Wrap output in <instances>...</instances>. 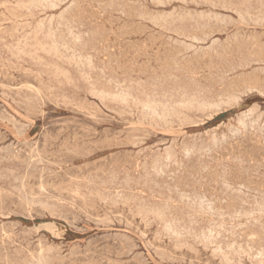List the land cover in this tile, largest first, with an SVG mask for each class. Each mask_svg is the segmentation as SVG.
Wrapping results in <instances>:
<instances>
[{
    "label": "rangeland",
    "instance_id": "obj_1",
    "mask_svg": "<svg viewBox=\"0 0 264 264\" xmlns=\"http://www.w3.org/2000/svg\"><path fill=\"white\" fill-rule=\"evenodd\" d=\"M0 0V38H2V40L0 39V152H4L5 149H7V151L5 150L4 153H0V198L2 199V202H0V264H28L29 262H31L32 260H35L33 263L31 262V264H107L109 261L110 263L109 264H138V260H139V264H263L264 263V196L262 197V192H263V195H264V178L261 179L262 177H264V132L262 133V131H264L263 129V126H264V121H262L264 119V45H262L264 43V2L263 0H254V1H250V0H240V1H235V0H205L207 2H205L204 0H194L195 1V4H194V1L193 0H153L155 1V3L157 4H153V1L152 0H48V2H42L41 0ZM10 1V3H12L11 5H14L17 3H21V4H18L17 3V7L16 5L14 6H11L10 3L8 2ZM14 1V2H13ZM22 1V2H21ZM33 3H32V2ZM81 1V2H80ZM83 1V2H82ZM89 1V2H88ZM93 3H92V2ZM95 1H97V3L99 2L100 4L98 5ZM137 3H135V2ZM162 1V2H161ZM173 1V2H172ZM213 1V2H211ZM218 1V2H217ZM231 1V2H229ZM247 1V2H246ZM29 3L28 6L26 5V3ZM36 2V3H35ZM52 2V3H51ZM55 2V3H54ZM58 2V4H57ZM60 2V3H59ZM65 2V3H64ZM71 2V3H70ZM73 2V3H72ZM76 2V3H75ZM79 2V3H78ZM107 2L108 5H105ZM115 2V5L114 3ZM118 2V3H116ZM120 2V3H119ZM134 2V3H132ZM169 4V5H166L165 3ZM169 2V3H168ZM183 2V3H181ZM187 4H186V3ZM205 2V3H204ZM218 5H216L215 3ZM221 2V3H220ZM227 2V3H226ZM239 2V3H238ZM245 2V3H244ZM249 2V3H248ZM254 2V4L252 3ZM256 2V3H255ZM259 2V4L257 3ZM263 2V3H262ZM3 3L5 4V6L3 5ZM25 3V5L23 4ZM32 3V4H30ZM112 5H111V4ZM159 3V5H158ZM162 3V4H161ZM185 3V4H184ZM193 3V4H192ZM200 3V4H199ZM209 5H208V4ZM214 3V5H213ZM225 3V4H224ZM230 3V4H228ZM241 3V4H240ZM248 3V5H247ZM251 3V4H250ZM33 4H35L33 6ZM43 4V5H42ZM46 4V6H45ZM48 4V5H47ZM51 4H55L54 6L51 5ZM57 4V5H56ZM60 4V5H59ZM80 4V6H79ZM90 4V5H88ZM93 4V5H91ZM102 4V5H101ZM105 7H104V5ZM117 4V5H116ZM124 4V5H123ZM161 4V5H160ZM171 4V6H170ZM190 4V5H189ZM192 4V5H191ZM197 4V5H196ZM211 4V5H210ZM228 4V5H227ZM233 4V5H232ZM245 4V5H244ZM257 4V5H256ZM263 4V5H262ZM9 6L6 8V6ZM20 5V6H19ZM24 5V6H22ZM40 8H39V6ZM49 5L52 6V9H49ZM60 7H59V6ZM78 5V6H77ZM84 5V7H83ZM119 5V6H118ZM123 7H121V6ZM126 5V6H125ZM145 5V6H144ZM156 5V6H155ZM185 5H188L185 6ZM221 5V6H220ZM225 5V6H224ZM231 5V6H230ZM235 5V6H234ZM238 5V6H237ZM242 5V6H241ZM253 7H251V6ZM259 5V6H258ZM261 5V6H260ZM4 6V7H3ZM11 6V7H10ZM32 8H31V7ZM41 9L42 6H45V7H42V11L41 10H37L38 8ZM48 6V7H47ZM90 6V7H89ZM92 6V7H91ZM95 8H94V7ZM99 6H101L99 8ZM106 6H109V7H106ZM113 6V7H112ZM141 9V10H139ZM141 6V8H140ZM165 6V7H164ZM195 6V7H194ZM199 6V7H198ZM201 6V8H200ZM214 6V7H212ZM216 6V7H215ZM220 6V7H219ZM238 8H237V7ZM240 6V7H239ZM245 9H242L244 8ZM258 6V7H257ZM3 7V8H2ZM15 7V8H14ZM22 7H23V10H22ZM47 7V8H46ZM56 7V8H54ZM70 7V8H69ZM80 7V9H78ZM121 7V8H120ZM142 7H143V10L145 12L142 11ZM146 7V8H144ZM206 7V8H205ZM225 7V8H224ZM227 7V8H226ZM229 7V9H228ZM234 7V9H233ZM242 7V8H241ZM253 8V10L251 8ZM261 7V8H260ZM6 8L7 10V13H6V10L4 9ZM11 8V10H9ZM21 8V10H20ZM31 10H29V9ZM45 8V9H44ZM91 8V9H90ZM103 8H105L104 10H102ZM107 8V9H106ZM137 8V9H136ZM185 8V9H183ZM214 8V9H213ZM232 8V9H231ZM237 8V9H236ZM239 8H241L239 10ZM251 9V12H250V9ZM259 8V9H258ZM12 9L13 11H16V12H13L12 13ZM16 9V10H15ZM25 9V10H24ZM48 9V10H47ZM55 9V10H54ZM68 9V10H67ZM85 9V10H83ZM90 9V11H89ZM109 9V10H108ZM124 9V10H123ZM179 9V10H178ZM189 9V10H188ZM217 9V10H215ZM225 9V10H224ZM228 9V11H226ZM236 9V11H235ZM249 11H248V10ZM19 10V11H18ZM29 10V11H28ZM35 10V12L33 11ZM63 10V12H62ZM65 10V11H64ZM73 10V11H71ZM96 10V11H95ZM117 10V11H116ZM122 10V11H120ZM128 10V11H127ZM129 10H131L129 12ZM138 10L140 11V13H142L140 16V13H138ZM153 10V11H151ZM155 10L157 12H155ZM177 10V11H175ZM185 10V11H183ZM194 10V11H193ZM214 10V11H213ZM219 10V11H218ZM231 10L233 11L231 13ZM18 11L19 14H16ZM24 11V12H22ZM40 11V12H39ZM50 11V12H49ZM85 11V12H84ZM89 11V12H88ZM95 11V12H94ZM98 11V12H97ZM105 11V12H104ZM125 11L127 12V14L125 13ZM161 11V12H160ZM180 11V12H179ZM191 14H190V12ZM193 11V13H192ZM203 11V13L201 12ZM208 11V12H207ZM213 11V12H212ZM236 13H235V12ZM246 13H244V12ZM255 11V13H254ZM11 12V13H10ZM28 14H27V13ZM30 12H33L34 15L32 16L33 13H30ZM43 12V13H42ZM47 12V13H46ZM60 12V13H59ZM65 15V16H63ZM70 15H69V13ZM76 12V13H75ZM108 12V13H107ZM129 12V14H128ZM136 12V13H135ZM153 12V14H152ZM170 12L172 13V15L170 14ZM182 12V13H181ZM186 12V13H185ZM195 12V13H194ZM216 12V13H215ZM219 12V13H218ZM223 12V13H222ZM228 12V13H227ZM241 12V13H240ZM258 12V13H256ZM262 12V13H260ZM9 13V14H8ZM24 13V15H23ZM35 13H38V14H35ZM68 13V14H67ZM80 13V14H79ZM94 13V14H93ZM110 13V14H109ZM125 13V14H124ZM158 13L160 15H158ZM167 13V14H166ZM174 13V15H173ZM181 13V14H180ZM215 15H214V14ZM218 13V14H217ZM245 14V16L243 15L242 17L240 16V14ZM253 13V14H252ZM4 14V15H3ZM42 14V15H41ZM60 14V15H59ZM120 14V15H119ZM144 14V15H143ZM155 14V16H153ZM157 14V15H156ZM182 14L183 16L186 18V21H185V18L182 17ZM188 14V15H187ZM197 14V15H195ZM207 14V16H206ZM211 14V15H210ZM222 14V15H220ZM251 14V15H250ZM255 14V15H254ZM261 14V18H259V15ZM263 14V16H262ZM2 15H3V18H2ZM8 15V17H6ZM17 15H19L17 17ZM27 15H30V16H27ZM40 15V16H39ZM57 15V16H56ZM61 19H60V17ZM63 17H62V16ZM89 15V16H88ZM93 15V16H92ZM100 15V16H99ZM131 15V16H130ZM136 15V16H135ZM148 15V17L146 16ZM163 15V16H162ZM166 15V16H165ZM170 15V16H169ZM193 16V17H190V16ZM199 15V16H198ZM214 15V16H213ZM222 17H220V16ZM228 17H227V16ZM255 17H254V16ZM258 15V16H257ZM24 16V17H22ZM36 17L33 19V17ZM55 16V17H54ZM179 16V17H178ZM198 16V17H197ZM205 16V17H204ZM213 16V17H212ZM250 16V17H249ZM6 17V18H5ZM32 19H30V18ZM65 17V18H64ZM102 17V18H101ZM128 19H127V18ZM138 17V19H137ZM147 20H146V18ZM161 17V18H160ZM168 17V18H167ZM173 17V19H172ZM188 17V18H187ZM211 17V18H210ZM217 17L218 18H221L220 20L218 19V24L216 23L217 22ZM225 17V19H224ZM230 17V19H229ZM245 17L247 18L246 21H245ZM251 17L256 20L254 21L253 19H251ZM263 17V18H262ZM28 18V19H27ZM46 18H47V22H46ZM51 18H53L52 20H50ZM56 18V19H55ZM67 18V19H66ZM71 18V19H70ZM89 18V20H88ZM111 18V19H109ZM142 18H145L143 20H141ZM151 20H149V19ZM156 20H155V19ZM160 18V19H159ZM168 19V20H165V19ZM181 18V20H180ZM191 18V19H189ZM210 18V19H209ZM232 18V19H231ZM236 18V19H235ZM239 18V19H238ZM242 18V19H241ZM12 19V20H10ZM41 19V20H40ZM45 21H44V20ZM59 19V20H58ZM66 19V20H65ZM73 19V20H72ZM171 19V20H170ZM175 19V21H173ZM177 19V21H176ZM184 19V21H183ZM197 19H200L202 21H198ZM206 19V20H205ZM209 19V20H207ZM214 19V20H213ZM241 19V21H240ZM244 19V20H243ZM249 19V20H248ZM251 19V20H250ZM263 19V20H262ZM21 20V21H20ZM24 20V21H23ZM39 20V24H37L36 22H38ZM64 20V21H63ZM76 20V21H75ZM117 20V21H116ZM146 20V21H145ZM158 20L160 21H163V22H159ZM190 20L191 23H190ZM235 20V22H233ZM260 20V22H259ZM262 20V21H261ZM5 21H7L6 23H4ZM19 21V22H18ZM52 21V22H51ZM56 23L54 25V22ZM62 21V22H61ZM69 21V22H66ZM74 21V22H73ZM100 21V22H99ZM107 21V22H106ZM121 21V22H120ZM148 21V22H147ZM150 21H155L153 22V24L150 22ZM158 21V22H157ZM173 21V22H172ZM182 21V22H181ZM189 21V23H188ZM194 21H195V24H194ZM206 21V22H205ZM213 21V23H212ZM215 21V22H214ZM220 21V23H219ZM224 21V22H223ZM228 21V22H227ZM249 21V22H248ZM253 21V23H252ZM11 22V24L9 23ZM31 24H30V23ZM59 22V23H58ZM76 22V23H75ZM98 22V23H97ZM120 22V23H118ZM125 22V23H124ZM135 22V23H134ZM139 22V23H138ZM166 22V23H164ZM187 22V23H186ZM193 22V23H192ZM198 22V23H197ZM204 22V23H203ZM211 24H210V23ZM222 22V24H221ZM260 24H259V23ZM2 23V24H1ZM26 25V26H24ZM27 23V24H26ZM29 23V24H28ZM34 25H33V24ZM42 23V24H41ZM52 23V24H51ZM61 23V24H60ZM65 23V24H64ZM73 23V24H72ZM79 23L80 26H78L77 24ZM123 23V25H122ZM127 23H130V24H127ZM138 23V25H137ZM155 23V24H154ZM176 23V24H174ZM200 23V24H199ZM224 23V25H223ZM225 23H227V26ZM238 23V24H237ZM252 23V25H251ZM263 23V24H262ZM18 24V25H16ZM45 24V25H43ZM51 24V26H49ZM69 24V25H67ZM72 26H71V25ZM85 24V25H84ZM141 24V25H140ZM144 24V25H143ZM161 24V26L159 25ZM168 24V27H166ZM180 24H182L180 27H178ZM186 24H189V26H187ZM206 24V25H205ZM214 24L213 27H211L212 25ZM217 24V25H216ZM221 24V25H220ZM258 24V26H257ZM22 25V26H21ZM29 25V26H27ZM38 25V27L36 26ZM45 26V28L43 26ZM58 25V26H57ZM73 25H77L78 27V31H75V28L76 27H73ZM82 25V26H81ZM99 25V27H98ZM113 25V26H112ZM127 25V26H126ZM135 25V26H134ZM146 25V26H145ZM152 25V26H151ZM156 27H155V26ZM166 25V26H164ZM175 27H174V26ZM178 25V26H177ZM185 27H184V26ZM201 25V26H200ZM220 25V28L218 29ZM260 25V26H259ZM11 26V27H10ZM15 26L17 27V29L15 28ZM23 28H21V27ZM32 26V27H31ZM36 26V28H35ZM41 26V27H40ZM50 27V30L47 28V27ZM55 26V27H54ZM61 26V28H59ZM62 26H64L62 28ZM66 26H68L66 28ZM88 26V27H87ZM122 28H121V27ZM138 26V27H137ZM144 26V27H143ZM157 26H159L157 28ZM174 28H173V27ZM194 26V27H193ZM207 26V27H205ZM210 26V27H209ZM217 26V27H216ZM228 29H226L225 27ZM235 26V27H234ZM13 27V28H12ZM28 27H31V28H28ZM34 27V28H33ZM72 27L74 30H72ZM86 27V28H84ZM96 29H95V28ZM104 27V28H103ZM111 27V28H110ZM119 27V28H118ZM126 27V28H125ZM133 27V28H132ZM165 27V28H164ZM194 29H193V28ZM200 27V28H199ZM217 29H216V28ZM5 28V30H4ZM12 28L13 31H11L10 29ZM15 28V29H14ZM19 28V29H18ZM40 31H38L37 30ZM44 28V30L42 29ZM71 28V29H70ZM81 28V30H80ZM84 28V29H82ZM103 28V29H101ZM129 28H131L130 30H128ZM138 28V30H137ZM143 28H145V30L147 29V32H143L145 31ZM149 28V29H148ZM151 28V30H150ZM153 28V29H152ZM157 28V29H156ZM165 33H164V30ZM167 28V29H166ZM170 28H173V29H170ZM179 30H178V29ZM187 28V29H186ZM204 28V29H203ZM214 28V29H213ZM230 28V29H229ZM23 29V30H22ZM26 29V30H25ZM46 29V30H45ZM61 29V31L59 30ZM67 29V30H65ZM77 29V28H76ZM89 29V31H88ZM99 29V30H98ZM155 29V30H154ZM170 29V31H169ZM177 32H176V30ZM186 29V30H185ZM191 29V30H190ZM193 29V30H192ZM210 29H212V33L210 31ZM17 32H16V31ZM29 30V31H28ZM52 30V31H51ZM53 30H56L55 32H53ZM70 32H69V31ZM104 30V31H103ZM108 30V31H107ZM112 30V31H111ZM123 30V31H122ZM127 30V31H126ZM162 30V31H161ZM174 30V32H172ZM185 30V31H184ZM188 30L189 33H188ZM199 30V31H197ZM207 30V31H206ZM246 32H244V31ZM2 31V32H1ZM4 31V32H3ZM15 31V32H14ZM24 31V32H23ZM44 31V32H43ZM60 31V32H59ZM64 31V33L62 32ZM83 31V32H81ZM86 33H85V32ZM94 31V32H93ZM118 31V32H117ZM121 31V32H120ZM134 33H133V32ZM157 31V32H156ZM180 31V32H178ZM204 31V32H203ZM215 31V32H214ZM219 31V32H218ZM226 31V32H224ZM237 31V32H236ZM258 31L259 35L256 33ZM263 31V32H262ZM11 32V33H10ZM28 32H29V36L28 35ZM34 32V33H33ZM39 33V37L36 35V33ZM59 32V33H58ZM67 32V35L66 33ZM73 34H72V33ZM81 35H80V33ZM93 32V34H92ZM114 32V33H113ZM128 32V33H127ZM132 32V33H131ZM140 32V33H139ZM164 34H163V33ZM168 32V33H166ZM172 34H171V33ZM176 32V33H175ZM183 32V34H182ZM207 32V33H206ZM244 32V33H243ZM11 35H10V34ZM14 33V34H13ZM17 33V35L15 34ZM32 33V34H31ZM54 33V34H52ZM70 33V34H68ZM76 33L78 35H76ZM84 35H83V34ZM91 33V34H90ZM101 33V34H99ZM123 33V34H122ZM124 33L126 35H124ZM157 33V34H155ZM158 33H161V34H158ZM191 33V34H190ZM201 34V35H198V34ZM225 33V34H224ZM239 33H243V34H239ZM4 34V37H2V35ZM19 34L21 36H19ZM36 35V36H33V35ZM43 34V35H42ZM57 34V35H56ZM58 34L60 36H58ZM65 37H63V35ZM72 34V35H71ZM86 34V35H85ZM90 34V35H89ZM98 34V35H97ZM124 38H122V35ZM134 36H133V35ZM142 34V35H141ZM149 34V35H148ZM177 34V35H176ZM189 36H188V35ZM195 34V35H194ZM209 34L211 35V37L209 36ZM8 35L10 37H8ZM27 35V36H25ZM49 35V36H48ZM52 35V36H51ZM55 35V36H54ZM76 36V39L73 38L74 36ZM89 35V36H88ZM93 37H92V36ZM108 35V36H107ZM110 35V36H109ZM113 35V36H112ZM155 35V37H154ZM160 35V36H159ZM181 35V36H180ZM184 37H183V36ZM214 37H213V36ZM232 35V36H231ZM241 35V36H240ZM256 35V36H255ZM14 37V40H13V37ZM15 36H19V37H15ZM42 36V37H41ZM46 36V37H44ZM58 38V43L61 45H59L57 43V38ZM62 36V38H61ZM79 36V38L77 37ZM84 38H83V37ZM103 36V38H102ZM109 38H107V37ZM116 36V38H115ZM129 36V37H128ZM142 36V37H141ZM149 36V37H148ZM153 36V37H151ZM162 39L160 40L159 37ZM177 36V37H176ZM192 36H195L192 37ZM201 36V37H199ZM205 36V37H204ZM210 37L211 39L207 38V37ZM230 36V37H229ZM237 38H236V37ZM248 36V37H247ZM250 36V37H249ZM253 36V37H252ZM21 37V38H20ZM23 37V39H22ZM26 39H25V38ZM34 37L35 40L38 38V40H34ZM49 37V38H48ZM70 37V38H69ZM82 37V38H81ZM89 37V38H88ZM98 37V38H97ZM121 37V38H120ZM151 37V38H150ZM173 39H172V38ZM193 39H192V38ZM226 37V38H225ZM233 37V38H232ZM247 37V38H246ZM257 37V38H255ZM261 37V38H260ZM9 41H7V39ZM10 38V39H9ZM12 38V39H11ZM17 38V39H16ZM41 38V39H40ZM45 40L46 38V42L43 40ZM51 38V39H50ZM96 38V39H95ZM171 39L172 41L170 42L169 39ZM179 38V39H178ZM186 38V39H185ZM190 38V39H189ZM198 38V39H197ZM200 38V39H199ZM219 40H217V39ZM236 38V39H235ZM250 38V39H249ZM262 39V41L260 39ZM5 39V40H4ZM16 39V40H15ZM22 39V41H21ZM50 39V40H49ZM54 39V40H53ZM60 39H63V40H60ZM64 39H67V40H64ZM72 39V40H71ZM82 39L85 41H82ZM93 39V40H92ZM108 39V40H107ZM121 39V40H120ZM145 41H144V40ZM148 39V40H147ZM149 39H153L152 41ZM156 39H158L157 41H155ZM167 39V40H166ZM175 39H177V41H175ZM196 39V40H195ZM202 39V40H201ZM206 39V40H205ZM208 39V40H207ZM217 42H216V40ZM239 41H238V40ZM242 39V40H241ZM247 39H249L247 41ZM259 39V40H258ZM12 42H11V41ZM18 40V41H17ZM25 40V42H24ZM27 40H31L32 42L30 41H27ZM60 40V42H59ZM70 40V41H69ZM74 40V41H73ZM81 40V41H79ZM90 42H89V41ZM133 40V41H132ZM185 40V41H184ZM187 40V41H186ZM191 40V41H190ZM197 40H198V43H197ZM200 40L202 41V43L200 42ZM211 40V41H210ZM222 40V41H220ZM232 40V41H231ZM245 40V41H243ZM252 40H253V43H252ZM20 41V43H18ZM26 41L28 43H26ZM34 41V42H33ZM44 41V42H43ZM52 41V42H51ZM62 41V42H61ZM63 41H65L64 43L67 45H65L63 43ZM69 41V42H67ZM93 41V42H92ZM108 43H107V42ZM189 41V42H188ZM196 41V42H195ZM204 41H205V44H204ZM229 41V42H228ZM231 41V42H230ZM238 41V42H237ZM241 41V42H240ZM257 41V42H256ZM6 42V43H4ZM22 42L24 44H22ZM36 42V43H35ZM43 42V43H42ZM55 42V43H54ZM74 42V43H73ZM83 42V43H82ZM125 42V43H124ZM144 42V43H143ZM146 42V43H145ZM155 42V43H154ZM170 42V43H169ZM173 42V43H172ZM176 42V44H175ZM181 43V44H178ZM200 42V43H199ZM213 42V43H212ZM219 42V44H218ZM234 42H237L239 45H237V43H234ZM240 42V43H239ZM243 42V43H242ZM246 42V43H245ZM1 43H4V44H1ZM16 43V44H15ZM51 43V45H50ZM75 44V47L70 44ZM80 43V44H78ZM86 43H87V46H86ZM96 43V44H95ZM107 43V44H106ZM154 43V44H152ZM168 43V44H166ZM189 43V45H188ZM222 45H221V44ZM249 43V44H248ZM259 43V44H257ZM13 44V45H12ZM22 44V45H21ZM25 44L27 46V48H25ZM37 44H41V46ZM44 44V45H43ZM55 44V45H54ZM78 44V45H77ZM90 44V45H89ZM101 44V45H100ZM103 44V45H102ZM110 44V45H108ZM152 44V46H151ZM161 44V46H160ZM176 46H175V45ZM178 44V45H177ZM183 44V45H182ZM192 44V45H191ZM197 44V45H196ZM202 44V46H201ZM218 44V45H217ZM235 44V45H234ZM247 44V45H245ZM257 44V45H256ZM3 45H4V48H3ZM11 47H10V46ZM17 45V46H16ZM37 45V47H36ZM43 45V47H42ZM57 45V47H56ZM63 45V46H62ZM81 45V46H80ZM99 45V46H98ZM119 45V47H118ZM135 45V46H134ZM137 45V46H136ZM143 45H146V46H143ZM165 45V47H164ZM169 46V47H166ZM172 45V47H171ZM185 45V46H184ZM191 45V46H190ZM196 45V46H194ZM207 45V46H206ZM209 45V46H208ZM215 45V46H214ZM255 46L253 48V46ZM262 45V46H261ZM31 46V47H30ZM35 49H40L43 48L41 51L40 50H33L34 47ZM46 46V47H44ZM51 49V51H53L54 49H57V50H54L53 53L48 49V47ZM55 46V47H53ZM71 46V47H70ZM77 46V47H76ZM102 48H101V47ZM106 49H105V47ZM128 46V47H127ZM145 48V49H143ZM151 46V47H150ZM187 46V47H186ZM190 46V47H189ZM201 46V47H200ZM204 46L206 48H204ZM214 46V47H213ZM222 48H221V47ZM226 46V47H225ZM228 46V47H227ZM232 46V47H230ZM236 46V47H235ZM240 46V48H239ZM243 46V47H242ZM8 47L10 49H8ZM19 51H18V49ZM41 47V48H40ZM53 49H52V48ZM70 47V48H69ZM82 47V48H81ZM88 47V48H86ZM96 49H95V48ZM114 47V49H113ZM130 47V48H129ZM150 47V48H149ZM164 47V48H163ZM175 47V48H174ZM180 47V48H179ZM182 47V49H181ZM185 47V48H184ZM196 49H194V48ZM212 47V48H211ZM220 50H219V48ZM224 47V48H223ZM245 47V48H244ZM12 48V49H11ZM16 49V52L17 54H19L20 56H18L16 54V52H14L13 50ZM30 48V49H29ZM33 48V49H32ZM47 48V49H46ZM69 48V49H67ZM73 48V49H72ZM74 48H77V49H74ZM111 48V49H110ZM116 48V49H115ZM126 48V49H125ZM135 48V49H134ZM140 48V50H139ZM161 48V50L159 51V49ZM173 48H174V51H173ZM178 48V49H177ZM211 48V49H209ZM227 48V50L225 49ZM229 48V49H228ZM235 48V50L232 51V49ZM254 50H253V49ZM259 48H261L259 50ZM5 49V50H4ZM22 49H25V50H22ZM44 49L46 51H44ZM59 49V50H58ZM66 49V50H64ZM79 49V50H78ZM83 49H87L86 53H85V50ZM95 49V53L93 52ZM109 49V50H108ZM113 49V50H112ZM122 49V50H121ZM129 49V50H128ZM184 49V50H183ZM187 49V50H186ZM192 49V50H191ZM209 49V51H207ZM213 49V51H211ZM218 49V50H217ZM225 49V50H223ZM238 49V51H237ZM246 49V50H245ZM258 49V50H256ZM4 50V51H2ZM31 51V55H30V51ZM49 50V51H48ZM72 50V51H71ZM79 52H78V51ZM81 50V52H80ZM83 50V51H82ZM93 50L92 52H89ZM97 50V51H96ZM107 50L109 51L107 53ZM139 52H138V51ZM176 50V51H175ZM179 50V51H178ZM182 50L183 52L185 53H182ZM229 50H231L229 52ZM252 50V51H251ZM10 51V52H8ZM12 51V53H11ZM25 51V52H24ZM37 51H40L39 53L40 54H37L36 52ZM47 51L50 53L49 55L51 56H48L47 55ZM56 51V52H55ZM59 51V53H57ZM64 51V52H63ZM77 53L78 55L81 56L82 52V57L80 56H77ZM129 51V52H128ZM137 51V52H136ZM141 51V52H140ZM143 51V52H142ZM145 51V52H144ZM147 51V52H146ZM165 51V53H164ZM188 53H187V52ZM191 51V52H190ZM211 51V53H210ZM218 51V53L216 52ZM251 51V52H250ZM7 52V53H6ZM14 52V53H13ZM20 52V53H19ZM22 52H24V55L21 54ZM34 52V53H33ZM43 52H45L43 55ZM62 52V53H61ZM66 52V53H65ZM89 52V53H88ZM97 52V53H96ZM104 52V53H103ZM128 52V53H127ZM160 52V53H159ZM163 52V54H162ZM170 52V53H169ZM179 54H177V53ZM205 52V53H204ZM210 54H209V53ZM225 52V53H224ZM227 52V53H226ZM235 52V53H234ZM243 52L245 53V55L243 54ZM247 52V54H246ZM257 52V53H256ZM9 53V54H8ZM35 53H36V56H35ZM52 53V55H51ZM66 56H65V54ZM81 53V54H80ZM110 53V54H109ZM124 53V54H123ZM139 53V54H138ZM147 53V54H146ZM159 53V55H158ZM167 53V54H166ZM187 53V54H186ZM199 53V54H197ZM204 53V54H202ZM216 53V54H215ZM233 53V55H229ZM8 54V55H7ZM12 54V55H11ZM15 54V55H14ZM29 54V55H28ZM62 54H63V57H62ZM85 54V55H84ZM119 54V55H118ZM120 54H122L120 56ZM165 54V55H164ZM169 54V55H168ZM176 54V55H175ZM182 54V55H181ZM220 54V55H219ZM243 54V55H242ZM17 55V57H15ZM22 55V56H21ZM31 56L28 57V56ZM34 55V56H33ZM58 55V58H56L55 56ZM69 55V56H68ZM72 55H76L75 58H73L74 56ZM87 55V56H86ZM90 55H93V56H90ZM95 55V56H94ZM102 55V56H101ZM157 57H156V56ZM194 55V56H193ZM197 55V56H196ZM207 55V56H205ZM218 55V56H217ZM242 57H241V56ZM246 55H249L246 57ZM6 56V57H5ZM25 56V57H23ZM38 56V57H37ZM60 56V57H59ZM65 56V57H64ZM85 56V58L83 57ZM135 57L133 59V57ZM172 56V57H171ZM174 56H177V58L175 57V59H173ZM185 56V57H184ZM188 56V57H187ZM205 58H204V57ZM210 56H212L210 58ZM218 59H217V57ZM225 56V57H224ZM227 56V57H226ZM236 56V57H234ZM15 57V58H13ZM21 57V58H20ZM61 57H62V60H61ZM67 57V58H66ZM95 57V59L93 58ZM122 57V58H121ZM138 57V58H137ZM152 57V58H151ZM156 57V58H155ZM187 57V58H186ZM195 57V58H194ZM197 57V58H196ZM200 57V58H198ZM215 57V58H214ZM240 57V58H238ZM250 57V58H249ZM253 57V58H252ZM2 58V59H1ZM5 58V59H4ZM11 58V59H10ZM34 58V60H33ZM43 58L41 61L39 59ZM54 58V59H53ZM69 58H72L69 59ZM81 58V59H79ZM89 58V59H87ZM185 58L186 61H184L183 59ZM188 58H190L188 60ZM193 58V59H192ZM204 58V60H202ZM208 58V59H207ZM221 58V59H220ZM224 58V59H223ZM227 58V60H226ZM238 58V59H237ZM244 58V59H243ZM10 59V60H9ZM21 59L23 61H21ZM64 59V60H63ZM66 59V61H65ZM75 59V60H74ZM84 59V60H83ZM90 59L92 60V62L90 61ZM98 59V60H97ZM116 59V60H115ZM124 59V60H122ZM156 59V60H155ZM162 59V60H161ZM171 59L168 63V60ZM198 59V60H197ZM246 59V60H245ZM252 59V60H251ZM8 61V62H4V61ZM17 60H19L18 63ZM31 60V61H30ZM39 60V61H37ZM61 60V61H60ZM69 63H68V61ZM78 62H77V61ZM81 60V61H80ZM97 60V61H94ZM102 60V62H101ZM134 62L132 63L131 61ZM181 60L183 62H181ZM195 60V61H194ZM197 60V61H196ZM200 60V61H199ZM220 60V61H219ZM230 60V61H229ZM3 61V62H2ZM57 61V62H56ZM59 61V62H58ZM74 61V62H72ZM85 63H84V62ZM87 61L91 62V63H88ZM120 61V62H119ZM129 61V62H128ZM156 61V63H155ZM161 61V62H159ZM164 61V62H163ZM174 63H173V62ZM189 61V62H188ZM192 61V62H191ZM194 61V63H193ZM213 61V62H212ZM248 61V62H246ZM252 61V62H251ZM256 61L258 62V64L256 63ZM261 61V62H260ZM30 62V63H29ZM37 62V63H35ZM44 62V63H42ZM47 62V63H46ZM63 64H62V63ZM70 62L71 65H70ZM82 62L84 64H82ZM115 62V63H113ZM143 62V63H141ZM151 62V63H149ZM167 62V63H166ZM192 64H191V63ZM211 62V63H210ZM220 62V63H218ZM225 65H224V63ZM245 62V63H244ZM253 62L256 64L255 67L253 65ZM46 63V64H45ZM74 63V64H73ZM76 63V64H75ZM87 63V65H86ZM94 63V64H93ZM97 65H96V64ZM121 63V64H120ZM162 63H165V64H162ZM179 63H180V66H179ZM186 63V66L183 65V64ZM205 63V64H204ZM210 63V64H209ZM214 63V64H212ZM230 63V64H229ZM263 63V64H262ZM8 64V65H7ZM13 64V65H12ZM18 64V65H17ZM27 64V65H26ZM67 64H69V67ZM73 64V65H72ZM80 64V68H79V65ZM82 64V65H81ZM116 64V65H115ZM118 64V65H117ZM124 64V66H122ZM131 64V65H130ZM136 64V66L134 67L133 65ZM140 64V65H138ZM145 64V65H144ZM147 64V66H146ZM157 64V66H156ZM162 64V65H161ZM198 64V66H197ZM216 64V65H215ZM247 64V65H246ZM261 64V65H259ZM22 65V66H21ZM43 65V66H42ZM49 65H52L54 66V68L56 69V71H60L62 68L64 71L63 73L62 70L58 73L55 71V69H52V66H49ZM57 65L60 67L58 68ZM67 65V66H66ZM78 65V67H77ZM87 67H85V66ZM95 65V66H94ZM108 65V66H107ZM121 65V66H119ZM178 65V66H176ZM190 65V67H189ZM199 65L201 67H199ZM209 66L210 65V68L208 69L207 67L205 66ZM213 65V66H212ZM240 65V67H239ZM246 65V66H245ZM252 65V66H251ZM13 66V67H12ZM21 66V67H20ZM42 66V67H41ZM45 66V67H44ZM49 66V67H48ZM62 66V67H61ZM76 66V67H75ZM84 66V68H83ZM90 66V69H88V67ZM93 68H92V67ZM104 66V67H103ZM127 67V70L125 69ZM146 66V67H145ZM161 66V67H160ZM164 66V67H163ZM171 66H174V67H171ZM183 66V67H182ZM189 68H188V67ZM194 66V67H192ZM197 66V67H196ZM244 66V67H243ZM29 68V70H27L26 68ZM45 69H44V68ZM47 67L49 69H47ZM57 67V68H56ZM75 67V68H74ZM97 67V68H96ZM120 67V69H118ZM123 67V68H122ZM128 70V68H130ZM137 67L140 69V72H139V69H137ZM152 67V68H151ZM169 67V68H168ZM202 67H205L204 69ZM216 67V68H215ZM219 67V68H218ZM227 67H230L231 70ZM236 67V68H235ZM238 67V68H237ZM254 67V69H253ZM68 68V69H66ZM83 68V69H82ZM99 68V69H98ZM154 68V69H153ZM160 68V69H159ZM181 68V69H180ZM199 68V69H197ZM201 68V69H200ZM212 68V69H211ZM221 68V69H220ZM225 68V70H224ZM240 68V69H239ZM243 68V69H242ZM247 68V69H245ZM250 68V69H249ZM263 70H262V69ZM10 69V70H9ZM19 69V70H18ZM26 69V70H25ZM58 69V70H57ZM81 70V71H78L77 73L75 72V70ZM92 69V70H91ZM101 69H103L101 71ZM145 69V70H144ZM147 69V70H146ZM171 69V70H170ZM176 69V71H175ZM185 70L186 72H184L183 70ZM190 69H194L193 70H190ZM211 69V70H210ZM215 69V70H214ZM241 70V71H238ZM245 69V70H244ZM260 69V70H259ZM7 70V71H6ZM18 70V71H17ZM31 70V71H30ZM68 70L66 72V74L68 73V78H67V75L64 74L65 71ZM94 70L96 71L94 73ZM99 70V71H98ZM132 70H134L132 72ZM153 70V71H152ZM165 70V71H164ZM175 72H174V71ZM177 70L179 71L177 73ZM201 70V72H200ZM210 70V71H209ZM222 70V71H220ZM256 70V71H255ZM6 71V72H5ZM12 71V72H11ZM14 71H16L14 73ZM20 71V73H19ZM36 74H34V72ZM55 71V72H54ZM92 71V72H91ZM104 71V72H103ZM111 71V72H110ZM113 71V72H112ZM145 71V72H144ZM148 71V72H147ZM155 71V72H154ZM168 73H167V72ZM171 71V72H170ZM183 71V72H181ZM191 71V72H190ZM205 71V72H204ZM209 71V72H208ZM220 71V73H219ZM224 71H226L224 73ZM228 71V72H227ZM237 71V72H236ZM255 71V72H254ZM23 72H25V74H23ZM39 72V75L41 76H37ZM48 72V73H47ZM80 72L83 74H80ZM102 72V73H101ZM132 72V73H131ZM135 72V73H134ZM144 72V73H143ZM152 72V73H151ZM160 72L163 73L160 75ZM174 72V73H173ZM222 72V73H221ZM230 72H232L230 74ZM257 72V73H256ZM14 75H13V74ZM19 73V74H18ZM28 73V74H27ZM32 73V74H31ZM56 73V74H54ZM61 73V74H59ZM88 77L91 76V78H87L86 79V75ZM90 73V74H89ZM92 73V74H91ZM98 73V74H97ZM104 73V74H103ZM146 73V75H145ZM154 73V74H153ZM167 73V74H166ZM172 73V74H170ZM177 73V74H176ZM191 73V74H190ZM195 73V74H194ZM200 73V74H199ZM202 73V74H201ZM204 73V74H203ZM206 73V74H205ZM210 73V74H209ZM218 73V74H217ZM242 73V74H240ZM247 73H249L250 75H248ZM263 73V74H262ZM51 76L50 78L48 77V75ZM53 76H52V75ZM70 74V75H69ZM103 74V75H102ZM106 74V75H105ZM152 74V75H151ZM158 74V75H157ZM170 74V75H169ZM186 74V75H185ZM188 74V75H187ZM209 74V75H208ZM221 74H223L221 76ZM256 76L254 77L253 76ZM13 75V76H12ZM55 75H57L56 78L58 79H54ZM61 75V77L59 76ZM84 75H85V78H84ZM121 75V76H120ZM130 75V76H129ZM132 75V76H131ZM145 75V76H144ZM166 75V76H165ZM173 75V76H172ZM176 75V77H175ZM178 75V76H177ZM184 75V76H183ZM192 78H191V76ZM194 75V76H193ZM204 75V76H203ZM206 75V76H205ZM216 75V76H214ZM227 75V76H226ZM239 75V76H237ZM242 75V76H241ZM260 75V76H259ZM44 76V77H42ZM46 76V77H45ZM63 76V77H62ZM67 80H64L65 77ZM83 78H82V77ZM97 76V77H96ZM107 76V77H106ZM115 78H114V77ZM123 76V77H122ZM156 77V78H152V77ZM161 78H159V77ZM162 76V77H161ZM164 76V77H163ZM169 76V77H168ZM189 76V77H188ZM200 76V77H199ZM203 76V77H202ZM210 76V78H209ZM212 76V77H211ZM234 76V77H233ZM248 76V77H246ZM6 77V78H5ZM15 77V78H14ZM40 77V78H39ZM105 77V78H104ZM141 77V78H140ZM147 77V78H146ZM187 78V80H185ZM207 77V78H205ZM215 79H214V78ZM222 77V79L220 78ZM231 79H229V78ZM236 77V78H235ZM5 80H4V79ZM8 78V79H7ZM12 78V79H11ZM64 78V79H63ZM70 78V79H69ZM72 78V79H71ZM133 78V79H132ZM136 78V79H134ZM159 78V79H157ZM164 78V79H163ZM174 79V78H177V80H171V79ZM185 78V79H183ZM190 78V79H189ZM213 78V79H212ZM254 78H257V79H254ZM258 78L260 80H262L263 82H261L260 80L258 82H260V84L258 82H256V80H258ZM15 79V81H14ZM41 79V80H40ZM46 79V80H45ZM53 79V80H52ZM103 79V80H101ZM126 79V80H125ZM130 79V80H129ZM146 79V80H145ZM150 79V80H148ZM156 79V80H155ZM183 79V80H182ZM206 79V80H205ZM218 79V80H217ZM226 79V80H225ZM228 79V80H227ZM252 79V80H251ZM13 80V81H12ZM43 80V81H42ZM51 80V81H50ZM73 80V81H72ZM86 82H84V81ZM95 80V81H94ZM108 80V81H107ZM114 83L115 80H116V84L119 86H117L115 83L113 84L112 82ZM118 80V81H117ZM125 80V81H124ZM137 80V81H136ZM140 80V82H139ZM166 80V81H165ZM171 80V81H170ZM185 80V81H184ZM192 80V81H191ZM196 82H195V81ZM201 80V82H200ZM250 80V81H249ZM40 81V82H39ZM72 81V82H75V83H72V82H69ZM77 81L79 82V84L77 83ZM90 81V82H89ZM94 81V82H92ZM98 81V82H97ZM124 81V82H123ZM132 83H129L131 82ZM144 81V83H143ZM149 81V82H148ZM161 81V82H160ZM182 81V82H181ZM195 83H194V82ZM206 81V83H205ZM227 81V82H226ZM235 81V83H234ZM249 81V82H247ZM253 83H252V82ZM13 82V83H12ZM16 82V83H15ZM47 82V83H46ZM50 82V83H49ZM67 82V83H66ZM89 82V84H88ZM97 82V83H96ZM100 82V83H99ZM109 84H107V83ZM128 82V83H127ZM134 82V83H133ZM157 82V83H156ZM160 82V83H159ZM174 82H176L175 86H174ZM198 82V83H197ZM205 84H204V83ZM210 82V84H209ZM220 82V83H219ZM222 82V83H221ZM226 82V83H225ZM239 84V86L237 85V83ZM59 83V84H58ZM61 83V84H60ZM86 83V84H85ZM105 83V84H104ZM126 83V85L124 84ZM138 84L140 83L138 86L137 85H134V84ZM144 85H143V84ZM153 83V84H152ZM172 83V84H171ZM188 83H191L189 84L188 86ZM200 83V84H199ZM247 85H246V84ZM263 83V84H262ZM42 84V85H41ZM64 84V85H63ZM68 84V85H67ZM69 84H71V86H69ZM91 84V85H90ZM95 86H94V85ZM122 84V85H121ZM130 84V85H129ZM163 84V85H162ZM203 84V86H202ZM220 84V86H219ZM236 84V85H235ZM242 84V85H241ZM254 84V86L252 85ZM17 85V86H16ZM73 85H76L75 88ZM101 85V86H100ZM107 85V86H106ZM123 85L125 87H123ZM132 85V87L130 88V86ZM150 85L152 87H150ZM161 85V86H160ZM181 85V86H180ZM191 85H195L194 87L191 86ZM208 85V86H207ZM260 85V86H259ZM45 86V87H44ZM89 86H93L94 88H91ZM114 86H116L115 88H113ZM122 86V87H120ZM138 88H137V87ZM141 86V87H139ZM145 86V88H144ZM155 86V87H154ZM167 86V87H166ZM177 86H179L180 88H177ZM187 86V87H186ZM196 86L198 87V89L196 88ZM201 86L203 87V89L201 88ZM216 86V88L214 87ZM219 86V87H217ZM223 86V87H222ZM242 86V87H241ZM263 86V87H261ZM49 87V88H48ZM128 87V88H127ZM157 87V88H156ZM175 87V88H174ZM184 87L185 90H182ZM189 87V88H188ZM200 87V88H199ZM48 88V90L46 89ZM51 88V92L49 91V89ZM55 89L54 91L52 89ZM97 88V90H100V89H103L99 92H97V90L95 89ZM100 88V89H98ZM118 88V89H117ZM124 88V90H123ZM130 88V89H129ZM137 88V90H136ZM140 88V89H139ZM188 88V89H187ZM195 88V89H194ZM219 88V89H217ZM246 88V89H245ZM261 88V89H260ZM79 89V90H78ZM95 89V90H93ZM128 91H127V90ZM134 91H131L133 90ZM209 89V90H208ZM215 91H214V90ZM240 89V90H239ZM249 89V90H248ZM37 90V91H36ZM47 90V92H46ZM57 90V91H56ZM107 90V91H106ZM118 90V91H117ZM153 90V91H151ZM172 90V91H171ZM176 90V91H175ZM203 90V91H201ZM205 90V91H204ZM252 90V92L250 91ZM64 91V92H63ZM84 91V92H83ZM87 91V92H86ZM91 91V92H90ZM93 91H96L95 93ZM116 91V92H114ZM121 91V92H120ZM124 91V93H126L124 95V93L122 92ZM131 91V93H130ZM138 91V92H136ZM144 93H143V92ZM163 91V92H162ZM187 91V92H186ZM191 93H189V92ZM198 91V92H197ZM248 91V92H247ZM251 94H250V92ZM94 94H93V93ZM105 92V93H104ZM129 92V93H128ZM157 92V93H155ZM165 92V93H164ZM166 92H169V93H166ZM180 92V93H179ZM204 92V93H203ZM206 92V93H205ZM209 92V93H208ZM211 92V93H210ZM238 92L240 94H243V95H240L238 94ZM242 92V93H241ZM245 94H244V93ZM259 92V93H258ZM19 93V94H18ZM56 95L53 96V94ZM84 95H83V94ZM92 93V94H89ZM102 93V94H101ZM109 93H110V96L112 98H110L109 96ZM121 93V94H120ZM143 93V94H142ZM160 93V94H159ZM171 93V95H169ZM173 93V94H172ZM182 93V94H181ZM185 93V95H184ZM189 93V94H188ZM195 93V94H194ZM208 93V94H207ZM237 93V94H236ZM7 94V95H5ZM86 94V95H85ZM102 95L103 98H97V97H100L99 95ZM118 98H116L117 96ZM128 94H130L128 96ZM145 94V95H144ZM153 96H151V95ZM165 94V95H162ZM178 94L179 95V99L177 100L178 98ZM198 94V95H197ZM204 94V95H202ZM211 94V96H210ZM258 94V95H257ZM93 95V96H91ZM95 95V96H94ZM108 95V96H107ZM127 95V97H126ZM143 95V96H141ZM148 95V96H147ZM156 95V97H155ZM175 95L176 96V99H175ZM183 95V96H182ZM189 95V96H188ZM196 95V96H195ZM206 95V96H205ZM234 95V96H233ZM7 96V97H6ZM17 96V97H16ZM30 96V98H29ZM62 96V97H61ZM101 96V97H102ZM107 96V98H106ZM114 96V97H113ZM122 97V98H119ZM126 98H125V97ZM137 98H135V97ZM147 96V97H146ZM164 97L161 98V97ZM173 96V97H172ZM182 96V97H181ZM195 96V97H194ZM199 96V100L197 99ZM201 96V97H200ZM204 96V97H203ZM237 96V98H236ZM239 96V97H238ZM263 96V97H262ZM15 97V98H14ZM86 97V99H84ZM109 97V99H108ZM132 97H134L135 99H133ZM152 97V100L149 99V98ZM172 97V98H171ZM194 97V98H193ZM224 97V98H223ZM232 97V98H231ZM240 97H241V102H240ZM29 99L26 100L25 99ZM70 98V99H69ZM88 98V100H87ZM93 98V99H92ZM105 98V101L103 100ZM131 100H129V99ZM153 98H156L155 100ZM167 98V99H166ZM168 98H171V100ZM174 98V99H173ZM181 98V99H180ZM185 98V100H184ZM187 98V99H186ZM190 98V99H188ZM203 98V99H202ZM205 98V99H204ZM208 98V99H206ZM231 98V99H230ZM239 98V99H238ZM32 99V101H31ZM37 99V100H36ZM58 99V100H57ZM60 99V100H59ZM66 99V100H64ZM74 99V100H73ZM116 99V103L114 104V100ZM117 99H119V101L117 102ZM128 99V100H126ZM133 99V100H132ZM136 99H139L140 100V103L139 100H136ZM146 99V100H145ZM158 99V100H157ZM163 99V100H162ZM212 99L214 101H212ZM219 99V100H218ZM227 99V100H226ZM234 99V100H233ZM238 99V100H237ZM109 100V101H108ZM112 100V101H111ZM122 100V101H121ZM136 100V104L134 103ZM145 100V101H144ZM147 100H149L148 102L150 103H147ZM174 100V101H172ZM182 100V101H181ZM187 100H190V101H187ZM196 100V101H195ZM204 102H203V101ZM211 100V101H210ZM222 100V101H221ZM231 100V101H229ZM236 100V101H235ZM31 101V103L29 102ZM38 101L40 102L38 104ZM65 101V102H64ZM68 101V102H67ZM71 101V102H70ZM76 101V102H75ZM85 101V103L83 102ZM102 101V102H101ZM104 101V102H103ZM107 101V102H106ZM128 101V102H127ZM131 101V102H130ZM142 101V103H141ZM159 101V103H158ZM171 101V102H170ZM181 101V103H179ZM184 101V102H183ZM194 101V102H193ZM202 101V102H201ZM209 101V102H208ZM217 101V102H216ZM231 102V104L229 102ZM89 103V105H87ZM111 102V103H110ZM122 102V103H121ZM133 102V103H132ZM143 102H146L148 106H151L152 107H157L161 109V107H163L161 110H159V113H160V118L156 116H154L153 114H150L149 111L147 110V105L146 103L144 104ZM154 102V103H153ZM156 102V104H155ZM167 102V103H165ZM198 102L200 103H212L214 104H217V103H220L221 107L219 108V111H218V108H208V107H205L203 108L202 106L199 107L198 106ZM227 102V103H226ZM60 103V104H59ZM73 105H71V104ZM93 103V105H92ZM104 103V104H103ZM119 103V104H117ZM126 103V104H125ZM129 105L130 108H132V106H134L132 109H129L128 106L126 105ZM153 103V104H152ZM164 103V105H163ZM168 103H170V105H168ZM173 103H177L176 107L174 106L175 104ZM188 103V104H187ZM193 105H190L192 104ZM224 103V105H222ZM54 104V105H53ZM66 104V105H65ZM69 104V105H67ZM84 108H83V106ZM96 106H95V105ZM121 104L124 106H121ZM134 104V105H133ZM139 104L140 106L138 107ZM160 104H162L163 106H161ZM167 104V105H166ZM182 104V105H181ZM186 106H184V105ZM228 104V105H227ZM238 104V105H237ZM25 105V106H24ZM35 105V106H34ZM39 105V106H38ZM65 105L66 106V109H65ZM77 105V107H75ZM91 105V106H90ZM106 109H105V107ZM155 105V106H154ZM180 105V106H179ZM190 105V106H189ZM226 105V106H225ZM233 105V106H232ZM237 105V106H236ZM255 105V106H254ZM71 106V107H70ZM95 106V107H94ZM117 106V107H116ZM137 106V107H136ZM144 106V107H143ZM146 106V108H145ZM167 106V107H165ZM170 106V108H169ZM198 106V108H196ZM226 108H225V107ZM228 106V107H227ZM230 106V107H229ZM22 107V109H21ZM29 112H33L31 114H29ZM37 107V108H36ZM75 107V108H74ZM89 107V108H88ZM92 107V108H91ZM115 107V108H114ZM141 107V108H140ZM143 107V108H142ZM172 107V109H171ZM174 107V108H173ZM181 107V109H180ZM184 107L186 108V111H184ZM190 107V108H189ZM254 107V108H253ZM256 107V108H255ZM39 108V109H38ZM74 108V109H73ZM98 108V109H97ZM113 108V110H112ZM169 110L167 112V110ZM176 108H179V109H176ZM191 108L193 111L197 110L198 111H191ZM195 108V109H194ZM214 108V109H213ZM25 109V110H24ZM41 109V110H40ZM79 109V110H78ZM88 109V110H87ZM111 109V110H109ZM121 109V110H120ZM124 109V110H122ZM130 110H133L129 111ZM145 109V110H144ZM174 109V110H173ZM201 109V111H199ZM203 109H207L209 111L205 112L206 110H204L202 112ZM257 111H256V110ZM22 110V111H21ZM90 110V111H89ZM164 110V111H163ZM183 110V111H182ZM189 110V111H188ZM212 110V111H211ZM216 110V112H215ZM221 110V111H220ZM254 110V112L252 111ZM262 110V111H261ZM43 111V112H42ZM81 111V112H80ZM84 111V112H83ZM113 111V112H111ZM127 113H125V112ZM142 111H145V112H142ZM148 111V112H147ZM173 111H176L175 113ZM182 113V115L180 116H183V117H180L179 116V112ZM191 111V112H190ZM216 114H214L213 113ZM249 111V113H248ZM27 114H26V113ZM83 112V113H82ZM91 113V114H88ZM117 112V113H115ZM123 112V113H121ZM132 112V113H131ZM141 112V113H140ZM162 112H166V116L165 118L163 117L164 113ZM184 112V113H183ZM188 112V113H186ZM198 112V113H197ZM202 114H201V113ZM209 112V113H208ZM260 112L262 114H260ZM40 115H37L39 114ZM119 113V114H118ZM138 113V114H137ZM145 113V114H144ZM174 113V114H173ZM178 113V114H176ZM244 113V115H243ZM258 113V114H257ZM34 114V115H33ZM110 114V115H109ZM115 114V115H114ZM123 114V115H122ZM132 114V116H131ZM137 114V115H136ZM140 114V116H139ZM150 116H149V115ZM171 114V117L169 116ZM185 114V115H184ZM189 118H186L187 116ZM205 114V115H204ZM211 114V115H209ZM247 114V115H246ZM253 114H255L254 116H257V117H254L252 116ZM5 115V117H3ZM10 118H9V116ZM28 115V116H27ZM37 117H36V116ZM84 115V116H83ZM96 115V116H95ZM126 115H129L126 117ZM144 115V116H143ZM163 115V116H162ZM173 115V116H172ZM179 118H178V116ZM197 115V116H196ZM208 115V116H207ZM242 115V116H241ZM250 115V116H249ZM95 116V117H94ZM114 116V117H113ZM122 116V117H121ZM142 116L144 117V119H142ZM153 116V120H152V117ZM185 116V117H184ZM194 116V118H193ZM203 116V117H202ZM207 116V118H206ZM244 116V118H243ZM247 116V117H246ZM263 116V117H262ZM13 117V118H12ZM131 117V118H130ZM141 119H140V118ZM150 117V119H149ZM155 117V118H154ZM163 117V118H162ZM175 117V118H173ZM178 120H177V118ZM197 117V118H196ZM246 117V118H245ZM251 117H254L253 119L250 120ZM258 117H259V120H258ZM2 118L4 120H2ZM92 118V119H91ZM103 118V119H102ZM158 118V119H157ZM171 118V120L169 119ZM184 118V119H183ZM242 118V119H241ZM256 118V119H255ZM262 118V119H261ZM9 119V120H8ZM11 119V120H10ZM106 119V120H105ZM133 119V120H132ZM140 119V120H139ZM162 119V120H161ZM174 119V120H172ZM179 119L180 122L179 123ZM194 119V120H193ZM209 119V120H207ZM232 119V120H231ZM248 119V120H247ZM128 122H126V121ZM129 120V121H128ZM138 120V121H137ZM147 120V121H146ZM152 120V121H151ZM160 120V121H159ZM184 120V121H183ZM191 120L192 123H190L189 121ZM194 123H193V121ZM199 120V121H198ZM236 120H239L238 122ZM247 120V121H246ZM13 121V122H12ZM123 123H122V122ZM144 121V123H142ZM147 123H146V122ZM154 121V122H153ZM158 121V122H156ZM165 121V123L163 122ZM167 121V123H166ZM171 121V122H170ZM178 121V122H177ZM197 121V122H196ZM229 121V122H228ZM234 121V122H233ZM242 121H245V122H242ZM253 121V122H252ZM259 121H261L259 123ZM67 122V123H65ZM150 122V123H149ZM152 122V123H151ZM156 124L154 125L153 123ZM174 122V123H173ZM195 122H196V125H195ZM206 122V123H205ZM64 123V124H63ZM131 123V124H129ZM162 125H161V124ZM171 125H170V124ZM173 123V124H172ZM190 123V124H189ZM202 123V125H201ZM223 123V124H222ZM241 123H242V127H241ZM258 123V124H256ZM60 124V125H59ZM147 124V125H146ZM151 124V125H150ZM167 124V125H166ZM177 124V125H176ZM189 124V125H188ZM198 124V125H197ZM222 124V125H221ZM246 124V125H245ZM261 124V125H260ZM23 128H22V126ZM183 125V126H182ZM191 125V126H190ZM195 125V126H194ZM231 125V126H229ZM234 125H236L234 127ZM239 125V127H238ZM166 126V128L164 127ZM221 126V127H220ZM245 126V127H244ZM248 126V128H247ZM251 126V127H250ZM253 126V127H252ZM255 126H257L255 128ZM220 127V129H218ZM241 127V129H240ZM21 130H20V129ZM29 128V129H27ZM163 128V129H162ZM170 128V129H169ZM239 128V129H238ZM243 128V129H242ZM254 128V130H253ZM260 128V129H259ZM27 129V130H26ZM63 129V130H62ZM111 129V130H110ZM134 129V130H133ZM137 129V130H136ZM223 129V130H222ZM245 129H246V133L245 132ZM20 130V131H19ZM60 130V133L58 132ZM75 130V131H74ZM199 130V131H198ZM218 130L217 134H216V131ZM222 130V131H221ZM226 130V131H225ZM229 130V131H228ZM241 132H240V131ZM260 130V131H259ZM18 131V132H17ZM63 131V133H62ZM67 131V132H66ZM80 131V132H79ZM89 131V132H87ZM120 131V132H119ZM127 131V132H126ZM140 131V132H139ZM211 131V132H210ZM231 131V132H230ZM250 131V133H249ZM252 131V132H251ZM257 131V133H256ZM25 132V133H24ZM97 132V133H96ZM145 132V133H144ZM210 132V133H209ZM222 132V133H221ZM227 132V133H226ZM255 132V133H253ZM77 133V134H76ZM124 133V134H123ZM135 133V134H134ZM140 133V134H139ZM220 133V134H219ZM238 135H237V134ZM254 135H253V134ZM74 134H76V136L74 137ZM96 134V135H95ZM115 134V136H114ZM128 134V135H127ZM130 134V135H129ZM143 134V135H142ZM147 134V136H146ZM199 134H201L199 136ZM208 134V136H207ZM222 134V135H221ZM228 134V135H227ZM242 134V135H241ZM249 134V135H248ZM50 135V136H49ZM106 135V136H105ZM108 135V136H107ZM117 135H120V136H117ZM127 135V136H126ZM142 135L141 137H138L137 136H140ZM205 135V136H203ZM215 135V136H214ZM224 135V137H223ZM236 135V136H235ZM240 135V136H239ZM248 138H247V136ZM251 135V136H250ZM258 135V136H257ZM46 136V137H44ZM150 136V137H149ZM211 136H212V139H211ZM229 138H228V137ZM233 136V137H232ZM235 136V137H234ZM263 136V137H262ZM4 137V138H3ZM68 137V138H67ZM84 137V138H82ZM87 139H86V138ZM108 137V138H107ZM113 137V138H111ZM128 137V138H127ZM132 137V138H130ZM134 137V138H133ZM136 137V138H135ZM145 137V138H144ZM192 137V138H191ZM204 137V138H203ZM209 137V138H208ZM226 137V139H225ZM240 137V139H239ZM255 139H254V138ZM45 138V139H44ZM59 138V139H58ZM71 138V139H70ZM74 141H73V139ZM107 138V139H105ZM122 138V139H121ZM130 138V140H129ZM143 138V140L141 139ZM150 138V139H149ZM191 138V139H190ZM195 138V140H193ZM202 140H200V139ZM208 138V139H207ZM216 140H215V139ZM247 138V139H246ZM251 138V139H250ZM259 138V140H258ZM55 139V140H53ZM77 139V140H76ZM85 139V140H84ZM105 139V140H104ZM124 139V140H123ZM131 139H135V140H131ZM147 139V140H146ZM183 139V140H182ZM188 139V142L187 140ZM205 139V140H204ZM224 139V140H223ZM228 139V140H227ZM230 139V140H229ZM232 139V140H231ZM237 139V140H236ZM81 140V141H80ZM97 140V141H95ZM116 140V141H115ZM130 142H129V141ZM137 140V142H136ZM198 140V141H197ZM200 140V141H199ZM209 140V142H208ZM241 140V141H240ZM253 140V141H251ZM256 140V141H255ZM12 141V143H11ZM55 141V143H54ZM67 141V142H66ZM73 141V143H72ZM93 141V142H92ZM96 143H95V142ZM108 141V142H107ZM134 141V142H133ZM143 141V143H141ZM176 141V142H174ZM217 141H219L217 143ZM234 141V142H233ZM244 141V142H242ZM32 142V145H30V143ZM89 142V144L87 145V143ZM99 143V146H98V143ZM136 142V143H135ZM140 142V143H139ZM145 142V143H144ZM166 144H165V143ZM193 142V144H192ZM215 142V143H214ZM222 142V143H221ZM237 142V143H236ZM246 142V143H245ZM252 142V143H251ZM254 142V144H253ZM255 142H258L259 143V146L257 143ZM21 143V144H20ZM61 143V144H60ZM76 143V144H75ZM92 143H94V145H92ZM106 143V144H105ZM133 143V144H132ZM139 143V144H138ZM164 143V144H163ZM182 143L184 145V143L187 145V148L188 146L190 148L186 149V145H184V148L182 146ZM189 143V144H188ZM204 143V144H203ZM206 143V144H205ZM217 143V144H216ZM222 145H221V144ZM229 143V144H227ZM263 143V145H262ZM16 144V145H15ZM20 144V146H19ZM37 146H36V145ZM46 144V145H45ZM49 144V145H48ZM66 144V145H65ZM104 144V145H103ZM122 144V146H120ZM155 144V145H154ZM158 144V145H157ZM163 144V145H162ZM211 146H210V145ZM226 146V148H224V145ZM233 144V145H232ZM238 144H244L243 146H240ZM10 145V148H7L6 146L9 147ZM18 145V146H17ZM27 145V146H26ZM29 145V146H28ZM60 145V146H59ZM64 147H63V146ZM77 145V146H76ZM102 145V146H101ZM117 145V146H115ZM133 145V146H131ZM134 145H139V146H134ZM152 146V148H150ZM171 145V146H170ZM175 145V146H174ZM217 145V146H216ZM229 145V146H228ZM238 145V149L236 148ZM256 147H255V146ZM262 145V146H261ZM14 146V147H13ZM31 146V147H30ZM33 146V148H32ZM98 146V147H97ZM120 146V147H119ZM148 146V147H146ZM197 146V147H196ZM207 146V147H206ZM219 146V148H217ZM233 146V147H231ZM235 146V147H234ZM248 146V148L246 147ZM36 147V148H35ZM45 147V149H43ZM60 147V148H59ZM69 147H70V150H69ZM74 150H73V148ZM104 147V148H103ZM136 147V148H135ZM166 147V149L168 150H164V148ZM169 147V148H168ZM173 150V152L175 153V156L173 152L172 155L170 153L171 148ZM192 147V148H191ZM194 147V148H193ZM205 147V148H204ZM228 147V148H227ZM231 147V148H230ZM240 147V149H239ZM245 147V148H244ZM262 147V148H261ZM12 148V149H11ZM21 148V149H20ZM31 148V149H30ZM77 148V149H75ZM144 148H149V150L147 149H144ZM158 148V150H157ZM212 148V149H211ZM242 148V149H241ZM247 148V149H246ZM252 148V149H250ZM254 148V149H253ZM256 148V150H255ZM12 152H11V150ZM15 149V150H13ZM70 152H68L67 151ZM82 149V150H81ZM91 149V150H90ZM159 149H161L159 151ZM177 149V150H176ZM179 149V150H178ZM184 149V151H183ZM186 149V150H185ZM190 149V150H189ZM200 149V150H199ZM221 149H222V152H221ZM223 149L225 151H223ZM10 150V151H9ZM24 150V151H23ZM66 150V152H65ZM73 150V151H72ZM76 150V152H74ZM89 152H88V151ZM141 150V152L139 151ZM142 150L143 153H142ZM156 150V151H155ZM183 152H182V151ZM193 150V152H191ZM208 150V151H207ZM219 150V151H218ZM236 150V151H234ZM262 150V151H261ZM36 151V152H35ZM82 151V152H81ZM128 151V152H127ZM132 151V152H131ZM139 151V152H138ZM147 151V152H146ZM166 151V152H165ZM180 151H181V154H180ZM190 153H189V152ZM200 151V152H199ZM207 151V152H206ZM244 151V152H243ZM246 151H251L250 153H254L255 154H247L249 152H246ZM254 151V152H252ZM259 151V152H258ZM86 152V153H85ZM134 152V153H133ZM159 152V153H158ZM165 152V153H164ZM168 152V153H167ZM191 154V155H188L187 153ZM196 152V153H195ZM202 152V154H200ZM216 152H220L219 155L216 153ZM227 155H225V153ZM232 152V153H231ZM235 152V153H233ZM240 152V153H239ZM246 152V153H245ZM258 152V154H257ZM262 152V153H261ZM8 153V154H7ZM10 153V154H9ZM38 153V154H36ZM62 153V154H61ZM74 153V154H73ZM77 153V155H76ZM84 153V154H83ZM128 153V154H126ZM141 153V154H139ZM149 153V155H148ZM153 156H151V154ZM154 153V154H153ZM157 153V154H156ZM167 153V154H166ZM179 153V154H178ZM198 154L197 156L195 154ZM60 154V155H59ZM144 154V155H143ZM163 154V156L161 155ZM169 154V155H168ZM179 155L177 157V155ZM183 154V155H182ZM194 154V155H193ZM208 154V155H207ZM233 156H232V155ZM238 156H237V155ZM243 154V155H242ZM260 154V155H259ZM63 155V156H62ZM79 155V156H78ZM124 155V156H123ZM126 155V156H125ZM131 155V156H130ZM139 155V156H137ZM147 155V156H146ZM156 155V156H154ZM160 155V156H159ZM185 155L187 156V158L185 157ZM203 157H202V156ZM210 155V156H209ZM214 155V156H213ZM224 157H221L223 156ZM251 157H249V156ZM259 155V156H258ZM3 156V157H2ZM17 156V157H16ZM19 156V157H18ZM47 156V157H46ZM136 156V158L134 157ZM169 156H172V157H169ZM191 156V158H190ZM201 156V157H200ZM206 156H209L208 158ZM218 156V157H217ZM226 156H228L227 158H225ZM232 156V157H231ZM236 156V157H235ZM241 156H243L242 158H240ZM256 156V157H255ZM260 158H258V157ZM12 157V158H11ZM38 157V159L36 158ZM54 157V159H53ZM129 157V158H128ZM148 157V158H146ZM150 157V158H149ZM160 157V159H159ZM164 157V158H163ZM176 157V158H175ZM181 157V158H179ZM185 157V158H184ZM205 157V158H204ZM211 157V159H210ZM214 157V158H213ZM236 159H234V158ZM24 158V159H23ZM112 158V159H111ZM132 158V159H130ZM162 158V159H161ZM166 158V159H165ZM172 158V159H170ZM189 158V161H187V159ZM198 160H196V159ZM223 158V160H222ZM232 158V159H231ZM239 158V159H238ZM247 158V159H246ZM251 161H250V159ZM58 159V160H57ZM61 159V160H60ZM103 159V160H102ZM105 159V160H104ZM131 161H130V160ZM143 159H147L146 161L143 160ZM153 159V160H152ZM159 161H158V160ZM182 160L181 163H180V160ZM191 159V160H190ZM204 159V161H203ZM213 159V160H212ZM238 159V160H237ZM263 159V160H262ZM3 160H5L3 162ZM8 162H7V161ZM33 160V161H32ZM167 160L168 165L166 164L167 162L165 161ZM171 160H174V161H171ZM194 160V162L192 161ZM218 162H217V161ZM221 160V161H220ZM231 160V161H230ZM233 160V161H232ZM248 160V161H247ZM257 160V161H255ZM113 161L114 164L116 166H114V164L112 163ZM137 161V163H136ZM171 161V162H170ZM197 161V164H195V162ZM203 161V163H202ZM208 161V162H207ZM214 161V162H213ZM220 161V163H219ZM242 161V162H241ZM244 161V162H243ZM246 161V162H245ZM250 161V162H249ZM255 161V162H254ZM260 162V163H257V162ZM262 161V162H261ZM96 162V164H95ZM145 162H148V163H145ZM158 166H156V164ZM165 162V163H164ZM179 162V163H177ZM193 166L191 167V165ZM206 162V163H205ZM223 162V164H222ZM238 162V164L236 165V163ZM240 162V163H239ZM22 163V164H21ZM29 163V165L27 164ZM32 163V164H31ZM126 163V164H124ZM136 163V164H134ZM144 163V164H143ZM151 163H152V166H151ZM176 163V164H175ZM184 163V164H183ZM194 163V164H193ZM216 163V164H215ZM219 163V164H217ZM246 163V164H245ZM36 164V165H35ZM41 164V165H40ZM82 164V166H81ZM84 164V165H83ZM101 164V166H100ZM118 164V165H117ZM130 164V165H129ZM132 164H134V166H132ZM148 164V165H146ZM160 164V165H159ZM213 164V166L211 165ZM222 164V165H220ZM227 164L230 166V168L227 166ZM232 164V165H231ZM244 164V165H242ZM249 164V165H248ZM253 164V165H252ZM259 166H258V165ZM24 165V166H23ZM105 165V166H104ZM120 165V166H119ZM124 165V166H123ZM137 165V166H136ZM154 165V166H153ZM173 165V166H172ZM180 165V166H179ZM181 165H183L181 167ZM210 165V166H209ZM242 165V166H241ZM23 166V167H22ZM35 166V167H34ZM106 167L105 170L102 171V169L100 167L103 168ZM115 168H114V167ZM164 166V168H163ZM168 168H167V167ZM216 166V168H215ZM227 168V173H226V169L224 168ZM252 166V167H251ZM254 166V167H253ZM263 166V167H261ZM38 169V173H36V171H34V168ZM43 167V168H42ZM60 167V168H59ZM110 167V168H109ZM113 167V168H112ZM124 167V168H123ZM145 167V169H144ZM147 167V168H146ZM160 167V168H159ZM199 167V168H198ZM208 167V168H207ZM234 167H238L237 168V171H236V168ZM256 167V168H255ZM259 167V168H258ZM21 168V169H20ZM28 168V169H27ZM33 168V170H32ZM56 168V169H55ZM79 168V169H78ZM98 168V169H97ZM101 170H100V169ZM109 168V169H108ZM112 168V169H111ZM134 168L137 170L135 171ZM150 168V169H149ZM171 168H175L174 170L171 169ZM179 168V170H178ZM183 170H182V169ZM186 168V170L184 169ZM211 168H213L211 170ZM217 168H218V171H217ZM232 168V169H231ZM234 168V169H233ZM242 168L243 169V173H241L242 171ZM255 168V169H254ZM263 168V169H262ZM48 169V170H47ZM115 169V170H114ZM122 169V170H121ZM127 169V171H126ZM130 169V170H128ZM131 169H133V171H131ZM141 169V170H140ZM153 169V170H152ZM159 169V170H157ZM163 169V170H162ZM168 169V170H167ZM200 169V170H199ZM208 169V170H206ZM222 169V170H221ZM224 169V171H223ZM241 169V171H240ZM258 169V170H256ZM260 169V170H259ZM262 169V170H261ZM4 170V171H3ZM11 170V171H10ZM27 172H26V171ZM50 170V172H49ZM97 170V171H96ZM108 170V171H107ZM119 170V172H118ZM125 170V172L123 171ZM141 172H140V171ZM145 170V171H144ZM157 170V172H156ZM172 170V171H171ZM176 170V172H175ZM202 170V171H201ZM205 170V172H204ZM248 170H251L250 172ZM256 170V171H254ZM24 171V172H23ZM31 171V172H30ZM46 171V172H45ZM54 171V172H53ZM58 171V172H57ZM92 171H96V173L92 172ZM104 173H102V172ZM113 171V172H112ZM140 173H139V172ZM149 171V172H148ZM167 171V172H166ZM195 171V172H194ZM197 171V172H196ZM208 171V172H207ZM223 173H222V172ZM231 171V172H230ZM233 171V172H232ZM236 171V172H235ZM239 171V172H238ZM246 174H245V172ZM260 171V172H259ZM11 172H15V174L11 173ZM52 172V173H51ZM89 172V173H88ZM99 172V176L97 175V173ZM117 172V173H116ZM123 172V173H122ZM138 172V174H137ZM152 172V173H151ZM170 172V174H169ZM172 172H175V173H172ZM180 172V174L178 173ZM184 172V173H183ZM188 172V173H187ZM190 172V173H189ZM203 172V174H202ZM217 172V173H216ZM229 172V173H228ZM238 172V173H237ZM248 172V174H247ZM5 176H4V174ZM25 173V174H24ZM34 175H33V174ZM81 173V174H80ZM93 173V174H92ZM121 173L124 175L122 177ZM132 173V174H130ZM135 173V174H134ZM183 173V174H182ZM188 175H187V174ZM199 176H197L198 174ZM211 173V174H210ZM235 173V174H233ZM250 173V174H249ZM19 174V175H17ZM76 174V175H75ZM88 174H92L94 176L95 179H100V176L102 177L100 180H95L93 178V176L91 175H88ZM101 174V175H100ZM109 174V175H108ZM111 174V175H110ZM114 174V175H113ZM117 174H119L120 176H118ZM130 176H128V175ZM146 174V175H145ZM148 174V175H147ZM150 174V175H149ZM161 174V176H160ZM167 174L169 176H167ZM178 174V176H177ZM197 174V175H196ZM214 174V175H213ZM224 174V175H223ZM229 174V175H228ZM237 174H239L238 176H236ZM242 174V175H241ZM245 174V177L243 176ZM259 174V175H258ZM33 176V177H29V176ZM77 178L78 176V181L77 179L73 178L72 177ZM90 177H88V176ZM103 175V176H102ZM108 175V176H107ZM134 175V176H133ZM145 175V176H144ZM154 175V176H153ZM166 175V176H165ZM187 175V176H186ZM190 175V177H188ZM204 175V176H203ZM206 175V176H205ZM210 175V176H209ZM233 175V176H232ZM235 175V176H234ZM247 175V176H246ZM252 175V176H251ZM258 175V176H257ZM261 175V176H260ZM50 176V177H49ZM71 176V178H70ZM96 176V177H95ZM106 176V178H105ZM115 176V177H113ZM135 177H139V178H135L133 180V178ZM143 176V177H142ZM153 176V177H152ZM159 176V177H158ZM175 178H174V177ZM208 176V177H207ZM213 176V177H212ZM230 176V177H229ZM242 176V177H240ZM249 176V177H248ZM251 176V178H250ZM255 176V177H254ZM3 177V179H2ZM13 177V178H11ZM17 177V178H15ZM69 177V178H68ZM113 177V178H112ZM119 180H118V178ZM126 177V178H125ZM142 177V178H141ZM149 177V179H148ZM164 177V179H163ZM168 177H170L168 179ZM184 177V178H183ZM187 177V178H186ZM196 177V178H195ZM201 177V178H200ZM225 177V178H224ZM228 177V178H226ZM232 177V178H231ZM254 177V178H253ZM258 177V178H257ZM6 178V179H5ZM19 178V179H18ZM22 178V179H21ZM87 178V179H86ZM90 182H89V180ZM109 178V180H108ZM115 178V179H114ZM121 178V179H120ZM152 178V179H151ZM155 178V179H153ZM160 178V179H159ZM167 180H166V179ZM183 178V179H181ZM194 178V179H193ZM234 178V179H233ZM238 178L239 180H236ZM9 182H8V180ZM16 179V180H14ZM21 180V182H19ZM56 179V182H54ZM70 179V180H69ZM84 179V180H83ZM86 179V180H85ZM124 179V180H123ZM138 179V180H136ZM143 179V180H142ZM148 179V180H147ZM174 179V180H173ZM192 179V180H190ZM198 179V180H197ZM202 181L203 179V182ZM206 179V180H205ZM211 179H213L211 181ZM225 179V180H223ZM226 179L227 181H229L228 183L226 182ZM244 179V180H243ZM246 179V180H245ZM259 179V180H257ZM14 180V181H13ZM63 180V181H62ZM84 182H82V181ZM88 180V181H87ZM94 180V181H92ZM104 180V181H102ZM142 180V181H140ZM154 180V181H153ZM158 180V182H157ZM161 181L160 185H159V182ZM164 180V181H163ZM182 180V182H180ZM184 180V181H183ZM189 180V182H188ZM197 180V181H196ZM210 180V181H209ZM222 180V181H221ZM248 180V182H247ZM255 180V181H254ZM261 180V183H259ZM2 181V182H1ZM8 182V184H6V182ZM11 181V182H10ZM19 182V183H15V182ZM69 185H67V183ZM70 181V182H68ZM76 181V183H75ZM101 181V182H100ZM109 181V182H107ZM118 181V186L116 185V182ZM122 181V183H121ZM126 181V182H125ZM129 181V182H128ZM137 183H136V182ZM150 181V182H149ZM170 181V182H169ZM176 181H179V182H176ZM193 181V183H192ZM196 181V182H194ZM206 181V182H204ZM209 181V182H208ZM214 181V182H213ZM216 181V182H215ZM239 181V182H238ZM5 184H4V183ZM28 182V183H27ZM53 182V183H52ZM63 182V184H62ZM72 182V183H71ZM78 182V183H77ZM82 182V183H81ZM97 182V184H95ZM111 182V183H110ZM114 182V183H112ZM140 182V183H139ZM142 182L144 185H142ZM154 182V183H153ZM155 182H157V185ZM166 182V183H164ZM187 182V183H185ZM201 182V184H200ZM214 184V188L212 187L213 183ZM224 184H227V185H224ZM242 182H243V185H242ZM256 182V183H255ZM52 183V184H51ZM71 183V184H70ZM88 183V184H87ZM92 183V185H91ZM99 183V184H98ZM106 183V184H105ZM110 183V184H109ZM120 183V184H119ZM127 185H126V184ZM130 183V184H129ZM145 183L148 185L145 186ZM154 185V187H151L152 185ZM163 183V184H162ZM171 185H169V184ZM177 183V184H176ZM206 183V184H205ZM211 183V184H210ZM237 183V184H236ZM254 183H255V186H254ZM259 183V184H257ZM20 184V185H19ZM40 184V186H39ZM45 184V185H43ZM47 184H51L49 187L47 186ZM54 184V185H53ZM60 184V185H59ZM74 184V185H72ZM76 184V185H75ZM83 184V185H82ZM90 184V185H89ZM103 184V185H102ZM109 184V185H107ZM138 184L141 185L139 186H136ZM150 184V186H149ZM163 186H162V185ZM187 184V185H186ZM205 184V186H204ZM210 184V185H208ZM217 184V186H216ZM230 186H229V185ZM247 184V186H246ZM8 185V186H7ZM10 185V187H9ZM27 185L29 188H27ZM32 185V186H31ZM59 185V186H58ZM65 185V186H64ZM79 185V186H78ZM103 187H102V186ZM105 185V186H104ZM115 185V186H114ZM133 185V186H131ZM168 185V186H167ZM180 185V187L182 188V185H183V193H182V190L180 187L178 186ZM185 185V186H184ZM190 185V186H189ZM192 185V186H191ZM199 187H198V186ZM203 185V187H202ZM221 185V186H220ZM223 185V186H222ZM231 185H232V188L231 189ZM241 185V187H240ZM11 186H17V187H14L15 190H12L13 188ZM34 186V187H33ZM39 186V187H37ZM52 186V187H51ZM54 186H56V189L53 188ZM68 186V187H66ZM82 186V187H81ZM88 186V187H86ZM90 186L92 188H90ZM94 186V187H93ZM107 186V187H106ZM111 186V187H109ZM117 186V187H116ZM123 186V187H122ZM130 186V189H128ZM144 186V187H143ZM167 186V187H166ZM171 186V188H170ZM187 186V187H186ZM196 186V187H194ZM227 186V187H225ZM237 186V187H236ZM244 186V187H242ZM23 189H22V188ZM37 187V188H35ZM43 189H42V188ZM105 187V188H104ZM122 187V188H120ZM125 187V188H124ZM133 187V188H132ZM151 187V189H149ZM158 187V191L156 190ZM170 189H169V188ZM176 187V188H175ZM202 187V188H201ZM215 187H216V190H215ZM221 187V189H220ZM225 187V188H224ZM230 187V189H229ZM239 187V188H238ZM249 187V188H248ZM255 187V189H254ZM18 188V189H17ZM32 188V190H31ZM52 188V189H51ZM71 188H74V189H71V192H69V189ZM76 188V189H75ZM83 188V189H82ZM86 188V190H85ZM94 188V189H93ZM97 193H96V190ZM103 188L105 190H103ZM162 188V191H160V189ZM168 189V191L166 189ZM173 188L177 191H174ZM181 191H179L178 189ZM189 188V189H188ZM196 188V190H195ZM206 188V189H205ZM213 188V189H212ZM245 190H243V189ZM252 188V189H251ZM11 189V190H10ZM17 189V191H16ZM53 189L55 191H53ZM81 189V190H80ZM112 189H114L112 191ZM123 189V190H122ZM148 189V190H146ZM155 189V190H154ZM199 189V190H198ZM201 189V190H200ZM255 192H254V190ZM263 189V190H262ZM19 190V192H18ZM80 190V191H79ZM83 190V191H82ZM92 190V191H91ZM112 192H111V191ZM131 190V191H130ZM134 190V191H132ZM136 190V191H135ZM138 190V192H137ZM141 190V191H140ZM154 190L155 192L152 193V191ZM203 190V191H202ZM218 190V192H217ZM222 193H219L221 192ZM236 190V191H235ZM239 190V191H238ZM242 190V191H241ZM248 190V191H247ZM252 190V191H251ZM258 190H261V191H258ZM64 191V192H63ZM79 191V192H78ZM86 191V192H85ZM100 191V193H99ZM126 191V193H125ZM131 193H130V192ZM150 191V192H149ZM157 191V192H156ZM170 191V192H169ZM191 193H189V192ZM195 191V192H194ZM198 191V192H197ZM201 191V192H200ZM205 191V193H204ZM215 191V192H214ZM226 191V192H225ZM228 191V192H227ZM238 191V192H237ZM241 191V192H240ZM245 191H247L245 193ZM4 192V193H3ZM17 192H18V196H17ZM67 192V193H66ZM76 192V194L74 193ZM82 192V193H81ZM93 192V193H91ZM102 192H104V194H102ZM119 192V194H117ZM128 192V193H127ZM180 194H179V193ZM187 192V193H186ZM207 192V193H206ZM211 192V193H210ZM233 192V193H232ZM235 192V193H234ZM257 192H259V196L257 194ZM63 193V194H61ZM79 193V194H78ZM81 193V194H80ZM96 193V194H95ZM109 193V194H108ZM111 193V194H110ZM117 195H116V194ZM130 193V194H129ZM136 193V194H134ZM138 193V194H137ZM141 193V194H140ZM144 193V194H142ZM152 193V194H150ZM156 195H155V194ZM160 193V195L158 194ZM165 193V194H164ZM171 195H169V194ZM173 193V194H172ZM179 194V196L177 195ZM196 193H201L200 195L199 194H196ZM215 195H213V194ZM227 193V194H225ZM242 194L243 196L239 195L238 197V194ZM244 193V194H243ZM256 193V194H255ZM9 194V195H8ZM59 194V195H58ZM83 194V195H82ZM86 196H85V195ZM93 194V195H92ZM114 194V195H112ZM123 194V195H122ZM126 194V195H125ZM129 194V196H128ZM133 194V196H132ZM187 194V195H186ZM190 194V196H189ZM192 194H195V195H192ZM207 194V195H206ZM253 194V195H252ZM11 195V196H10ZM14 195V196H13ZM21 195V197L19 196ZM27 195V196H26ZM63 195V196H62ZM67 195V196H66ZM72 195V196H71ZM100 195V196H98ZM108 195V196H107ZM131 195V196H130ZM138 195V196H137ZM143 195V197H142ZM154 197H153V196ZM158 195V196H157ZM163 195L166 197V195H169L167 196L165 199L162 198ZM174 195V196H173ZM183 195V197H182ZM196 195H199V196H196ZM210 195V196H209ZM229 195V196H228ZM250 198H249V196ZM252 195V196H251ZM22 196L24 197V200L22 199ZM73 196H75L73 198ZM76 196H81V197H84L83 199L82 198H78ZM99 198H98V197ZM106 198L104 200V197ZM114 196H119V199L117 197H114ZM123 196V198H121ZM128 196V197H126ZM135 196H137L138 198H135ZM141 196V197H140ZM151 197V198H148V197ZM162 196V197H161ZM188 196V197H187ZM195 196V197H194ZM202 198H201V197ZM205 196V197H204ZM208 196V197H207ZM218 196V197H216ZM224 196V197H223ZM230 196H234V197H231L229 198ZM4 197V198H3ZM35 197V198H34ZM94 197V198H93ZM103 197V198H102ZM113 197V198H111ZM131 197V198H130ZM134 197V198H133ZM160 197V198H159ZM187 197V198H186ZM193 197L192 199V202H191V198ZM200 200H195L196 199H199ZM210 197L211 200H210ZM223 197V198H222ZM225 197L228 199L226 200ZM245 197V199L243 198ZM254 197V198H253ZM255 197H258V198H255ZM261 197V198H260ZM7 198V199H6ZM27 198V199H26ZM96 198V199H95ZM122 200H121V199ZM128 198H129V201H128ZM143 198V199H142ZM154 198V199H153ZM169 198V199H168ZM172 198V199H171ZM181 198V200H180ZM259 198L261 199V201L259 200ZM76 199V200H75ZM103 199V200H102ZM115 200L113 202V200ZM123 199L124 201L127 200V202H123ZM135 199V201L133 200ZM145 199V201H144ZM149 199V200H148ZM176 199V200H175ZM190 199V200H189ZM207 199V201H205ZM219 201H217V200ZM244 199V200H243ZM256 199V200H255ZM20 200V201H19ZM86 200V202L84 201ZM89 200V201H88ZM110 200V201H109ZM140 200L142 202H140ZM156 202H155V201ZM164 200V201H163ZM174 200V201H173ZM180 200V201H179ZM183 200L185 202H183ZM189 200V201H188ZM194 200V202H193ZM213 200V201H212ZM223 202H222V201ZM226 200V201H225ZM255 200V201H254ZM259 200V201H258ZM1 201V200H0ZM31 201V202H30ZM45 201V202H44ZM47 201V202H46ZM52 201V202H51ZM59 203H58V202ZM61 201V202H60ZM84 201V202H83ZM144 201V202H143ZM158 205L156 206L153 202ZM168 201H171V202H168ZM177 201V202H176ZM199 201V202H198ZM209 201V202H208ZM240 201V202H239ZM18 202V203H17ZM28 202V204H27ZM41 202V203H39ZM43 202V203H42ZM94 202V203H93ZM96 202V204H95ZM101 202V203H100ZM105 202V203H104ZM109 202V203H108ZM112 202V203H111ZM128 202H131L130 204ZM136 202V203H135ZM138 202L139 205H138ZM160 202V204H159ZM166 202V203H165ZM173 202V203H172ZM176 202V203H175ZM178 202H182L181 204L178 203ZM204 202H207L206 204ZM215 202V203H214ZM222 202V203H221ZM228 202V203H227ZM249 204H248V203ZM12 203V204H11ZM30 203V204H29ZM33 203V205H32ZM38 203V204H37ZM48 203V204H47ZM58 203V204H56ZM63 203V206L61 205ZM65 203V204H64ZM84 203V204H83ZM88 203V204H87ZM93 203V204H92ZM118 205H114V204H117ZM128 203V204H127ZM148 203V204H147ZM150 203V204H149ZM170 203V205H169ZM186 203V204H185ZM191 205H189V204ZM203 203H204V206H203ZM211 203V204H210ZM214 203V204H213ZM220 203V204H219ZM246 203V204H245ZM263 206H262V204ZM37 204V205H36ZM45 204V205H44ZM53 204L54 205V209H55V206H56V209L54 210L53 209ZM86 204V205H85ZM101 204V205H100ZM104 204V205H103ZM106 204V205H105ZM112 205V206H109V205ZM122 204V206H121ZM123 204L126 205L123 206ZM144 204V205H143ZM162 204V205H161ZM176 205L177 207H175L174 205ZM185 204V206L183 205ZM188 204V205H187ZM196 205V207L193 209V207ZM203 206L204 209H201L202 207L200 206ZM213 204V205H212ZM224 204V205H223ZM253 204V205H252ZM261 204V205H260ZM31 205H32V208H31ZM40 205V206H39ZM51 205V206H50ZM62 207H61V206ZM66 205V206H65ZM92 205V206H91ZM133 205V206H132ZM146 205V206H145ZM151 205H154V206H151ZM165 205V206H164ZM193 205V206H192ZM206 205V206H205ZM222 205V206H221ZM234 205V206H233ZM257 205V206H255ZM23 206V207H22ZM28 206V207H27ZM35 206V207H34ZM47 206V207H46ZM48 206L49 209H48ZM60 206V207H59ZM72 206V207H71ZM109 206V207H108ZM133 208H132V207ZM138 206V207H137ZM140 206V207H139ZM156 206V207H155ZM161 206H162V210L164 209V215H163V211L161 210ZM165 208H164V207ZM167 206V208H166ZM174 206V207H173ZM183 206V207H182ZM208 206V209H206ZM215 208H214V207ZM254 206V207H253ZM34 207V208H33ZM46 207V208H45ZM69 207H71L69 209ZM112 207V208H111ZM128 207V208H127ZM138 210H137V208ZM142 207V209H141ZM145 207V208H144ZM148 207V208H147ZM151 207V208H150ZM154 207V209H153ZM190 207H192L190 209ZM212 207V208H211ZM224 207V208H223ZM250 207V208H249ZM253 207V208H252ZM257 207V208H256ZM260 207V208H259ZM31 208V209H30ZM41 208V209H39ZM62 208V209H61ZM65 208V209H64ZM79 208V209H78ZM90 208V210H89ZM147 209L146 211H144V209ZM150 208V209H149ZM158 208H159V212H158ZM180 208V209H179ZM184 208V210H183ZM189 208V209H188ZM200 208V209H199ZM211 210H210V209ZM217 208V209H216ZM232 208H235V209H232ZM252 208V210H250ZM254 208H255V211H254ZM263 208V209H262ZM3 209V211H2ZM45 209V210H44ZM58 209V210H57ZM86 209V210H85ZM132 211H130V210ZM141 209V210H140ZM153 209L156 210V211H148ZM176 209V210H175ZM179 209V211H178ZM212 209H213V212H212ZM222 209V211H220ZM225 209V211H224ZM239 209V210H238ZM259 209V210H258ZM262 209V210H261ZM70 210V211H69ZM84 210V211H83ZM99 210V211H98ZM112 210V211H111ZM173 210V211H172ZM175 210V211H174ZM181 210V211H180ZM191 210V211H190ZM195 210V211H194ZM196 210L198 211V213L196 212ZM202 210V213L200 211ZM215 210L217 213H215ZM243 210V211H242ZM60 211V212H59ZM98 211V212H96ZM122 211V212H121ZM168 211V213L166 212ZM190 211V212H188ZM193 211V212H192ZM209 211V212H207ZM211 211V212H210ZM219 211V213H218ZM224 211V212H223ZM243 213H241V212ZM260 211V212H259ZM34 212V213H33ZM48 212V213H47ZM141 212V213H140ZM146 212V213H145ZM150 212V213H149ZM156 212V214H155ZM162 212V213H161ZM176 212V213H174ZM180 212V213H179ZM199 212L201 215H199ZM207 212V213H206ZM234 212V213H233ZM246 212V213H245ZM251 212V213H250ZM258 212V213H257ZM29 213H30V216H29ZM103 213V214H102ZM129 213V214H128ZM132 213V214H130ZM138 213V214H137ZM148 213V214H147ZM154 213V214H153ZM160 213V214H158ZM174 213V214H173ZM190 213V214H188ZM193 213V214H192ZM195 213V214H194ZM213 213V214H212ZM224 213V214H223ZM232 213V214H231ZM257 213V214H255ZM261 216H260V214ZM263 213V214H262ZM13 214V215H12ZM102 214V215H101ZM142 214V215H141ZM145 214V215H144ZM147 214V215H146ZM151 216H150V215ZM159 216H158V215ZM162 214V215H161ZM170 214V215H168ZM177 214H180V215H177ZM184 214V215H183ZM186 214V215H185ZM214 214H218V217ZM227 214V215H226ZM239 214V215H238ZM245 214H248L247 215V219H246V216H244ZM251 214V215H250ZM254 214V215H253ZM17 215V216H16ZM134 215V216H133ZM155 217H153V216ZM157 215V216H155ZM171 215H172V220L170 219L171 218ZM193 215V216H192ZM197 215V216H195ZM211 217H210V216ZM222 215V216H221ZM230 215V216H229ZM236 215V216H235ZM243 215V216H242ZM258 215V216H257ZM3 216V217H2ZM89 216V217H88ZM141 216V217H140ZM145 218H144V217ZM163 216V217H161ZM170 218H169V217ZM179 216V217H178ZM186 216V217H185ZM206 216V217H204ZM209 216V217H208ZM225 216V217H224ZM229 216V218H228ZM233 216V218H236L235 220L233 218H231ZM235 216V217H234ZM242 216V217H240ZM249 216V217H248ZM253 216V217H251ZM157 217V218H156ZM158 217L159 219H166L165 217H167L166 221H163L162 220H158ZM175 217V218H174ZM177 217V218H176ZM181 217V218H180ZM187 217L190 219H187ZM191 217V218H190ZM195 219H194V218ZM198 217V218H197ZM202 217V218H201ZM238 218H241V219H237ZM262 217V218H261ZM89 218V219H88ZM103 218V219H101ZM142 218V219H141ZM150 218V219H149ZM194 220H193V219ZM207 218V219H206ZM211 218V220H210ZM214 218V219H213ZM219 218V219H218ZM228 218V219H227ZM245 218V219H244ZM32 219V220H31ZM87 219V221H86ZM97 219V220H96ZM99 219V220H98ZM145 219V220H144ZM153 219V221H152ZM158 221H157V220ZM182 222H181V220ZM198 221H197V220ZM218 219V220H217ZM224 219V221H223ZM232 219V220H231ZM258 219V220H257ZM110 220V221H109ZM121 220V221H120ZM148 220V221H147ZM171 220V221H169ZM175 220V221H174ZM183 220L185 222H183ZM203 220V221H202ZM209 220V221H208ZM234 220V221H233ZM252 220V221H251ZM260 220V221H259ZM263 222H262V221ZM108 221V223H106ZM112 221V222H111ZM142 221V222H141ZM143 221H147V224ZM151 221V222H150ZM174 221V223L172 222ZM212 221V222H211ZM213 221H214V224H213ZM218 221V222H217ZM222 221V222H220ZM255 221V222H254ZM259 221V223H258ZM110 222V223H109ZM150 222V224H149ZM168 222L169 225H170V229H168L169 225H168ZM189 222V223H188ZM193 222V223H192ZM198 224H197V223ZM208 222V223H207ZM211 224H210V223ZM220 222V224H219ZM246 222H250L249 223H246ZM252 222V223H251ZM118 223V224H117ZM155 223V224H154ZM181 223V224H180ZM197 224L195 226V224ZM240 223V225H239ZM107 224V225H106ZM112 224V225H111ZM177 224V225H176ZM179 224V225H178ZM186 224L187 228L184 227ZM190 226H189V225ZM218 224V225H216ZM232 224V225H231ZM234 224V225H233ZM245 224V225H243ZM262 224V225H261ZM12 225V226H11ZM54 225V226H53ZM126 225V226H125ZM147 225V226H146ZM150 225H152L150 227ZM194 227H193V226ZM221 225V226H220ZM226 226L225 228L223 226ZM229 225V226H228ZM231 225V226H230ZM253 225V226H251ZM261 225V226H260ZM2 226V227H1ZM42 227V230H40V228ZM45 226V229L43 228ZM49 226V228L47 229L46 227ZM159 226V227H158ZM210 226V227H209ZM235 226V227H234ZM244 226V227H243ZM245 226H248V227H245ZM257 226V227H255ZM34 227V228H33ZM39 227V228H38ZM51 227V229H50ZM150 229H146V228H149ZM167 227V228H166ZM177 227V228H175ZM192 227V228H191ZM204 227V228H203ZM233 227V228H232ZM239 227V228H238ZM241 227V228H240ZM260 227V229H259ZM13 228V229H11ZM138 228V229H137ZM162 228V229H161ZM166 228V229H165ZM172 228V230H171ZM185 228V230H183ZM188 228H191V229H188ZM194 228V230H196V234L194 232V230H192ZM206 228V229H205ZM210 228V229H209ZM212 228L213 231H212ZM225 230H224V229ZM235 228V229H234ZM244 228V229H243ZM35 229V231H34ZM38 231H37V230ZM47 229V230H46ZM180 231H179V230ZM221 229V230H220ZM224 231H223V230ZM239 229L241 231H239ZM249 229V230H248ZM263 229V230H262ZM49 230V231H48ZM54 230V231H52ZM58 230V231H56ZM137 230V231H136ZM149 230V231H148ZM157 230V231H156ZM163 230V231H162ZM171 230V231H170ZM182 230V231H181ZM189 230V231H188ZM203 230V232H202ZM209 230V231H207ZM3 231V232H2ZM37 231V233H36ZM47 231V232H46ZM51 231V232H50ZM167 231V232H165ZM185 231V233H184ZM194 233H193V232ZM210 231L211 232H214V233H211L210 234ZM216 231V232H215ZM218 231V232H217ZM223 234L222 236H220V232ZM223 231V232H222ZM228 231L230 233H228ZM233 231V233H232ZM237 231V232H235ZM250 231V232H249ZM20 232V233H19ZM54 232V233H53ZM150 232V234H149ZM158 232V234H157ZM161 232V233H160ZM164 232V233H163ZM176 232H181V233H177V235H174L176 234ZM183 232V233H182ZM205 232V233H204ZM208 232V234H207ZM235 232V234H234ZM240 232V233H239ZM242 232V234H241ZM4 233V234H3ZM31 233V234H30ZM163 233V234H162ZM170 233V234H169ZM173 235H172V234ZM248 233V235H247ZM18 234V235H17ZM54 234V235H52ZM114 234V235H113ZM156 234V235H155ZM166 234V235H165ZM188 234V235H187ZM192 234V237H190ZM200 234L204 235V236H200ZM234 234V235H233ZM251 234V236H250ZM8 235V236H7ZM118 235V238L117 236ZM121 235V236H120ZM165 235V236H163ZM190 235V236H189ZM195 237H194V236ZM199 237H197V236ZM210 235V236H209ZM219 235V236H217ZM225 235V236H224ZM236 235V236H235ZM238 235H242L241 236H238ZM4 236V237H3ZM55 236V237H54ZM58 238H57V237ZM104 236V237H103ZM108 238H107V237ZM111 236V237H110ZM116 236V237H114ZM154 236V237H153ZM157 236V237H156ZM159 236V237H158ZM161 236V237H160ZM177 238H175V237ZM183 236L185 237L184 241H183ZM208 236V237H207ZM211 236H214L213 240H212V237ZM217 238H216V237ZM233 236V237H232ZM255 236V238L253 237ZM167 237V238H166ZM169 237V238H168ZM173 237V238H172ZM190 237V238H189ZM194 237V238H193ZM221 237V238H220ZM224 237V238H223ZM226 237L228 238L227 241H226ZM240 237V238H239ZM249 237H251L249 239ZM4 238V239H3ZM60 238V239H59ZM103 240H102V239ZM110 238V240H108ZM115 238V239H114ZM120 238V239H119ZM166 238V239H165ZM193 238V239H192ZM198 238V239H197ZM203 238V240H202ZM211 238V239H209ZM216 238V239H215ZM219 238V239H218ZM101 239V240H100ZM130 241V242H125V241ZM172 239L174 241H172ZM188 239V240H187ZM192 239V241H191ZM196 239V241L194 240ZM207 239V240H206ZM241 239V240H240ZM19 240V242H18ZM42 240V241H41ZM161 241V242H158V241ZM176 240H178L176 242ZM180 240V241H179ZM182 240V241H181ZM202 240V241H201ZM209 240V242H208ZM212 240V241H210ZM216 240V241H215ZM220 240V241H219ZM15 241V242H14ZM45 241V242H44ZM101 241V242H100ZM116 243H114V242ZM124 241V242H123ZM154 243H153V242ZM163 241V243H162ZM168 241V242H167ZM194 241V242H193ZM204 241V243H203ZM94 242V243H93ZM96 242H98L96 244ZM104 242V243H103ZM146 242V243H145ZM150 242V243H149ZM158 242V243H157ZM174 242V243H173ZM182 242V243H181ZM220 242V243H219ZM235 242V243H234ZM237 242V243H236ZM249 246H247L248 244ZM261 242V244H260ZM92 243V244H91ZM110 243V244H108ZM122 243V244H121ZM130 243V245L128 244ZM149 243V244H148ZM186 243V244H184ZM196 243V244H194ZM215 243V245H214ZM259 243V245H258ZM40 246H39V245ZM96 244V245H95ZM125 244V245H124ZM168 244V245H167ZM172 244V245H171ZM176 244V245H175ZM178 244V245H177ZM183 244V246H182ZM204 244V245H203ZM211 246H210V245ZM218 244V245H217ZM221 244V245H220ZM233 244V245H232ZM237 244L235 247L234 245ZM238 244H242L241 247L238 246ZM253 244V245H252ZM12 245V246H11ZM39 247H38V246ZM88 245V246H87ZM90 245V246H89ZM94 245L96 247H94ZM110 245V246H109ZM112 245V246H111ZM133 245V246H132ZM181 245V247H180ZM185 245H186V248H185ZM57 248H56V247ZM105 246V248H104ZM126 246V247H125ZM192 246V247H191ZM197 246V247H196ZM206 248H205V247ZM209 246V247H207ZM214 246V247H213ZM215 246H217L215 248ZM222 246V248H221ZM228 246V247H227ZM53 250H52V248ZM108 247H111L110 249ZM116 247H118L117 249H115ZM125 247V248H124ZM130 247V248H129ZM134 247V250L132 249ZM153 247V248H152ZM172 247V248H171ZM178 247V248H177ZM191 247V248H190ZM224 247V248H223ZM233 247V248H232ZM249 247V248H248ZM251 247V248H250ZM253 247V248H252ZM262 247V248H261ZM103 248V249H101ZM128 250H127V249ZM136 248V249H135ZM174 248V249H173ZM176 248V249H175ZM181 250H180V249ZM193 248H195L194 251ZM206 250H205V249ZM222 251H221V249ZM240 248V249H239ZM243 248V249H241ZM50 249V250H49ZM74 249V250H73ZM85 249H87L85 251ZM89 249V251H88ZM93 249V250H92ZM133 251H132V250ZM161 249V250H160ZM210 251H209V250ZM228 249V250H226ZM232 249V250H231ZM235 249V250H233ZM250 249V250H249ZM258 249V250H257ZM25 250V251H24ZM48 250V251H47ZM52 250V251H51ZM123 250V251H122ZM127 250V251H126ZM131 252H130V251ZM183 250V251H182ZM189 250V251H188ZM192 250V252H191ZM212 250V251H211ZM217 250H220V251H217ZM226 250V251H225ZM237 250V251H236ZM253 250V251H251ZM263 253H262V251ZM17 251V252H16ZM28 251V252H27ZM51 251V252H50ZM57 251V252H56ZM62 251V252H60ZM64 251V252H63ZM78 251V252H76ZM92 251V252H91ZM117 251V252H115ZM119 251V252H118ZM126 251V252H125ZM156 251V252H155ZM176 251H179V252H176ZM194 251V252H193ZM198 251V252H197ZM206 251V252H205ZM224 251V252H223ZM235 251V252H234ZM239 251V252H238ZM244 251V254L242 253ZM247 253H246V252ZM40 252V254L38 253ZM47 252V254L45 253ZM72 252V253H71ZM85 252V253H84ZM122 252V253H121ZM218 252V253H217ZM222 252V253H221ZM231 252V253H230ZM236 254H234V253ZM254 254H253V253ZM59 253V254H58ZM71 253V254H70ZM75 253V254H73ZM83 254V255H80V254ZM89 253V254H88ZM141 253V254H139ZM158 253V254H157ZM176 253V254H175ZM195 253V254H194ZM225 253V254H224ZM238 253V254H237ZM242 253V254H241ZM252 253V255H251ZM257 253V254H256ZM259 253V254H258ZM6 254V255H5ZM34 258V259H31L32 257H30V255ZM32 254H35V255H32ZM54 254V255H53ZM58 254V255H56ZM64 254V255H63ZM73 254V255H72ZM88 254V255H87ZM98 254V255H97ZM128 254V255H126ZM137 254V256H136ZM139 254V255H138ZM164 254V255H163ZM183 254V255H182ZM241 254V255H240ZM250 254V255H249ZM256 254V255H255ZM263 254V256H262ZM53 255V256H52ZM71 255V256H70ZM75 255V256H74ZM77 255V256H76ZM79 255V256H78ZM86 255V256H84ZM92 255V256H91ZM95 255V256H94ZM160 255V256H158ZM163 255V256H162ZM195 255V256H194ZM224 255V256H222ZM228 257H226V256ZM230 255V256H229ZM239 255V256H238ZM258 255V256H257ZM261 255V256H259ZM36 256H38L36 259ZM41 256V257H40ZM45 256V258H44ZM57 256V257H56ZM63 256V257H62ZM94 256V257H93ZM121 256V257H119ZM140 256V257H139ZM143 256V257H142ZM214 256V257H213ZM216 256V257H215ZM236 256V258H235ZM250 256V258L248 257ZM253 256V257H252ZM257 258H256V257ZM49 257V259H48ZM63 259H62V258ZM65 257H66V260H65ZM157 257H159L157 259ZM168 257V258H167ZM194 257H197V258H194ZM224 257V258H223ZM233 257V259H232ZM245 257V258H244ZM263 259H262V258ZM41 258V259H40ZM44 258V259H43ZM53 258V259H51ZM56 258V259H55ZM60 258V259H59ZM89 258V259H88ZM107 258V259H106ZM133 258V259H132ZM145 260H144V259ZM164 258V259H163ZM205 258V259H203ZM217 258V259H216ZM230 258V259H229ZM240 258V259H239ZM254 258V259H253ZM257 260H256V259ZM61 261H59V260ZM69 259V260H68ZM94 261H93V260ZM110 259V260H109ZM117 261H115V260ZM129 259V260H128ZM138 259V260H136ZM162 259V260H161ZM170 261H169V260ZM224 261H223V260ZM254 262H253V260ZM7 260V261H6ZM31 260V261H30ZM40 260H42L40 262ZM44 260V261H43ZM48 260V261H46ZM55 260V261H54ZM75 260V261H74ZM114 262H113V261ZM122 260V261H121ZM128 262H127V261ZM134 260V261H133ZM229 260V262H228ZM231 260V261H230ZM235 260V261H234ZM244 260V261H243ZM3 261V262H2ZM10 261V262H9ZM37 261V262H36ZM39 261V262H38ZM66 261V262H65ZM74 261V262H73ZM89 261V263H87ZM119 261V262H118ZM137 261V262H136ZM144 261V263H143ZM178 261V262H176ZM191 261V263H190ZM198 261V262H197ZM206 261V262H204ZM251 261V262H250ZM260 261V262H259ZM7 262V263H6ZM135 262V263H134ZM172 262V263H171ZM184 262V263H183ZM225 262V263H224ZM239 262V263H238ZM259 262V263H258Z\"/></svg>",
    "mask_w": 264,
    "mask_h": 264
},
{
    "label": "bare ground",
    "instance_id": "obj_2",
    "mask_svg": "<svg viewBox=\"0 0 264 264\" xmlns=\"http://www.w3.org/2000/svg\"><path fill=\"white\" fill-rule=\"evenodd\" d=\"M6 1H7V0H6ZM6 1H5V2H6ZM18 1H20V0H18ZM18 1H17V3H18ZM23 1H24V0H23ZM27 1H29V0H27ZM36 1H37V0H36ZM39 1H40V0H39ZM41 1H42V2H48V0H41ZM53 1H54V0H53ZM57 1H58V0H57ZM68 1H69V0H68ZM86 1H87V0H86ZM118 1H119V0H118ZM121 1H122V0H121ZM127 1H128V0H127ZM131 1H132V0H131ZM135 1H136V0H135ZM135 1H134V2H135ZM152 1H153V0H152ZM158 1H159V0H158ZM162 1H163V0H162ZM162 1H161V2H162ZM164 1H165V0H164ZM169 1H170V0H169ZM175 1H176V0H175ZM186 1H187V0H186ZM189 1H190V0H189ZM193 1H194V0H193ZM195 1H196V0H195ZM195 1H194V4H195ZM200 1H201V0H200ZM204 1H205V0H204ZM209 1H210V0H209ZM218 1H219V0H218ZM218 1H217V2H218ZM220 1H221V0H220ZM231 1H232V0H231ZM231 1H229V2H231ZM235 1H236V0H235ZM237 1H240V0H237ZM237 1H236V2H237ZM250 1H251V0H250ZM252 1H254V0H252ZM255 1H256V0H255ZM3 2H4V0H3ZM8 2L10 3V1H8ZM13 2H14V1H13ZM21 2H22V1H21ZM31 2H32V1H31ZM33 2H34V1H33ZM33 2H32V3H33ZM80 2H81V1H80ZM82 2H83V1H82ZM88 2H89V1H88ZM91 2H92V1H91ZM95 2L97 3V1H95ZM134 2H132V3H134ZM137 2H138V1H137ZM137 2H135V3H137ZM172 2H173V1H172ZM176 2H177V1H176ZM183 2H184V0H183ZM183 2H181V3H183ZM205 2H207V1H205ZM205 2H204V3H205ZM211 2H213V1H211ZM246 2H247V1H246ZM263 2H264V0H263ZM263 2H262V3H263ZM17 3L14 4V5H16V7L18 6ZM32 3H30V4H32ZM35 3H36V2H35ZM37 3H38V1H37ZM48 3H49V2H48ZM51 3H52V2H51ZM54 3H55V2H54ZM59 3H60V2H59ZM64 3H65V2H64ZM70 3H71V2H70ZM72 3H73V2H72ZM75 3H76V2H75ZM78 3H79V2H78ZM92 3H93V2H92ZM113 3H114V5H115V2H113ZM116 3H118V2H116ZM119 3H120V2H119ZM135 3H134V4H135ZM154 3H155V1H153V4H154ZM164 3H165V2H164ZM168 3H169V2H168ZM170 3H171V1H170ZM185 3H186V2H185ZM185 3H184V4H185ZM214 3H215V2H214ZM214 3H213V5H214ZM220 3H221V2H220ZM226 3H227V2H226ZM238 3H239V2H238ZM244 3H245V2H244ZM248 3H249V2H248ZM248 3H247V5H248ZM252 3L254 4V2H252ZM255 3H256V2H255ZM257 3L259 4V2H257ZM0 4H1V3H0ZM5 4H6V3H5ZM5 4L3 3L4 6H5ZM11 4H12V3H10V5H11ZM18 4H21V3H18ZM23 4L25 5V3H23ZM28 4H29V3L27 2L26 5L28 6ZM57 4H58V2H57ZM57 4H56V5H57ZM97 4L99 5L100 3L98 2ZM110 4H111V3H110ZM155 4H157V3H155ZM161 4H162V3H161ZM161 4H160V5H161ZM165 4H166V5H169V4H167V3H165ZM186 4H187V3H186ZM192 4H193V3H192ZM192 4H191V5H192ZM199 4H200V3H199ZM207 4H208V3H207ZM215 4H216V3H215ZM217 4H218V3H217ZM217 4H216V5H217ZM224 4H225V3H224ZM228 4H230V3H228ZM228 4H227V5H228ZM240 4H241V3H240ZM250 4H251V3H250ZM1 5H2V4H1ZM14 5H11V6H14ZM24 5H22V6H24ZM26 5H25V6H26ZM34 5H35V4H33V6H34ZM42 5H43V4H42ZM47 5H48V4H47ZM51 5H53V4H51ZM51 5H49V7H50L49 9H52V6H51ZM54 5H55V4H54ZM54 5H53V6H54ZM59 5H60V4H59ZM59 5H58V6H59ZM88 5H90V4H88ZM91 5H93V4H91ZM101 5H102V4H101ZM103 5H104V4H103ZM105 5H108L107 2H106ZM105 5H104V7H105ZM111 5H112V4H111ZM116 5H117V4H116ZM123 5H124V4H123ZM158 5H159V3H158ZM189 5H190V4H189ZM196 5H197V4H196ZM208 5H209V4H208ZM210 5H211V4H210ZM232 5H233V4H232ZM244 5H245V4H244ZM256 5H257V4H256ZM262 5H263V4H262ZM4 6H3V7H4ZM11 6H10V7H11ZM19 6H20V5H19ZM25 6H24V7H25ZM33 6H32V7H33ZM38 6H39V5H38ZM45 6H46V4H45ZM45 6H42V7H45ZM77 6H78V5H77ZM79 6H80V4H79ZM118 6H119V5H118ZM120 6H121V5H120ZM125 6H126V5H125ZM144 6H145V5H144ZM155 6H156V5H155ZM170 6H171V4H170ZM185 6L188 7V5H185ZM217 6H218V5H217ZM220 6H221V5H220ZM220 6H219V7H220ZM224 6H225V5H224ZM230 6H231V5H230ZM234 6H235V5H234ZM237 6H238V5H237ZM237 6H236V7H237ZM241 6H242V5H241ZM250 6H251V5H250ZM258 6H259V5H258ZM258 6H257V7H258ZM260 6H261V5H260ZM0 7H1V6H0ZM3 7H2V8H3ZM7 7H9V6L7 5L6 8H7ZM28 7H29V6H28ZM30 7H31V6H30ZM32 7H31V8H32ZM36 7H37V6H36ZM42 7H41V9H39L40 6H39V8L37 7V8H38L37 10H41V11H42V10H43ZM47 7H48V6H47ZM47 7H46V8H47ZM59 7H60V6H59ZM83 7H84V5H83ZM89 7H90V6H89ZM91 7H92V6H91ZM93 7H94V6H93ZM100 7H101V6H99V8H100ZM106 7H109V6H106ZM112 7H113V6H112ZM121 7H123V6H121ZM121 7H120V8H121ZM164 7H165V6H164ZM194 7H195V6H194ZM198 7H199V6H198ZM212 7H214V6H212ZM215 7H216V6H215ZM239 7H240V6H239ZM245 7H246V6H244V8H242V7H241V8H242V9H245ZM251 7H253V6H251ZM251 7H250V8H251ZM263 7H264V6H263ZM6 8H4V9L6 10ZM14 8H15V7H14ZM54 8H56V7H54ZM69 8H70V7H69ZM94 8H95V7H94ZM137 8H138V6H137ZM137 8H136V9H137ZM140 8H141V6H140ZM144 8H146V7H144ZM200 8H201V6H200ZM205 8H206V7H205ZM224 8H225V7H224ZM226 8H227V7H226ZM237 8H238V7H237ZM237 8H236V9H237ZM241 8H239V10H240ZM250 8H249V9H250ZM260 8H261V7H260ZM0 9H1V8H0ZM17 9H18V7H17ZM28 9H29V8H28ZM44 9H45V8H44ZM78 9H80V7H79ZM90 9H91V8H90ZM90 9H89V11H90ZM104 9H105V8H103L102 10H104ZM106 9H107V8H106ZM138 9H139V8H138ZM183 9H185V8H183ZM213 9H214V8H213ZM228 9H229V7H228ZM228 9H227L226 11H228ZM231 9H232V8H231ZM233 9H234V7H233ZM236 9H235V11H236ZM251 9L253 10V8H251ZM251 9H250V12H251ZM258 9H259V8H258ZM9 10H11V8H10ZM15 10H16V9H15ZM20 10H21V8H20ZM22 10H23V7H22ZM24 10H25V9H24ZM29 10H31V9H29ZM29 10H28V11H29ZM47 10H48V9H47ZM52 10H53V9H52ZM54 10H55V9H54ZM67 10H68V9H67ZM83 10H85V9H83ZM108 10H109V9H108ZM123 10H124V9H123ZM139 10H141V9H139ZM139 10H138V13H140ZM178 10H179V9H178ZM185 10H186V9H185ZM185 10H183V11H185ZM188 10H189V9H188ZM215 10H217V9H215ZM224 10H225V9H224ZM247 10H248V9H247ZM18 11H19V10H18ZM18 11H17L16 14H19V13H20V12L18 13ZM33 11L35 12V10H33ZM64 11H65V10H64ZM71 11H73V10H71ZM89 11H88V12H89ZM95 11H96V10H95ZM95 11H94V12H95ZM116 11H117V10H116ZM120 11H122V10H120ZM127 11H128V10H127ZM130 11H131V10H129V12H130ZM142 11L145 12V11L143 10V7H142ZM151 11H153V10H151ZM175 11H177V10H175ZM193 11H194V10H193ZM193 11H192V13H193ZM213 11H214V10H213ZM213 11H212V12H213ZM218 11H219V10H218ZM235 11H234V12H235ZM248 11H249V10H248ZM263 11H264V10H263ZM13 12H16V11H13V9H12V13H13ZM22 12H24V11H22ZM39 12H40V11H39ZM49 12H50V11H49ZM62 12H63V10H62ZM62 12H61V14H62ZM84 12H85V11H84ZM97 12H98V11H97ZM104 12H105V11H104ZM129 12H128V14H129ZM155 12H157V11L155 10ZM160 12H161V11H160ZM179 12H180V11H179ZM189 12H190V11H189ZM200 12H201V11H200ZM207 12H208V11H207ZM232 12H233V11L231 10V13H232ZM243 12H244V11H243ZM245 12H246V11H245ZM245 12H244V13H245ZM6 13H7V10H6ZM10 13H11V12H10ZM26 13H27V12H26ZM30 13H33V12H30ZM42 13H43V12H42ZM46 13H47V12H46ZM59 13H60V12H59ZM64 13H65V12H64ZM64 13H63V14H64ZM68 13H69V12H68ZM68 13H67V14H68ZM75 13H76V12H75ZM107 13H108V12H107ZM125 13L127 14L126 11H125ZM125 13H124V14H125ZM135 13H136V12H135ZM177 13H178V11H177ZM181 13H182V12H181ZM181 13H180V14H181ZM185 13H186V12H185ZM194 13H195V12H194ZM201 13H203V11H202ZM215 13H216V12H215ZM218 13H219V12H218ZM218 13H217V14H218ZM222 13H223V12H222ZM227 13H228V12H227ZM235 13H236V12H235ZM240 13H241V12H240ZM240 13H239V14H240ZM254 13H255V11H254ZM256 13H258V12H256ZM260 13H262V12H260ZM8 14H9V13H8ZM27 14H28V13H27ZM35 14H38V13H35ZM63 14H62V15H63ZM79 14H80V13H79ZM93 14H94V13H93ZM109 14H110V13H109ZM141 14H142V13H140V16H142ZM152 14H153V12H152ZM166 14H167V13H166ZM170 14L172 15L171 12H170ZM190 14H191V12H190ZM203 14H204V13H203ZM213 14H214V13H213ZM245 14H246V13H245ZM245 14H240V16H241V17H242L243 15L245 16ZM252 14H253V13H252ZM3 15H4V14H3ZM3 15H2V18H3ZM23 15H24V13H23ZM25 15H26V14H25ZM25 15H24V16H25ZM33 15H34V13L32 14V16H33ZM41 15H42V14H41ZM59 15H60V14H59ZM59 15H58V16H59ZM62 15H61V16H62ZM69 15H70V13H69ZM119 15H120V14H119ZM143 15H144V14H143ZM156 15H157V14H156ZM158 15H160V14L158 13ZM173 15H174V13H173ZM187 15H188V14H187ZM191 15H192V14H191ZM195 15H197V14H195ZM210 15H211V14H210ZM214 15H215V14H214ZM214 15H213V16H214ZM220 15H222V14H220ZM220 15H219V16H220ZM250 15H251V14H250ZM254 15H255V14H254ZM254 15H253V16H254ZM18 16H19V15H17V17H18ZM24 16H22V17H24ZM27 16H30V15H27ZM39 16H40V15H39ZM56 16H57V15H56ZM63 16H65V15H63ZM63 16H62V17H63ZM88 16H89V15H88ZM92 16H93V15H92ZM99 16H100V15H99ZM130 16H131V15H130ZM135 16H136V15H135ZM146 16L148 17V15H146ZM153 16H155V14H154ZM162 16H163V15H162ZM165 16H166V15H165ZM169 16H170V15H169ZM189 16H190V15H189ZM198 16H199V15H198ZM198 16H197V17H198ZM206 16H207V14H206ZM213 16H212V17H213ZM226 16H227V15H226ZM257 16H258V15H257ZM260 16H261V14L259 15V18H261ZM262 16H263V14H262ZM6 17H8V15H7ZM6 17H5V18H6ZM54 17H55V16H54ZM59 17H60V16H59ZM155 17H156V16H155ZM178 17H179V16H178ZM182 17L185 18V17L183 16V14H182ZM190 17H193V16H190ZM204 17H205V16H204ZM220 17H222V16H220ZM227 17H228V16H227ZM249 17H250V16H249ZM254 17H255V16H254ZM29 18H30V17H29ZM34 18H36V17L34 16L33 19H34ZM64 18H65V17H64ZM101 18H102V17H101ZM126 18H127V17H126ZM145 18H146V17H145ZM145 18H142L141 20H143V19H145ZM160 18H161V17H160ZM160 18H159V19H160ZM167 18H168V17H167ZM167 18H166L165 20H168ZM187 18H188V17H187ZM193 18H195V17H193ZM210 18H211V17H210ZM210 18H209V19H210ZM262 18H263V17H262ZM27 19H28V18H27ZM30 19H32V18H30ZM52 19H53V18H51L50 20H52ZM55 19H56V18H55ZM60 19H61V17H60ZM66 19H67V18H66ZM66 19H65V20H66ZM70 19H71V18H70ZM109 19H111V18H109ZM127 19H128V18H127ZM137 19H138V17H137ZM148 19H149V18H148ZM154 19H155V18H154ZM172 19H173V17H172ZM189 19H191V18H189ZM209 19H207V20H209ZM218 19L220 20L221 18H218V17H217V22H216L217 24H218ZM224 19H225V17H224ZM229 19H230V17H229ZM231 19H232V18H231ZM235 19H236V18H235ZM238 19H239V18H238ZM241 19H242V18H241ZM241 19H240V21H241ZM246 19H247V18L245 17V21H246ZM251 19H253V18L251 17ZM251 19H250V20H251ZM10 20H12V19H10ZM40 20H41V19H40ZM43 20H44V19H43ZM58 20H59V19H58ZM72 20H73V19H72ZM88 20H89V18H88ZM146 20H147V18H146ZM146 20H145V21H146ZM149 20H151V19H149ZM155 20H156V19H155ZM170 20H171V19H170ZM180 20H181V18H180ZM197 20H198V21H202L203 19H202V20L197 19ZM205 20H206V19H205ZM213 20H214V19H213ZM221 20H222V19H221ZM243 20H244V19H243ZM248 20H249V19H248ZM253 20H254V19H253ZM262 20H263V19H262ZM262 20H261V21H262ZM12 21H13V20H12ZM20 21H21V20H20ZM23 21H24V20H23ZM44 21H45V20H44ZM63 21H64V20H63ZM75 21H76V20H75ZM116 21H117V20H116ZM158 21H159V22H163V21H160V20H158ZM158 21H157V22H158ZM173 21H175V19H174ZM173 21H172V22H173ZM176 21H177V19H176ZM178 21H179V20H178ZM178 21H177V22H178ZM183 21H184V19H183ZM185 21H186V18H185ZM191 21H192V20H190V23H191ZM203 21H204V20H203ZM254 21H256V20H254ZM6 22H7V21H5L4 23H6ZM18 22H19V21H18ZM46 22H47V18H46ZM51 22H52V21H51ZM53 22H54V21H53ZM61 22H62V21H61ZM65 22H66V21H65ZM67 22H69V21H67ZM67 22H66V23H67ZM73 22H74V21H73ZM99 22H100V21H99ZM106 22H107V21H106ZM120 22H121V21H120ZM120 22H118V23H120ZM147 22H148V21H147ZM150 22L153 24V22H155V21H153V22L150 21ZM179 22H180V21H179ZM181 22H182V21H181ZM205 22H206V21H205ZM214 22H215V21H214ZM223 22H224V21H223ZM227 22H228V21H227ZM233 22H235V20H234ZM248 22H249V21H248ZM259 22H260V20H259ZM259 22H258V23H259ZM9 23L11 24V22H9ZM29 23H30V22H29ZM29 23H28V24H29ZM36 23L39 24V20H38V22H36ZM56 23H57V22H56ZM56 23L54 22V25H55ZM58 23H59V22H58ZM75 23H76V22H75ZM97 23H98V22H97ZM124 23H125V22H124ZM134 23H135V22H134ZM138 23H139V22H138ZM138 23H137V25H138ZM155 23H156V22H155ZM155 23H154V24H155ZM164 23H166V22H164ZM186 23H187V22H186ZM188 23H189V21H188ZM192 23H193V22H192ZM197 23H198V22H197ZM203 23H204V22H203ZM209 23H210V22H209ZM212 23H213V21H212ZM219 23H220V21H219ZM252 23H253V21H252ZM252 23H251V25H252ZM260 23H261V22H260ZM260 23H259V24H260ZM1 24H2V23H1ZM22 24H23V23H22ZM26 24H27V23H26ZM30 24H31V23H30ZM32 24H33V23H32ZM41 24H42V23H41ZM51 24H52V23H51ZM51 24H50L49 26H51ZM60 24H61V23H60ZM64 24H65V23H64ZM72 24H73V23H72ZM127 24H130V23H127ZM156 24H157V23H156ZM174 24H176V23H174ZM194 24H195V21H194ZM199 24H200V23H199ZM210 24H211V23H210ZM217 24H216V25H217ZM221 24H222V22H221ZM221 24H220V25H221ZM225 24L227 25V23H225ZM237 24H238V23H237ZM262 24H263V23H262ZM16 25H18V24H16ZM23 25H24V24H23ZM33 25H34V24H33ZM43 25H45V24H43ZM43 25H42V26H43ZM67 25H69V24H67ZM70 25H71V24H70ZM77 25L80 26L79 23H78ZM77 25H75V26L73 25V27H76V28H77V29L75 28V31H78V30H79L78 27H77ZM84 25H85V24H84ZM122 25H123V23H122ZM140 25H141V24H140ZM143 25H144V24H143ZM158 25H159V24H158ZM181 25H182V24H180L179 26L177 25V26L180 27ZM186 25L189 26V24H186ZM205 25H206V24H205ZM220 25H219L218 29L220 28ZM223 25H224V23H223ZM0 26H2V25H0ZM21 26H22V25H21ZM21 26H20V27H21ZM24 26H26V25H24ZM24 26H23V27H24ZM27 26H29V25H27ZM36 26L38 27V25H36ZM36 26H35V28H36ZM57 26H58V25H57ZM71 26H72V25H71ZM81 26H82V25H81ZM112 26H113V25H112ZM126 26H127V25H126ZM134 26H135V25H134ZM145 26H146V25H145ZM151 26H152V25H151ZM154 26H155V25H154ZM159 26H161V24H160ZM159 26H157V28H158ZM164 26H166V25H164ZM173 26H174V25H173ZM173 26H172V27H173ZM183 26H184V25H183ZM200 26H201V25H200ZM213 26H214V24H213L211 27H213ZM227 26H228V25H227ZM257 26H258V24H257ZM259 26H260V25H259ZM10 27H11V26H10ZM23 27H21V28H23ZM31 27H32V26H31ZM31 27H28V28H31ZM40 27H41V26H40ZM43 27L45 28V26H43ZM46 27H47V26H46ZM51 27H52V26H51ZM54 27H55V26H54ZM63 27H64V26H62V28H63ZM67 27H68V26H66V28H67ZM73 27H72V30H74ZM87 27H88V26H87ZM98 27H99V25H98ZM120 27H121V26H120ZM137 27H138V26H137ZM143 27H144V26H143ZM155 27H156V26H155ZM161 27H162V26H161ZM166 27H168V24H167ZM174 27H175V26H174ZM174 27H173V28H174ZM184 27H185V26H184ZM189 27H190V26H189ZM193 27H194V26H193ZM193 27H192V28H193ZM205 27H207V26H205ZM209 27H210V26H209ZM216 27H217V26H216ZM216 27H215V28H216ZM224 27H225V26H224ZM228 27H229V26H228ZM234 27H235V26H234ZM12 28H13V27H12ZM12 28L10 29L11 31H13ZM15 28L17 29L16 26H15ZM15 28H14V29H15ZM24 28H25V27H24ZM33 28H34V27H33ZM44 28H42V29L44 30ZM47 28L50 30V27H47ZM59 28H61V26H60ZM84 28H86V27H84ZM84 28H82V29H84ZM94 28H95V27H94ZM103 28H104V27H103ZM103 28H101V29H103ZM110 28H111V27H110ZM118 28H119V27H118ZM121 28H122V27H121ZM125 28H126V27H125ZM132 28H133V27H132ZM157 28H156V29H157ZM164 28H165V27H164ZM164 28H163V30H164ZM173 28H170V29H173ZM199 28H200V27H199ZM225 28H226V27H225ZM18 29H19V28H18ZM31 29H32V28H31ZM67 29H68V28H67ZM67 29H65V30H67ZM70 29H71V28H70ZM95 29H96V28H95ZM130 29H131V28H129L128 30H130ZM143 29L145 30V28H143ZM148 29H149V28H148ZM152 29H153V28H152ZM166 29H167V28H166ZM170 29H169V31H170ZM177 29H178V28H177ZM179 29H180V28H179ZM179 29H178V30H179ZM186 29H187V28H186ZM186 29H185V30H186ZM193 29H194V28H193ZM193 29H192V30H193ZM203 29H204V28H203ZM213 29H214V28H213ZM216 29H217V28H216ZM226 29H227V28H226ZM229 29H230V28H229ZM4 30H5V28H4ZM22 30H23V29H22ZM25 30H26V29H25ZM37 30H38V28H37ZM39 30H40V29H39ZM39 30H38V31H39ZM45 30H46V29H45ZM59 30L61 31V29H59ZM80 30H81V28H80ZM98 30H99V29H98ZM137 30H138V28H137ZM146 30H147V29H146ZM146 30L143 31V32L146 33V32L148 31V30H147V31H146ZM150 30H151V28H150ZM154 30H155V29H154ZM175 30H176V29H175ZM185 30H184V31H185ZM190 30H191V29H190ZM190 30H188V33H189ZM211 30H212V29H210V31H211ZM227 30H228V29H227ZM15 31H16V30H15ZM15 31H14V32H15ZM28 31H29V30H28ZM51 31H52V30H51ZM55 31H56V30H53V32H55ZM60 31H59V32H60ZM68 31H69V30H68ZM70 31H71V30H70ZM70 31H69V32H70ZM88 31H89V29H88ZM103 31H104V30H103ZM107 31H108V30H107ZM111 31H112V30H111ZM122 31H123V30H122ZM126 31H127V30H126ZM161 31H162V30H161ZM165 31H166V30H164V33H165ZM197 31H199V30H197ZM206 31H207V30H206ZM212 31H213V30H212ZM212 31H211V33H212ZM243 31H244V30H243ZM1 32H2V31H1ZM3 32H4V31H3ZM16 32H17V31H16ZM23 32H24V31H23ZM39 32H40V31H39ZM43 32H44V31H43ZM59 32H58V33H59ZM62 32L64 33V31H62ZM81 32H83V31H81ZM84 32H85V31H84ZM93 32H94V31H93ZM93 32H92V34H93ZM117 32H118V31H117ZM120 32H121V31H120ZM132 32H133V31H132ZM132 32H131V33H132ZM148 32H150V31H148ZM156 32H157V31H156ZM172 32H174V30H173ZM176 32H177V30H176ZM176 32H175V33H176ZM178 32H180V31H178ZM203 32H204V31H203ZM214 32H215V31H214ZM218 32H219V31H218ZM224 32H226V31H224ZM236 32H237V31H236ZM244 32H246V31H244ZM244 32H243V33H244ZM262 32H263V31H262ZM10 33H11V32H10ZM10 33H9V34H10ZM33 33H34V32H33ZM35 33H36L37 36L39 35V33H37V32H35ZM65 33H66V35H67V32H65ZM71 33H72V32H71ZM79 33H80V32H79ZM85 33H86V32H85ZM95 33H96V32H95ZM95 33H94V34H95ZM113 33H114V32H113ZM127 33H128V32H127ZM133 33H134V32H133ZM139 33H140V32H139ZM162 33H163V32H162ZM164 33H163V34H164ZM166 33H168V32H166ZM170 33H171V32H170ZM206 33H207V32H206ZM243 33H239V34H243ZM246 33H247V32H246ZM256 33L258 34V36L261 35V34L259 35L260 32L258 33V31H257ZM13 34H14V33H13ZM15 34L17 35V33H15ZM31 34H32V33H31ZM52 34H54V33H52ZM68 34H70V33H68ZM72 34H73V33H72ZM72 34H71V35H72ZM82 34H83V33H82ZM90 34H91V33H90ZM90 34H89V35H90ZM94 34H93V35H94ZM99 34H101V33H99ZM122 34H123V33H122ZM122 34H121V35H122ZM155 34H157V33H155ZM158 34H161V33H158ZM171 34H172V33H171ZM182 34H183V32H182ZM190 34H191V33H190ZM190 34H189V35H190ZM201 34H202V33H201ZM201 34L199 33L198 35H201ZM224 34H225V33H224ZM247 34H248V33H247ZM262 34H264V33H262ZM10 35H11V34H10ZM28 35H29V32H28ZM36 35L34 34L33 36H36ZM42 35H43V34H42ZM56 35H57V34H56ZM62 35H63V34H62ZM64 35H65V34H64ZM64 35H63V37H65ZM76 35H78V34L76 33ZM80 35H81V33H80ZM83 35H84V34H83ZM85 35H86V34H85ZM89 35H88V36H89ZM97 35H98V34H97ZM101 35H102V34H101ZM124 35H126V34L124 33ZM132 35H133V34H132ZM141 35H142V34H141ZM148 35H149V34H148ZM161 35H162V34H161ZM176 35H177V34H176ZM187 35H188V34H187ZM189 35H188V36H189ZM194 35H195V34H194ZM243 35H244V34H243ZM19 36H21V35L19 34ZM19 36H15V37H19ZM25 36H27V35H25ZM29 36H31V35H29ZM48 36H49V35H48ZM51 36H52V35H51ZM54 36H55V35H54ZM58 36H60V35L58 34ZM73 36H74V35H73ZM91 36H92V35H91ZM107 36H108V35H107ZM107 36H106V37H107ZM109 36H110V35H109ZM112 36H113V35H112ZM133 36H134V35H133ZM159 36H160V35H159ZM159 36H158V37H159ZM180 36H181V35H180ZM182 36H183V35H182ZM209 36L211 37L210 34H209ZM209 36H208L207 38L211 39L212 37L210 38ZM212 36H213V35H212ZM231 36H232V35H231ZM240 36H241V35H240ZM255 36H256V35H255ZM2 37H4V34L2 35ZM8 37H10V36L8 35ZM12 37H13V36H12ZM38 37H39V36H38ZM41 37H42V36H41ZM44 37H46V36H44ZM77 37L79 38V36H77ZM82 37H83V36H82ZM82 37H81V38H82ZM92 37H93V36H92ZM128 37H129V36H128ZM141 37H142V36H141ZM148 37H149V36H148ZM151 37H153V36H151ZM151 37H150V38H151ZM154 37H155V35H154ZM176 37H177V36H176ZM183 37H184V36H183ZM192 37L195 38V36H192ZM192 37H191V38H192ZM199 37H201V36H199ZM204 37H205V36H204ZM213 37H214V36H213ZM229 37H230V36H229ZM235 37H236V36H235ZM247 37H248V36H247ZM247 37H246V38H247ZM249 37H250V36H249ZM252 37H253V36H252ZM20 38H21V37H20ZM24 38H25V37H24ZM26 38H27V37H26ZM26 38H25V39H26ZM35 38H36V37H34V40H35ZM48 38H49V37H48ZM56 38H57V36H56ZM58 38H59V37H58ZM58 38L56 39V40H57V43H58ZM61 38H62V36H61ZM65 38H67V37H65ZM69 38H70V37H69ZM73 38L76 39V36H74ZM83 38H84V37H83ZM88 38H89V37H88ZM97 38H98V37H97ZM102 38H103V36H102ZM107 38H108V37H107ZM109 38H110V37H109ZM109 38H108V39H109ZM115 38H116V36H115ZM120 38H121V37H120ZM122 38H124L123 35H122ZM171 38H172V37H171ZM225 38H226V37H225ZM232 38H233V37H232ZM236 38H237V37H236ZM236 38H235V39H236ZM255 38H257V37H255ZM260 38H261V37H260ZM260 38H259V39H260ZM0 39L2 40V38H0ZM6 39H7V38H6ZM9 39H10V38H9ZM11 39H12V38H11ZM16 39H17V38H16ZM16 39H15V40H16ZM22 39H23V37H22ZM22 39H21V41H22ZM27 39H28V38H27ZM40 39H41V38H40ZM50 39H51V38H50ZM50 39H49V40H50ZM95 39H96V38H95ZM108 39H107V40H108ZM116 39H117V38H116ZM159 39L161 40L162 37H161V38L159 37ZM168 39H169V38H168ZM172 39H173V38H172ZM178 39H179V38H178ZM185 39H186V38H185ZM189 39H190V38H189ZM192 39H193V38H192ZM197 39H198V38H197ZM199 39H200V38H199ZM216 39H217V38H216ZM216 39H215V40H216ZM249 39H250V38H249ZM249 39H247V41H248ZM259 39H258V40H259ZM4 40H5V39H4ZM13 40H14V37H13ZM36 40H38V38H37ZM36 40H35V41H36ZM43 40H44V38H43ZM53 40H54V39H53ZM60 40H63V39H60ZM60 40H59V42H60ZM64 40H67V39H64ZM71 40H72V39H71ZM92 40H93V39H92ZM120 40H121V39H120ZM143 40H144V39H143ZM147 40H148V39H147ZM150 40H151V39H149V41H150ZM152 40H153V39H152ZM152 40H151V41H152ZM157 40H158V39H156L155 41H157ZM166 40H167V39H166ZM169 40H170V42L172 41L171 39H169ZM195 40H196V39H195ZM201 40H202V39H201ZM201 40H200V42L202 43ZM205 40H206V39H205ZM207 40H208V39H207ZM211 40H212V39H211ZM211 40H210V41H211ZM217 40H218V39H217ZM217 40H216V42H217ZM237 40H238V39H237ZM241 40H242V39H241ZM260 40L262 41V39H260ZM2 41H3V40H2ZM7 41H8V39H7ZM10 41H11V40H10ZM17 41H18V40H17ZM27 41L32 42L31 40H27ZM27 41H26V43H28ZM44 41L46 42V38H45ZM44 41H43V42H44ZM69 41H70V40H69ZM69 41H67V42H69ZM73 41H74V40H73ZM79 41H81V40H79ZM82 41H84V40L82 39ZM85 41H86V40H85ZM85 41H84V42H85ZM88 41H89V40H88ZM90 41H91V40H90ZM90 41H89V42H90ZM132 41H133V40H132ZM144 41H145V40H144ZM175 41H177V39H175ZM184 41H185V40H184ZM186 41H187V40H186ZM190 41H191V40H190ZM218 41H219V40H218ZM220 41H222V40H220ZM231 41H232V40H231ZM231 41H230V42H231ZM238 41H239V40H238ZM238 41H237V42H238ZM243 41H245V40H243ZM11 42H12V41H11ZM24 42H25V40H24ZM33 42H34V41H33ZM38 42H39V40H38ZM43 42H42V43H43ZM51 42H52V41H51ZM61 42H62V41H61ZM64 42H65V41H63V43H64ZM92 42H93V41H92ZM106 42H107V41H106ZM170 42H169V43H170ZM188 42H189V41H188ZM195 42H196V41H195ZM200 42H199V43H200ZM228 42H229V41H228ZM237 42H234V43H237ZM240 42H241V41H240ZM240 42H239V43H240ZM256 42H257V41H256ZM4 43H6V42H4ZM4 43H1V44H4ZM8 43H9V41H8ZM18 43H20V41H19ZM35 43H36V42H35ZM39 43H40V42H39ZM46 43H47V42H46ZM54 43H55V42H54ZM73 43H74V42H73ZM82 43H83V42H82ZM107 43H108V42H107ZM107 43H106V44H107ZM124 43H125V42H124ZM143 43H144V42H143ZM145 43H146V42H145ZM154 43H155V42H154ZM154 43H152V44H154ZM172 43H173V42H172ZM197 43H198V40H197ZM212 43H213V42H212ZM242 43H243V42H242ZM245 43H246V42H245ZM252 43H253V40H252ZM15 44H16V43H15ZM22 44H24V43L22 42ZM22 44H21V45H22ZM58 44H59V43H58ZM64 44H65V43H64ZM69 44H70V43H69ZM78 44H80V43H78ZM78 44H77V45H78ZM95 44H96V43H95ZM152 44H151V46H152ZM166 44H168V43H166ZM175 44H176V42H175ZM175 44H174V45H175ZM178 44H181V43L178 42ZM178 44H177V45H178ZM204 44H205V41H204ZM218 44H219V42H218ZM218 44H217V45H218ZM220 44H221V43H220ZM248 44H249V43H248ZM257 44H259V43H257ZM257 44H256V45H257ZM12 45H13V44H12ZM37 45H38V47H39V45L41 46V44H37ZM37 45H36V47H37ZM43 45H44V44H43ZM43 45H42V47H43ZM50 45H51V43H50ZM54 45H55V44H54ZM59 45H60V44H59ZM65 45H66V44H65ZM70 45H71V44H70ZM72 45L75 47V44H72ZM72 45H71V46H72ZM89 45H90V44H89ZM100 45H101V44H100ZM102 45H103V44H102ZM108 45H110V44H108ZM182 45H183V44H182ZM188 45H189V43H188ZM191 45H192V44H191ZM191 45H190V46H191ZM196 45H197V44H196ZM196 45H194V46H196ZM221 45H222V44H221ZM234 45H235V44H234ZM237 45H239V44L237 43ZM245 45H247V44H245ZM256 45H255V46H256ZM262 45H264V43H263ZM262 45H261V46H262ZM9 46H10V45H9ZM16 46H17V45H16ZM60 46H61V45H60ZM62 46H63V45H62ZM66 46H67V45H66ZM71 46H70V47H71ZM80 46H81V45H80ZM86 46H87V43H86ZM98 46H99V45H98ZM134 46H135V45H134ZM136 46H137V45H136ZM143 46H146V45H143ZM151 46H150V47H151ZM160 46H161V44H160ZM175 46H176V45H175ZM184 46H185V45H184ZM190 46H189V47H190ZM201 46H202V44H201ZM201 46H200V47H201ZM206 46H207V45H206ZM208 46H209V45H208ZM214 46H215V45H214ZM214 46H213V47H214ZM252 46H253V45H252ZM255 46H253V48H254ZM10 47H11V46H10ZM30 47H31V46H30ZM33 47H34V46H33ZM44 47H46V46H44ZM47 47H48V49L51 51V49L49 48V46H47ZM53 47H55V46H53ZM56 47H57V45H56ZM70 47H69V48H70ZM76 47H77V46H76ZM100 47H101V46H100ZM104 47H105V46H104ZM118 47H119V45H118ZM127 47H128V46H127ZM141 47H142V46H141ZM150 47H149V48H150ZM164 47H165V45H164ZM164 47H163V48H164ZM166 47H169V46L166 45ZM171 47H172V45H171ZM186 47H187V46H186ZM220 47H221V46H220ZM225 47H226V46H225ZM227 47H228V46H227ZM230 47H232V46H230ZM235 47H236V46H235ZM242 47H243V46H242ZM3 48H4V45H3ZM16 48H17V47H16ZM18 48H20V47H18ZM18 48H17V49H18ZM25 48H27L26 44H25ZM40 48H41V47H40ZM51 48H52V47H51ZM69 48H67V49H69ZM81 48H82V47H81ZM86 48H88V47H86ZM94 48H95V47H94ZM101 48H102V47H101ZM119 48H120V47H119ZM129 48H130V47H129ZM142 48H143V47H142ZM169 48H170V47H169ZM174 48H175V47H174ZM174 48H173V51H174ZM179 48H180V47H179ZM184 48H185V47H184ZM193 48H194V47H193ZM204 48H206V47L204 46ZM211 48H212V47H211ZM211 48H209V49H211ZM218 48H219V47H218ZM221 48H222V47H221ZM223 48H224V47H223ZM239 48H240V46H239ZM244 48H245V47H244ZM253 48H252V49H253ZM8 49H10V48L8 47ZM11 49H12V48H11ZM14 49H15V48H14ZM27 49H28V48H27ZM29 49H30V48H29ZM32 49H33V48H32ZM42 49H43V48H41V50H42ZM46 49H47V48H46ZM52 49H53V48H52ZM72 49H73V48H72ZM74 49H77V48H74ZM95 49H96V48H95ZM95 49H94V51L91 50V51H89V52H92V51H93V52L95 53ZM105 49H106V47H105ZM110 49H111V48H110ZM113 49H114V47H113ZM113 49H112V50H113ZM115 49H116V48H115ZM125 49H126V48H125ZM134 49H135V48H134ZM143 49H145V48H143ZM177 49H178V48H177ZM181 49H182V47H181ZM194 49H196V48H194ZM209 49H208L207 51H209ZM225 49L227 50V48H225ZM225 49H223V50H225ZM228 49H229V48H228ZM260 49H261V48H259V50H260ZM263 49H264V47H263ZM0 50H1V49H0ZM4 50H5V49H4ZM4 50H2V51H4ZM22 50H25V49H22ZM33 50H40V49H39V48H38V49H35V47H34ZM41 50H40V51H41ZM49 50H48V51H49ZM54 50H57V49H54ZM54 50H53V51H54ZM58 50H59V49H58ZM64 50H66V49H64ZM78 50H79V49H78ZM78 50H77V51H78ZM83 50H85V53L87 52V51H86L87 49H83ZM83 50H82V51H83ZM108 50H109V49H108ZM108 50H107V53L109 52ZM121 50H122V49H121ZM128 50H129V49H128ZM139 50H140V48H139ZM145 50H146V49H145ZM160 50H161V48L159 49V51H160ZM183 50H184V49H183ZM183 50H182V53H185V52H183ZM186 50H187V49H186ZM191 50H192V49H191ZM217 50H218V49H217ZM219 50H220V48H219ZM221 50H222V49H221ZM221 50H220V51H221ZM233 50H235V48H233L232 51H233ZM245 50H246V49H245ZM253 50H254V49H253ZM256 50H258V49H256ZM13 51L16 52V49L13 50ZM18 51H19V49H18ZM18 51H17V52H18ZM29 51H30V50H29ZM40 51H37L38 53H37L36 51H35V52H36L37 54H40V53H39ZM44 51H46V50L44 49ZM48 51H47V55L50 56V55H49L50 53H49ZM53 51H51V52L53 53ZM71 51H72V50H71ZM96 51H97V50H96ZM137 51H138V50H137ZM137 51H136V52H137ZM175 51H176V50H175ZM178 51H179V50H178ZM211 51H213V49H212ZM211 51H210V53H211ZM230 51H231V50H229V52H230ZM237 51H238V49H237ZM251 51H252V50H251ZM251 51H250V52H251ZM8 52H10V51H8ZM14 52H13V53H14ZM17 52H16V54H17ZM24 52H25V51H24ZM24 52H22L21 54L24 55ZM55 52H56V51H55ZM63 52H64V51H63ZM73 52H74V51H73ZM78 52H79V51H78ZM80 52H81V50H80ZM89 52H88V53H89ZM128 52H129V51H128ZM128 52H127V53H128ZM138 52H139V51H138ZM140 52H141V51H140ZM142 52H143V51H142ZM144 52H145V51H144ZM146 52H147V51H146ZM186 52H187V51H186ZM190 52H191V51H190ZM216 52L218 53V51H216ZM263 52H264V51H263ZM6 53H7V52H6ZM11 53H12V51H11ZM19 53H20V52H19ZM33 53H34V52H33ZM36 53H35V56H36ZM44 53H45V52H43V55H45ZM52 53H51V55H52ZM57 53H59V51H58ZM61 53H62V52H61ZM65 53H66V52H65ZM65 53H64V54H65ZM74 53H75V52H74ZM96 53H97V52H96ZM103 53H104V52H103ZM159 53H160V52H159ZM159 53H158V55H159ZM164 53H165V51H164ZM169 53H170V52H169ZM175 53H177V52H175ZM179 53H181V52H179ZM179 53H177V54H179ZM187 53H188V52H187ZM187 53H186V54H187ZM204 53H205V52H204ZM204 53H202V54H204ZM208 53H209V52H208ZM210 53H209V54H210ZM212 53H213V52H212ZM212 53H211V54H212ZM224 53H225V52H224ZM226 53H227V52H226ZM234 53H235V52H234ZM256 53H257V52H256ZM8 54H9V53H8ZM8 54H7V55H8ZM31 54H32V53H31V51H30V55H31ZM53 54H54V53H53ZM75 54H77V53H75ZM80 54H81V53H80ZM82 54H83V52H82ZM82 54H81V56L77 54V56L82 57ZM109 54H110V53H109ZM123 54H124V53H123ZM138 54H139V53H138ZM146 54H147V53H146ZM162 54H163V52H162ZM166 54H167V53H166ZM197 54H199V53H197ZM215 54H216V53H215ZM243 54L245 55L244 52H243ZM243 54H242V55H243ZM246 54H247V52H246ZM11 55H12V54H11ZM14 55H15V54H14ZM17 55L20 56L19 54H17ZM17 55H16L15 57H17ZM28 55H29V54H28ZM28 55H27V56H28ZM84 55H85V54H84ZM118 55H119V54H118ZM121 55H122V54H120V56H121ZM158 55H157V56H158ZM164 55H165V54H164ZM168 55H169V54H168ZM175 55H176V54H175ZM181 55H182V54H181ZM199 55H200V54H199ZM219 55H220V54H219ZM229 55H233V53H231V54H229ZM263 55H264V54H263ZM21 56H22V55H21ZM31 56H32V55H31ZM31 56H28V57L31 58ZM33 56H34V55H33ZM65 56H66V54H65ZM65 56H64V57H65ZM68 56H69V55H68ZM72 56H74V55H72ZM75 56H76V55H75ZM75 56H74L73 58H75ZM77 56H76V57H77ZM86 56H87V55H86ZM90 56H93V55H90ZM94 56H95V55H94ZM101 56H102V55H101ZM155 56H156V55H155ZM157 56H156V57H157ZM193 56H194V55H193ZM196 56H197V55H196ZM205 56H207V55H205ZM217 56H218V55H217ZM217 56H216V57H217ZM240 56H241V55H240ZM247 56H249V55H246V57H247ZM5 57H6V56H5ZM15 57H13V58H15ZM23 57H25V56H23ZM37 57H38V56H37ZM50 57H51V56H50ZM55 57L58 58V55L55 56ZM59 57H60V56H59ZM62 57H63V54H62ZM62 57H61V60H62ZM83 57L85 58V56H83ZM132 57H133V56H132ZM156 57H155V58H156ZM171 57H172V56H171ZM175 57L177 58V56H174L173 59H175ZM184 57H185V56H184ZM187 57H188V56H187ZM187 57H186V58H187ZM203 57H204V56H203ZM211 57H212V56H210V58H211ZM224 57H225V56H224ZM226 57H227V56H226ZM234 57H236V56H234ZM241 57H242V56H241ZM17 58H18V57H17ZM20 58H21V57H20ZM66 58H67V57H66ZM93 58L95 59V57H93ZM121 58H122V57H121ZM134 58H135V57H133V59H134ZM137 58H138V57H137ZM151 58H152V57H151ZM194 58H195V57H194ZM196 58H197V57H196ZM198 58H200V57H198ZM204 58H205V57H204ZM204 58H203L202 60H204ZM214 58H215V57H214ZM238 58H240V57H238ZM238 58H237V59H238ZM249 58H250V57H249ZM252 58H253V57H252ZM263 58H264V57H263ZM1 59H2V58H1ZM4 59H5V58H4ZM10 59H11V58H10ZM10 59H9V60H10ZM15 59H16V58H15ZM38 59H39V58H38ZM42 59H43V58H41V59H39V60L41 61ZM53 59H54V58H53ZM58 59H60V58H58ZM69 59L72 60V58H69ZM79 59H81V58H79ZM87 59H89V58H87ZM189 59H190V58H188V60H189ZM192 59H193V58H192ZM207 59H208V58H207ZM211 59H212V58H211ZM217 59H218V57H217ZM220 59H221V58H220ZM223 59H224V58H223ZM243 59H244V58H243ZM33 60H34V58H33ZM39 60H37V61H39ZM61 60H60V61H61ZM63 60H64V59H63ZM74 60H75V59H74ZM83 60H84V59H83ZM97 60H98V59H97ZM97 60H95V61H97ZM115 60H116V59H115ZM122 60H124V59H122ZM155 60H156V59H155ZM161 60H162V59H161ZM170 60H171V59L168 60V63H169ZM183 60L186 61L185 58H184ZM197 60H198V59H197ZM197 60H196V61H197ZM200 60H201V58H200ZM200 60H199V61H200ZM226 60H227V58H226ZM245 60H246V59H245ZM251 60H252V59H251ZM18 61H19V60H17V62H18ZM21 61H23V60L21 59ZM30 61H31V60H30ZM42 61H43V60H42ZM65 61H66V59H65ZM67 61H68V60H67ZM76 61H77V60H76ZM80 61H81V60H80ZM90 61L92 62L91 59H90ZM93 61H94V60H93ZM95 61H94V62H95ZM194 61H195V60H194ZM194 61H193V63H194ZM219 61H220V60H219ZM229 61H230V60H229ZM2 62H3V61H2ZM4 62H8V61L5 60ZM56 62H57V61H56ZM58 62H59V61H58ZM72 62H74V61H72ZM72 62H70V65H71ZM77 62H78V61H77ZM83 62H84V61H83ZM83 62H82V64L85 63V62H84V63H83ZM87 62H88V63H91V62H89V61H87ZM101 62H102V60H101ZM119 62H120V61H119ZM128 62H129V61H128ZM131 62L133 63L134 60L131 61ZM159 62H161V61H159ZM163 62H164V61H163ZM170 62H171V61H170ZM172 62H173V61H172ZM174 62H175V61H174ZM174 62H173V63H174ZM181 62H183V61L181 60ZM188 62H189V61H188ZM191 62H192V61H191ZM191 62H190V63H191ZM212 62H213V61H212ZM246 62H248V61H246ZM251 62H252V61H251ZM260 62H261V61H260ZM0 63H1V62H0ZM18 63H20V62H18ZM29 63H30V62H29ZM35 63H37V62H35ZM42 63H44V62H42ZM46 63H47V62H46ZM46 63H45V64H46ZM61 63H62V62H61ZM68 63H69V61H68ZM113 63H115V62H113ZM141 63H143V62H141ZM149 63H151V62H149ZM155 63H156V61H155ZM166 63H167V62H166ZM210 63H211V62H210ZM210 63H209V64H210ZM218 63H220V62H218ZM223 63H224V62H223ZM244 63H245V62H244ZM256 63L258 64L257 61H256ZM37 64H38V63H37ZM62 64H63V63H62ZM73 64H74V63H73ZM73 64H72V65H73ZM75 64H76V63H75ZM82 64H81V65H82ZM93 64H94V63H93ZM95 64H96V63H95ZM120 64H121V63H120ZM162 64H165V63H162ZM162 64H161V65H162ZM182 64H183V63H182ZM191 64H192V63H191ZM204 64H205V63H204ZM212 64H214V63H212ZM220 64H221V63H220ZM229 64H230V63H229ZM254 64H255V63L253 62V65H254ZM262 64H263V63H262ZM7 65H8V64H7ZM12 65H13V64H12ZM17 65H18V64H17ZM26 65H27V64H26ZM67 65L69 66V64H67ZM67 65H66V66H67ZM78 65H79V68H80V64H78ZM78 65H77V67H78ZM86 65H87V63H86ZM88 65H89V64H88ZM88 65H87V66H88ZM96 65H97V64H96ZM115 65H116V64H115ZM117 65H118V64H117ZM130 65H131V64H130ZM132 65H133V64H132ZM134 65L136 66V64H134ZM134 65H133V66H134ZM138 65H140V64H138ZM144 65H145V64H144ZM183 65L186 66V63L183 64ZM215 65H216V64H215ZM224 65H225V63H224ZM246 65H247V64H246ZM246 65H245V66H246ZM255 65H256V64H255ZM255 65H254V67H255ZM259 65H261V64H259ZM21 66H22V65H21ZM21 66H20V67H21ZM42 66H43V65H42ZM42 66H41V67H42ZM49 66H52V65H49ZM49 66H48V67H49ZM84 66H85V65H84ZM84 66H83V68H84ZM94 66H95V65H94ZM107 66H108V65H107ZM119 66H121V65H119ZM122 66H124V64H123ZM135 66H134V67H135ZM146 66H147V64H146ZM146 66H145V67H146ZM156 66H157V64H156ZM176 66H178V65H176ZM179 66H180V63H179ZM179 66H178V67H179ZM197 66H198V64H197ZM197 66H196V67H197ZM212 66H213V65H212ZM251 66H252V65H251ZM12 67H13V66H12ZM44 67H45V66H44ZM44 67H43V68H44ZM48 67H47V69H49ZM57 67L60 68L58 65H57ZM57 67H56V68H57ZM61 67H62V66H61ZM69 67H70V66H69ZM71 67H72V66H71ZM71 67H70V68H71ZM75 67H76V66H75ZM75 67H74V68H75ZM85 67H86V66H85ZM91 67H92V66H91ZM103 67H104V66H103ZM125 67H126V66H125ZM160 67H161V66H160ZM163 67H164V66H163ZM171 67H174V66H171ZM182 67H183V66H182ZM187 67H188V66H187ZM189 67H190V65H189ZM189 67H188V68H189ZM192 67H194V66H192ZM199 67H201V66L199 65ZM205 67H207V68L209 67V68H210V65H209V66L206 65ZM205 67H202V68L204 69ZM239 67H240V65H239ZM243 67H244V66H243ZM254 67H253V69H254ZM263 67H264V66H263ZM62 68H63V67H62ZM62 68H60V69L62 70L61 73H63V71H64ZM83 68H82V69H83ZM86 68H87V67H86ZM92 68H93V67H92ZM96 68H97V67H96ZM122 68H123V67H122ZM151 68H152V67H151ZM168 68H169V67H168ZM174 68H176V67H174ZM190 68H191V67H190ZM209 68H208V69H209ZM215 68H216V67H215ZM218 68H219V67H218ZM227 68H229V69L231 70L230 67H227ZM235 68H236V67H235ZM237 68H238V67H237ZM240 68H241V67H240ZM240 68H239V69H240ZM26 69L29 70L28 67H27ZM26 69H25V70H26ZM44 69H45V68H44ZM52 69H55L54 66H52ZM66 69H68V68H66ZM88 69H90V66L88 67ZM98 69H99V68H98ZM118 69H120V67H119ZM125 69L127 70V67H126ZM129 69H131V67L128 68V70H129ZM137 69H139V68L137 67ZM140 69H141V68H140ZM140 69H139V72H140ZM153 69H154V68H153ZM159 69H160V68H159ZM180 69H181V68H180ZM197 69H199V68H197ZM200 69H201V68H200ZM211 69H212V68H211ZM211 69H210V70H211ZM220 69H221V68H220ZM239 69H238V71H241V70H239ZM242 69H243V68H242ZM245 69H247V68H245ZM245 69H244V70H245ZM249 69H250V68H249ZM261 69H262V68H261ZM263 69H264V68H263ZM263 69H262V70H263ZM9 70H10V69H9ZM18 70H19V69H18ZM18 70H17V71H18ZM57 70H58V69H57ZM61 70H60V71H61ZM91 70H92V69H91ZM102 70H103V69H101V71H102ZM144 70H145V69H144ZM146 70H147V69H146ZM170 70H171V69H170ZM182 70H183V69H182ZM190 70H193V71H194V69H190ZM210 70H209V71H210ZM214 70H215V69H214ZM224 70H225V68H224ZM259 70H260V69H259ZM6 71H7V70H6ZM6 71H5V72H6ZM30 71H31V70H30ZM55 71H56V69H55ZM55 71H54V72H55ZM58 71H59V70H58ZM58 71H56V72L58 73ZM60 71H59V72H60ZM67 71H68V70H66L64 74H66ZM78 71H81V70H80V69L77 70V71L75 70L76 73H77ZM96 71H97V70H96ZM96 71L94 70V73H95ZM98 71H99V70H98ZM133 71H134V70H132V72H133ZM152 71H153V70H152ZM164 71H165V70H164ZM173 71H174V70H173ZM175 71H176V69H175ZM175 71H174V72H175ZM183 71L186 72L185 70H183ZM183 71H181V72H183ZM209 71H208V72H209ZM220 71H222V70H220ZM220 71H219V73H220ZM231 71H232V70H231ZM255 71H256V70H255ZM255 71H254V72H255ZM11 72H12V71H11ZM15 72H16V71H14V73H15ZM33 72H34V71H33ZM91 72H92V71H91ZM103 72H104V71H103ZM110 72H111V71H110ZM112 72H113V71H112ZM132 72H131V73H132ZM144 72H145V71H144ZM144 72H143V73H144ZM147 72H148V71H147ZM154 72H155V71H154ZM166 72H167V71H166ZM168 72H169V71H168ZM168 72H167V73H168ZM170 72H171V71H170ZM174 72H173V73H174ZM178 72H179V71L177 70V73H178ZM184 72H183V73H184ZM190 72H191V71H190ZM194 72H195V71H194ZM200 72H201V70H200ZM204 72H205V71H204ZM225 72H226V71H224V73H225ZM227 72H228V71H227ZM236 72H237V71H236ZM19 73H20V71H19ZM19 73H18V74H19ZM47 73H48V72H47ZM61 73H59V74H61ZM78 73H79V72H78ZM101 73H102V72H101ZM134 73H135V72H134ZM140 73H141V72H140ZM151 73H152V72H151ZM167 73H166V74H167ZM177 73H176V74H177ZM186 73H188V72H186ZM221 73H222V72H221ZM231 73H232V72H230V74H231ZM256 73H257V72H256ZM12 74H13V73H12ZM20 74H21V73H20ZM23 74H25V72H23ZM27 74H28V73H27ZM31 74H32V73H31ZM34 74H36V73L34 72ZM54 74H56V73H54ZM80 74H82V73L80 72ZM89 74H90V73H89ZM91 74H92V73H91ZM97 74H98V73H97ZM103 74H104V73H103ZM103 74H102V75H103ZM153 74H154V73H153ZM161 74H163V73L160 72V75H161ZM170 74H172V73H170ZM170 74H169V75H170ZM190 74H191V73H190ZM194 74H195V73H194ZM199 74H200V73H199ZM201 74H202V73H201ZM203 74H204V73H203ZM205 74H206V73H205ZM209 74H210V73H209ZM209 74H208V75H209ZM217 74H218V73H217ZM240 74H242V73H240ZM247 74L250 75L249 73H247ZM262 74H263V73H262ZM13 75H14V74H13ZM13 75H12V76H13ZM38 75H39V72H38L37 76H38ZM47 75H48L49 78L51 77V76H49V74H47ZM51 75H52V74H51ZM66 75H67V78H68V73H67ZM69 75H70V74H69ZM85 75H86V73H85ZM85 75H84V78H85ZM105 75H106V74H105ZM145 75H146V73H145ZM145 75H144V76H145ZM151 75H152V74H151ZM157 75H158V74H157ZM185 75H186V74H185ZM187 75H188V74H187ZM222 75H223V74H221V76H222ZM231 75H232V74H231ZM39 76H41V75H39ZM52 76H53V75H52ZM59 76L61 77V75H59ZM82 76H83V74H82ZM82 76H81V77H82ZM86 76H87V75H86ZM120 76H121V75H120ZM129 76H130V75H129ZM131 76H132V75H131ZM165 76H166V75H165ZM172 76H173V75H172ZM177 76H178V75H177ZM183 76H184V75H183ZM190 76H191V75H190ZM193 76H194V75H193ZM203 76H204V75H203ZM203 76H202V77H203ZM205 76H206V75H205ZM214 76H216V75H214ZM226 76H227V75H226ZM237 76H239V75H237ZM241 76H242V75H241ZM253 76H254V74H253ZM259 76H260V75H259ZM42 77H44V76H42ZM45 77H46V76H45ZM56 77H57V75H55L54 79H58V78H56ZM62 77H63V76H62ZM64 77H65V76H64ZM96 77H97V76H96ZM106 77H107V76H106ZM113 77H114V76H113ZM122 77H123V76H122ZM156 77H157V76H156ZM156 77L154 76V77H152V78H156ZM158 77H159V76H158ZM161 77H162V76H161ZM163 77H164V76H163ZM168 77H169V76H168ZM175 77H176V75H175ZM188 77H189V76H188ZM188 77H186V79H185V78H183V79L187 80ZM199 77H200V76H199ZM211 77H212V76H211ZM222 77H223V76H222ZM222 77H220V78L222 79ZM224 77H225V76H224ZM224 77H223V79H224ZM233 77H234V76H233ZM246 77H248V76H246ZM254 77H256V76H254ZM5 78H6V77H5ZM14 78H15V77H14ZM39 78H40V77H39ZM82 78H83V77H82ZM87 78H91V76H90V77L87 76L86 79H87ZM104 78H105V77H104ZM114 78H115V77H114ZM140 78H141V77H140ZM146 78H147V77H146ZM159 78H160V77H159ZM159 78H157V79H159ZM191 78H192V76H191ZM205 78H207V77H205ZM209 78H210V76H209ZM213 78H214V77H213ZM213 78H212V79H213ZM228 78H229V77H228ZM235 78H236V77H235ZM3 79H4V78H3ZM7 79H8V78H7ZM11 79H12V78H11ZM63 79H64V78H63ZM69 79H70V78H69ZM71 79H72V78H71ZM132 79H133V78H132ZM134 79H136V78H134ZM160 79H161V78H160ZM160 79H159V80H160ZM163 79H164V78H163ZM169 79H171V78H169ZM174 79L177 80V78H174ZM174 79H171V80H174ZM183 79H182V80H183ZM189 79H190V78H189ZM210 79H211V78H210ZM214 79H215V78H214ZM229 79H231V78H229ZM254 79H257V78H254ZM4 80H5V79H4ZM40 80H41V79H40ZM45 80H46V79H45ZM52 80H53V79H52ZM58 80H59V79H58ZM64 80H67L66 77H65ZM101 80H103V79H101ZM125 80H126V79H125ZM125 80H124V81H125ZM129 80H130V79H129ZM145 80H146V79H145ZM148 80H150V79H148ZM155 80H156V79H155ZM171 80H170V81H171ZM185 80H184V81H185ZM205 80H206V79H205ZM217 80H218V79H217ZM225 80H226V79H225ZM227 80H228V79H227ZM251 80H252V79H251ZM259 80H260V79L258 78V80H256V82H258ZM12 81H13V80H12ZM14 81H15V79H14ZM42 81H43V80H42ZM50 81H51V80H50ZM72 81H73V80H72ZM72 81H70V82H72ZM83 81H84V80H83ZM94 81H95V80H94ZM94 81H92V82H94ZM107 81H108V80H107ZM117 81H118V80H117ZM124 81H123V82H124ZM136 81H137V80H136ZM165 81H166V80H165ZM177 81H178V80H177ZM191 81H192V80H191ZM194 81H195V80H194ZM194 81H193V82H194ZM249 81H250V80H249ZM249 81H247V82H249ZM260 81L263 82L262 80H260ZM39 82H40V81H39ZM68 82H69V81H68ZM70 82H69V83H70ZM84 82H86V81H84ZM89 82H90V81H89ZM89 82H88V84H89ZM97 82H98V81H97ZM97 82H96V83H97ZM111 82H112V80H111ZM115 82H116V80H115ZM115 82H114V83H115ZM139 82H140V80H139ZM148 82H149V81H148ZM160 82H161V81H160ZM160 82H159V83H160ZM181 82H182V81H181ZM195 82H196V81H195ZM195 82H194V83H195ZM200 82H201V80H200ZM226 82H227V81H226ZM226 82H225V83H226ZM251 82H252V81H251ZM253 82H254V81H253ZM253 82H252V83H253ZM12 83H13V82H12ZM15 83H16V82H15ZM46 83H47V82H46ZM49 83H50V82H49ZM66 83H67V82H66ZM72 83H75V82H72ZM77 83L79 84L78 81H77ZM99 83H100V82H99ZM106 83H107V82H106ZM108 83H109V82H108ZM108 83H107V84H108ZM112 83H113V82H112ZM114 83H113V84H114ZM127 83H128V82H127ZM129 83H132V81L129 82ZM133 83H134V82H133ZM140 83H141V82H140ZM140 83H138V84L135 83L134 85H137V86H138ZM143 83H144V81H143ZM143 83H142V84H143ZM156 83H157V82H156ZM175 83H176V82H174V86L176 85ZM197 83H198V82H197ZM203 83H204V82H203ZM205 83H206V81H205ZM205 83H204V84H205ZM219 83H220V82H219ZM221 83H222V82H221ZM234 83H235V81H234ZM236 83H237V82H236ZM238 83H239V82H238ZM238 83H237V85L239 86L240 83H239V84H238ZM254 83H255V82H254ZM258 83L260 84V82H258ZM58 84H59V83H58ZM60 84H61V83H60ZM85 84H86V83H85ZM104 84H105V83H104ZM115 84H116V83H115ZM124 84L126 85V83H124ZM152 84H153V83H152ZM171 84H172V83H171ZM189 84H191V83H188V86H189ZM199 84H200V83H199ZM209 84H210V82H209ZM245 84H246V83H245ZM262 84H263V83H262ZM41 85H42V84H41ZM63 85H64V84H63ZM67 85H68V84H67ZM90 85H91V84H90ZM93 85H94V84H93ZM108 85H109V84H108ZM116 85H117V84H116ZM121 85H122V84H121ZM127 85H128V84H127ZM127 85H126V86H127ZM129 85H130V84H129ZM140 85H141V84H140ZM143 85H144V84H143ZM162 85H163V84H162ZM235 85H236V84H235ZM241 85H242V84H241ZM246 85H247V84H246ZM252 85L254 86V84H252ZM16 86H17V85H16ZM69 86H71V84H69ZM73 86L75 87L76 85H73ZM94 86H95V85H94ZM100 86H101V85H100ZM106 86H107V85H106ZM117 86H118V85H117ZM137 86H136V87H137ZM160 86H161V85H160ZM180 86H181V85H180ZM191 86H193V85H191ZM194 86H195V85H194ZM194 86H193V87H194ZM202 86H203V84H202ZM202 86H201V88L203 89L204 86H203V87H202ZM207 86H208V85H207ZM219 86H220V84H219ZM219 86H217V87H219ZM259 86H260V85H259ZM44 87H45V86H44ZM89 87H91V86H89ZM115 87H116V86H114L113 88H115ZM118 87H119V86H118ZM120 87H122V86H120ZM123 87H125V86L123 85ZM131 87H132V85L130 86V88H131ZM139 87H141V86H139ZM150 87H152V86L150 85ZM154 87H155V86H154ZM166 87H167V86H166ZM186 87H187V86H186ZM214 87L216 88V86H214ZM222 87H223V86H222ZM239 87H240V86H239ZM241 87H242V86H241ZM254 87H255V86H254ZM261 87H263V86H261ZM48 88H49V87H48ZM48 88H46V89L48 90ZM75 88H76V87H75ZM77 88H78V87H77ZM77 88H76V89H77ZM91 88H94V87L92 86ZM127 88H128V87H127ZM130 88H129V89H130ZM132 88H133V87H132ZM137 88H138V87H137ZM137 88H136V90H137ZM144 88H145V86H144ZM156 88H157V87H156ZM174 88H175V87H174ZM177 88H180V87L177 86ZM188 88H189V87H188ZM188 88H187V89H188ZM196 88L198 89L197 86H196ZM199 88H200V87H199ZM263 88H264V87H263ZM95 89L97 90V88H95ZM95 89H93V90H95ZM98 89H100V88H98ZM117 89H118V88H117ZM129 89H128V90H129ZM139 89H140V88H139ZM194 89H195V88H194ZM217 89H219V88H217ZM245 89H246V88H245ZM260 89H261V88H260ZM47 90H46V92H47ZM50 90H51V88L49 89V91H50ZM52 90L54 91L55 89L53 88ZM78 90H79V89H78ZM101 90H103V89L97 90V92L100 93ZM123 90H124V88H123ZM126 90H127V89H126ZM128 90H127V91H128ZM182 90H185L184 87H183ZM208 90H209V89H208ZM213 90H214V89H213ZM239 90H240V89H239ZM248 90H249V89H248ZM36 91H37V90H36ZM56 91H57V90H56ZM106 91H107V90H106ZM117 91H118V90H117ZM124 91H125V90H124ZM124 91H122V92L124 93ZM131 91H134V89L131 90ZM131 91H130V93H131ZM151 91H153V90H151ZM171 91H172V90H171ZM175 91H176V90H175ZM201 91H203V90H201ZM204 91H205V90H204ZM214 91H215V90H214ZM250 91L252 92V90H250ZM250 91H249V92H250ZM50 92H51V91H50ZM63 92H64V91H63ZM83 92H84V91H83ZM86 92H87V91H86ZM90 92H91V91H90ZM93 92L95 93L96 91H93ZM93 92H92V93H93ZM101 92H102V91H101ZM114 92H116V91H114ZM120 92H121V91H120ZM136 92H138V91H136ZM142 92H143V91H142ZM144 92H145V91H144ZM144 92H143V93H144ZM162 92H163V91H162ZM186 92H187V91H186ZM188 92H189V91H188ZM197 92H198V91H197ZM247 92H248V91H247ZM251 92H250V94H251ZM92 93H90V94H92ZM94 93H93V94H94ZM104 93H105V92H104ZM116 93H117V92H116ZM128 93H129V92H128ZM138 93H139V92H138ZM143 93H142V94H143ZM155 93H157V92H155ZM164 93H165V92H164ZM166 93H169V92H166ZM179 93H180V92H179ZM189 93H191V92H189ZM189 93H188V94H189ZM203 93H204V92H203ZM205 93H206V92H205ZM208 93H209V92H208ZM208 93H207V94H208ZM210 93H211V92H210ZM241 93H242V92H241ZM243 93H244V92H243ZM258 93H259V92H258ZM18 94H19V93H18ZM52 94H53V93H52ZM82 94H83V93H82ZM88 94H89V93H88ZM90 94H89V95H90ZM95 94H96V93H95ZM101 94H102V93H101ZM117 94H119V93H117ZM120 94H121V93H120ZM125 94H126V93H124V95H125ZM139 94H140V93H139ZM159 94H160V93H159ZM172 94H173V93H172ZM181 94H182V93H181ZM194 94H195V93H194ZM236 94H237V93H236ZM238 94H240V93L238 92ZM244 94H245V93H244ZM5 95H7V94H5ZM56 95H57V94H56ZM56 95L53 94V96H55V97H56ZM83 95H84V94H83ZM85 95H86V94H85ZM98 95H99V94H98ZM115 95H116V94H115ZM129 95H130V94H128V96H129ZM144 95H145V94H144ZM150 95H151V94H150ZM161 95H162V94H161ZM163 95H165V94H163ZM163 95H162V96H163ZM169 95H171V93H170ZM179 95H180V94H178V98H177V100L179 99ZM184 95H185V93H184ZM186 95H187V94H186ZM186 95H185V96H186ZM197 95H198V94H197ZM202 95H204V94H202ZM240 95H243V94H240ZM257 95H258V94H257ZM91 96H93V95H91ZM94 96H95V95H94ZM96 96H97V94H96ZM99 96H100V97H97L98 99H99V98H103L102 95H99ZM101 96H102V97H101ZM107 96H108V95H107ZM107 96H106V98H107ZM109 96H110V93H109ZM116 96H117V95H116ZM141 96H143V95H141ZM147 96H148V95H147ZM147 96H146V97H147ZM151 96H152V95H151ZM153 96H154V95H153ZM153 96H152V97H153ZM165 96H166V95H165ZM167 96H168V95H167ZM167 96H166V97H167ZM173 96H175V95H173ZM173 96H172V97H173ZM182 96H183V95H182ZM182 96H181V97H182ZM188 96H189V95H188ZM195 96H196V95H195ZM195 96H194V97H195ZM205 96H206V95H205ZM210 96H211V94H210ZM233 96H234V95H233ZM243 96H244V95H243ZM6 97H7V96H6ZM16 97H17V96H16ZM61 97H62V96H61ZM113 97H114V96H113ZM122 97H123V96H122ZM122 97L119 96V98H122ZM124 97H125V96H124ZM126 97H127V95H126ZM126 97H125V98H126ZM134 97H135V96H134ZM134 97H132V98H133V99L137 98V97H135V98H134ZM143 97H144V96H143ZM152 97H151V98L148 97V98L152 100ZM155 97H156V95H155ZM160 97H161V96H160ZM172 97H171V98H172ZM194 97H193V98H194ZM200 97H201V96H200ZM203 97H204V96H203ZM238 97H239V96H238ZM262 97H263V96H262ZM14 98H15V97H14ZM29 98H30V96H29ZM56 98H57V97H56ZM110 98H112V97L110 96ZM116 98H118V96H117ZM161 98L164 99V97H161ZM171 98H168V100H169V99L171 100ZM223 98H224V97H223ZM231 98H232V97H231ZM231 98H230V99H231ZM236 98H237V96H236ZM69 99H70V98H69ZM84 99H86V97H85ZM92 99H93V98H92ZM108 99H109V97H108ZM122 99H123V98H122ZM128 99H129V98H128ZM128 99H126V100H128ZM133 99H132V100H133ZM153 99L155 100L156 98H153ZM163 99H162V100H163ZM166 99H167V98H166ZM173 99H174V98H173ZM175 99H176V96H175ZM180 99H181V98H180ZM186 99H187V98H186ZM188 99H190V98H188ZM197 99L199 100V96H198ZM202 99H203V98H202ZM204 99H205V98H204ZM206 99H208V98H206ZM238 99H239V98H238ZM238 99H237V100H238ZM25 100H26V102H27V100H29V99L27 98V99H25ZM36 100H37V99H36ZM57 100H58V99H57ZM59 100H60V99H59ZM64 100H66V99H64ZM73 100H74V99H73ZM87 100H88V98H87ZM103 100L105 101V98H104ZM129 100H131V99H129ZM136 100H139V99H136ZM136 100H135V102H134L135 104H136ZM145 100H146V99H145ZM145 100H144V101H145ZM157 100H158V99H157ZM184 100H185V98H184ZM190 100H191V99H190ZM190 100H187V101H190ZM192 100H193V99H192ZM192 100H191V101H192ZM214 100H215V99H214ZM214 100L212 99V101H214ZM218 100H219V99H218ZM226 100H227V99H226ZM233 100H234V99H233ZM239 100H240V102H241V97H240ZM31 101H32V99H31ZM31 101H29V102L31 103ZM104 101H103V102H104ZM108 101H109V100H108ZM111 101H112V100H111ZM118 101H119V99H117V102H118ZM121 101H122V100H121ZM148 101H149V100H147V103H150V102H151V101H150V102H148ZM152 101H153V100H152ZM172 101H174V100H172ZM181 101H182V100H181ZM181 101H180L179 103H181ZM191 101H190V102H191ZM195 101H196V100H195ZM202 101H203V100H202ZM202 101H201V102H202ZM210 101H211V100H210ZM221 101H222V100H221ZM229 101H231V100H229ZM229 101H227V102H229ZM235 101H236V100H235ZM32 102H33V101H32ZM64 102H65V101H64ZM67 102H68V101H67ZM70 102H71V101H70ZM75 102H76V101H75ZM83 102L85 103V101H83ZM101 102H102V101H101ZM106 102H107V101H106ZM127 102H128V101H127ZM130 102H131V101H130ZM170 102H171V101H170ZM183 102H184V101H183ZM193 102H194V101H193ZM203 102H204V101H203ZM208 102H209V101H208ZM216 102H217V101H216ZM216 102H215V103H216ZM227 102H226V103H227ZM39 103H40V102L38 101V104H39ZM89 103H90V102H88L87 105H89ZM110 103H111V102H110ZM113 103H114V104L116 103V99L114 100ZM119 103H120V101H119ZM119 103H117V104H119ZM121 103H122V102H121ZM132 103H133V102H132ZM138 103H140V100H139ZM141 103H142V101H141ZM143 103L145 104L146 102H143ZM147 103H146V105H147ZM153 103H154V102H153ZM153 103H152V104H153ZM158 103H159V101H158ZM165 103H167V102H165ZM215 103L212 104L211 102H210V103H206V102H205V103H200V102H198V106H199V107L202 106L203 108H205V107H208V108H212V107H214V108H218V111H219V108L221 107V105H220V103H217V104H215ZM229 103L231 104V102H229ZM59 104H60V103H59ZM70 104H71V103H70ZM103 104H104V103H103ZM125 104H126V103H125ZM127 104H128V103H127ZM155 104H156V102H155ZM173 104H175V103H173ZM187 104H188V103H187ZM39 105H40V104H39ZM39 105H38V106H39ZM53 105H54V104H53ZM65 105H66V104H65ZM65 105H63V106H65ZM67 105H69V104H67ZM71 105H72V104H71ZM92 105H93V103H92ZM94 105H95V104H94ZM119 105H120V104H119ZM123 105H124V104H123ZM123 105L121 104V106H123ZM129 105H130V104L126 105V106H128L129 109H132V108L134 107V106H132V108H130L131 105H130V107H129ZM133 105H134V104H133ZM137 105H138V107L140 106L139 104H137ZM157 105H158V104H157ZM157 105H156V107H152L153 105L151 106V104H150V106L147 105V110L149 111L150 114H153L154 116L157 115V117H159V116H160L159 110H161L163 107H161V109H160V108H158L159 106L157 107ZM160 105L163 106L164 103H163V105H162V104H160ZM166 105H167V104H166ZM168 105H170V103H168ZM176 105H177V103H176L174 106L176 107ZM181 105H182V104H181ZM183 105H184V104H183ZM190 105H193V103L190 104ZM190 105H189V106H190ZM222 105H224V103H223ZM227 105H228V104H227ZM237 105H238V104H237ZM237 105H236V106H237ZM24 106H25V105H24ZM34 106H35V105H34ZM72 106H73V105H72ZM82 106H83V104H82ZM90 106H91V105H90ZM95 106H96V105H95ZM95 106H94V107H95ZM154 106H155V105H154ZM179 106H180V105H179ZM184 106H185V105H184ZM186 106H187V105H186ZM186 106H185V107H186ZM198 106H197L196 108H198ZM225 106H226V105H225ZM225 106H224V107H225ZM232 106H233V105H232ZM254 106H255V105H254ZM70 107H71V106H70ZM75 107H77V105H76ZM75 107H74V108H75ZM104 107H105V105H104ZM106 107H107V106H106ZM106 107H105V109H106ZM116 107H117V106H116ZM123 107H124V106H123ZM136 107H137V106H136ZM143 107H144V106H143ZM143 107H142V108H143ZM165 107H167V106H165ZM185 107H184V111H186V108H185ZM227 107H228V106H227ZM229 107H230V106H229ZM25 108H26V107H25ZM36 108H37V107H36ZM74 108H73V109H74ZM83 108H84V106H83ZM88 108H89V107H88ZM91 108H92V107H91ZM114 108H115V107H114ZM134 108H135V107H134ZM140 108H141V107H140ZM145 108H146V106H145ZM169 108H170V106H169ZM173 108H174V107H173ZM189 108H190V107H189ZM214 108H213V109H214ZM225 108H226V107H225ZM253 108H254V107H253ZM255 108H256V107H255ZM21 109H22V107H21ZM26 109H27V108H26ZM38 109H39V108H38ZM65 109H66V106H65ZM97 109H98V108H97ZM107 109H108V107H107ZM107 109H106V110H107ZM164 109H165V108H164ZM167 109H168V107H167ZM167 109H165V110H167ZM171 109H172V107H171ZM176 109H179V108H176ZM180 109H181V107H180ZM194 109H195V108H194ZM198 109H199V108H198ZM198 109L195 110V111H198ZM24 110H25V109H24ZM27 110H28V109H27ZM40 110H41V109H40ZM78 110H79V109H78ZM87 110H88V109H87ZM109 110H111V109H109ZM112 110H113V108H112ZM120 110H121V109H120ZM122 110H124V109H122ZM127 110H128V109H127ZM144 110H145V109H144ZM173 110H174V109H173ZM204 110H206L205 112L209 111V110H207V109H203L202 112H203ZM255 110H256V109H255ZM21 111H22V110H21ZM89 111H90V110H89ZM128 111H129V110H128ZM130 111L133 112V110H130ZM130 111H129V113H130ZM148 111H147V112H148ZM161 111H162V110H161ZM163 111H164V110H163ZM168 111H169V110H167V112H168ZM182 111H183V110H182ZM182 111H181V112H182ZM188 111H189V110H188ZM191 111H193L192 108H191ZM191 111H190V112H191ZM195 111H193V112H195ZM199 111H201V109H200ZM211 111H212V110H211ZM220 111H221V110H220ZM252 111L254 112V110H252ZM256 111H257V110H256ZM261 111H262V110H261ZM28 112H29V110H28ZM42 112H43V111H42ZM80 112H81V111H80ZM83 112H84V111H83ZM83 112H82V113H83ZM111 112H113V111H111ZM123 112H125V111H123ZM123 112H121V113H123ZM132 112H131V113H132ZM142 112H145V111H142ZM173 112L175 113L176 111H173ZM178 112H179V111H178ZM181 112H179V113H180L179 116L182 115ZM215 112H216V110H215ZM25 113H26V112H25ZM31 113H33V112H29V114H31ZM115 113H117V112H115ZM125 113H127V112H125ZM140 113H141V112H140ZM162 113H164V114H163L164 116H163V115H162V116L165 118V116H166L167 113H166V112H162ZM168 113H169V112H168ZM174 113H173V114H174ZM183 113H184V112H183ZM186 113H188V112H186ZM197 113H198V112H197ZM200 113H201V112H200ZM208 113H209V112H208ZM213 113H214V111H213ZM248 113H249V111H248ZM254 113H255V112H254ZM26 114H27V113H26ZM88 114H91V113L88 112ZM118 114H119V113H118ZM127 114H128V113H127ZM137 114H138V113H137ZM137 114H136V115H137ZM144 114H145V113H144ZM176 114H178V113H176ZM201 114H202V113H201ZM214 114H215V113H214ZM216 114H217V113H216ZM216 114H215V115H216ZM257 114H258V113H257ZM260 114H262V113L260 112ZM263 114H264V113H263ZM33 115H34V114H33ZM37 115H40V113L37 114ZM91 115H92V114H91ZM109 115H110V114H109ZM114 115H115V114H114ZM122 115H123V114H122ZM148 115H149V114H148ZM184 115H185V114H184ZM204 115H205V114H204ZM209 115H211V114H209ZM243 115H244V113H243ZM246 115H247V114H246ZM251 115H252V114H251ZM254 115H255V114H253L252 116H254ZM8 116H9V115H8ZM27 116H28V115H27ZM35 116H36V115H35ZM83 116H84V115H83ZM95 116H96V115H95ZM95 116H94V117H95ZM127 116H129V115H126V117H127ZM131 116H132V114H131ZM139 116H140V114H139ZM143 116H144V115H143ZM143 116H142V119H144ZM149 116H150V115H149ZM169 116L171 117V114H170ZM172 116H173V115H172ZM177 116H178V115H177ZM179 116H178V118H179ZM186 116H187V114H186ZM188 116H189V115H188ZM188 116H187L186 118H188ZM196 116H197V115H196ZM207 116H208V115H207ZM207 116H206V118H207ZM211 116H212V115H211ZM241 116H242V115H241ZM249 116H250V115H249ZM263 116H264V115H263ZM263 116H262V117H263ZM3 117H5V115H4ZM36 117H37V116H36ZM113 117H114V116H113ZM121 117H122V116H121ZM151 117H152V120H153V116H151ZM163 117H162V118H163ZM180 117H183V116H180ZM184 117H185V116H184ZM202 117H203V116H202ZM246 117H247V116H246ZM246 117H245V118H246ZM254 117H257V116H254ZM254 117H251L250 120L253 119ZM0 118H1V117H0ZM9 118H10V116H9ZM12 118H13V117H12ZM130 118H131V117H130ZM139 118H140V117H139ZM154 118H155V117H154ZM159 118H160V117H159ZM173 118H175V117H173ZM176 118H177V117H176ZM178 118H177V120H178ZM193 118H194V116H193ZM196 118H197V117H196ZM243 118H244V116H243ZM91 119H92V118H91ZM102 119H103V118H102ZM140 119H141V118H140ZM140 119H139V120H140ZM149 119H150V117H149ZM157 119H158V118H157ZM169 119L171 120V118H169ZM183 119H184V118H183ZM241 119H242V118H241ZM255 119H256V118H255ZM261 119H262V118H261ZM2 120H4V119L2 118ZM8 120H9V119H8ZM10 120H11V119H10ZM105 120H106V119H105ZM132 120H133V119H132ZM152 120H151V121H152ZM161 120H162V119H161ZM172 120H174V119H172ZM188 120H189V118H188ZM193 120H194V119H193ZM193 120H192V121H193ZM207 120H209V119H207ZM231 120H232V119H231ZM247 120H248V119H247ZM247 120H246V121H247ZM258 120H259V117H258ZM125 121H126V120H125ZM128 121H129V120H128ZM137 121H138V120H137ZM146 121H147V120H146ZM146 121H145V122H146ZM159 121H160V120H159ZM183 121H184V120H183ZM198 121H199V120H198ZM209 121H210V120H209ZM236 121L238 122L239 120H236ZM262 121H264V119H263ZM12 122H13V121H12ZM121 122H122V121H121ZM126 122H127V121H126ZM153 122H154V121H153ZM156 122H158V121H156ZM156 122L153 123V124L155 125ZM163 122L165 123V121H163ZM170 122H171V121H170ZM177 122H178V121H177ZM180 122H181V121H180V119H179V123H180ZM189 122L192 123L191 120H190ZM196 122H197V121H196ZM196 122H195V125H196ZM228 122H229V121H228ZM233 122H234V121H233ZM242 122H245V121H242ZM252 122H253V121H252ZM260 122H261V121H259V123H260ZM65 123H67V122H65ZM122 123H123V122H122ZM127 123H128V122H127ZM142 123H144V121H143ZM146 123H147V122H146ZM149 123H150V122H149ZM151 123H152V122H151ZM166 123H167V121H166ZM173 123H174V122H173ZM173 123H172V124H173ZM181 123H182V122H181ZM190 123H189V124H190ZM193 123H194V121H193ZM205 123H206V122H205ZM63 124H64V123H63ZM129 124H131V123H129ZM160 124H161V123H160ZM169 124H170V123H169ZM189 124H188V125H189ZM222 124H223V123H222ZM222 124H221V125H222ZM256 124H258V123H256ZM59 125H60V124H59ZM146 125H147V124H146ZM150 125H151V124H150ZM161 125H162V124H161ZM166 125H167V124H166ZM170 125H171V124H170ZM176 125H177V124H176ZM195 125H194V126H195ZM197 125H198V124H197ZM201 125H202V123H201ZM245 125H246V124H245ZM258 125H259V124H258ZM260 125H261V124H260ZM21 126H22V125H21ZM182 126H183V125H182ZM190 126H191V125H190ZM229 126H231V125H229ZM235 126H236V125H234V127H235ZM164 127L166 128V126H164ZM220 127H221V126H220ZM220 127H219L218 129H220ZM231 127H232V126H231ZM238 127H239V125H238ZM241 127H242V123H241ZM241 127H240V129H241ZM244 127H245V126H244ZM250 127H251V126H250ZM252 127H253V126H252ZM256 127H257V126H255V128H256ZM22 128H23V126H22ZM235 128H236V127H235ZM247 128H248V126H247ZM263 128H264V126H263ZM19 129H20V128H19ZM23 129H24V128H23ZM27 129H29V128H27ZM27 129H26V130H27ZM162 129H163V128H162ZM169 129H170V128H169ZM238 129H239V128H238ZM242 129H243V128H242ZM248 129H249V128H248ZM256 129H257V128H256ZM259 129H260V128H259ZM20 130H21V129H20ZM20 130H19V131H20ZM62 130H63V129H62ZM110 130H111V129H110ZM133 130H134V129H133ZM136 130H137V129H136ZM222 130H223V129H222ZM222 130H221V131H222ZM253 130H254V128H253ZM263 130H264V129H263ZM74 131H75V130H74ZM198 131H199V130H198ZM225 131H226V130H225ZM228 131H229V130H228ZM239 131H240V130H239ZM241 131H242V130H241ZM241 131H240V132H241ZM254 131H255V130H254ZM259 131H260V130H259ZM17 132H18V131H17ZM58 132L60 133V130H59ZM66 132H67V131H66ZM79 132H80V131H79ZM87 132H89V131H87ZM119 132H120V131H119ZM126 132H127V131H126ZM139 132H140V131H139ZM210 132H211V131H210ZM210 132H209V133H210ZM217 132H218V130L216 131V134H217ZM230 132H231V131H230ZM251 132H252V131H251ZM263 132H264V131H262V133H263ZM24 133H25V132H24ZM62 133H63V131H62ZM96 133H97V132H96ZM144 133H145V132H144ZM221 133H222V132H221ZM226 133H227V132H226ZM244 133H246V129H245V132H244ZM249 133H250V131H249ZM253 133H255V132H253ZM253 133H252V134H253ZM256 133H257V131H256ZM76 134H77V133H76ZM76 134H74V137L76 136ZM123 134H124V133H123ZM134 134H135V133H134ZM139 134H140V133H139ZM219 134H220V133H219ZM236 134H237V133H236ZM246 134H247V133H246ZM257 134H258V133H257ZM95 135H96V134H95ZM127 135H128V134H127ZM127 135H126V136H127ZM129 135H130V134H129ZM142 135H143V134H142ZM142 135L137 136L138 139H139V137H141ZM200 135H201V134H199V136H200ZM221 135H222V134H221ZM227 135H228V134H227ZM237 135H238V134H237ZM241 135H242V134H241ZM248 135H249V134H248ZM253 135H254V134H253ZM49 136H50V135H49ZM105 136H106V135H105ZM107 136H108V135H107ZM114 136H115V134H114ZM117 136H120V135H117ZM146 136H147V134H146ZM203 136H205V135H203ZM207 136H208V134H207ZM214 136H215V135H214ZM235 136H236V135H235ZM235 136H234V137H235ZM239 136H240V135H239ZM246 136H247V135H246ZM250 136H251V135H250ZM257 136H258V135H257ZM44 137H46V136H44ZM149 137H150V136H149ZM223 137H224V135H223ZM227 137H228V136H227ZM232 137H233V136H232ZM262 137H263V136H262ZM3 138H4V137H3ZM67 138H68V137H67ZM82 138H84V137H82ZM85 138H86V137H85ZM107 138H108V137H107ZM107 138H105V139H107ZM111 138H113V137H111ZM127 138H128V137H127ZM130 138H132V137H130ZM130 138H129V140H130ZM133 138H134V137H133ZM135 138H136V137H135ZM144 138H145V137H144ZM191 138H192V137H191ZM191 138H190V139H191ZM203 138H204V137H203ZM203 138H202V139H203ZM208 138H209V137H208ZM208 138H207V139H208ZM228 138H229V137H228ZM247 138H248V136H247ZM247 138H246V139H247ZM253 138H254V137H253ZM44 139H45V138H44ZM58 139H59V138H58ZM70 139H71V138H70ZM72 139H73V138H72ZM86 139H87V138H86ZM105 139H104V140H105ZM121 139H122V138H121ZM141 139L143 140V138H141ZM149 139H150V138H149ZM199 139H200V138H199ZM202 139H200V140H202ZM211 139H212V136H211ZM214 139H215V138H214ZM225 139H226V137H225ZM239 139H240V137H239ZM250 139H251V138H250ZM254 139H255V138H254ZM53 140H55V139H53ZM76 140H77V139H76ZM84 140H85V139H84ZM123 140H124V139H123ZM129 140H128V141H129ZM131 140H135V139H131ZM146 140H147V139H146ZM182 140H183V139H182ZM186 140H187V142H188V139H186ZM193 140H195V138H194ZM200 140H199V141H200ZM204 140H205V139H204ZM215 140H216V139H215ZM223 140H224V139H223ZM227 140H228V139H227ZM229 140H230V139H229ZM231 140H232V139H231ZM236 140H237V139H236ZM258 140H259V138H258ZM73 141H74V139H73ZM73 141H72V143H73ZM80 141H81V140H80ZM95 141H97V140H95ZM95 141H94V142H95ZM115 141H116V140H115ZM197 141H198V140H197ZM202 141H203V140H202ZM240 141H241V140H240ZM251 141H253V140H251ZM255 141H256V140H255ZM66 142H67V141H66ZM92 142H93V141H92ZM107 142H108V141H107ZM129 142H130V141H129ZM133 142H134V141H133ZM136 142H137V140H136ZM136 142H135V143H136ZM174 142H176V141H174ZM208 142H209V140H208ZM218 142H219V141H217V143H218ZM233 142H234V141H233ZM242 142H244V141H242ZM0 143H1V142H0ZM11 143H12V141H11ZM54 143H55V141H54ZM95 143H96V142H95ZM97 143H98V142H97ZM139 143H140V142H139ZM139 143H138V144H139ZM141 143H143V141H142ZM144 143H145V142H144ZM164 143H165V142H164ZM164 143H163V144H164ZM166 143H167V142H166ZM166 143H165V144H166ZM209 143H210V142H209ZM214 143H215V142H214ZM217 143H216V144H217ZM221 143H222V142H221ZM221 143H220V144H221ZM236 143H237V142H236ZM245 143H246V142H245ZM251 143H252V142H251ZM255 143H257L258 146H259V143H258V142H255ZM20 144H21V143H20ZM20 144H19V146H20ZM60 144H61V143H60ZM75 144H76V143H75ZM88 144H89V142L87 143V145H88ZM105 144H106V143H105ZM132 144H133V143H132ZM163 144H162V145H163ZM188 144H189V143H188ZM192 144H193V142H192ZM203 144H204V143H203ZM205 144H206V143H205ZM227 144H229V143H227ZM253 144H254V142H253ZM15 145H16V144H15ZM30 145H32V142L30 143ZM35 145H36V144H35ZM45 145H46V144H45ZM48 145H49V144H48ZM65 145H66V144H65ZM92 145H94V143H92ZM103 145H104V144H103ZM154 145H155V144H154ZM157 145H158V144H157ZM184 145H186V144L184 143ZM184 145H183V143H182L183 148H184ZM209 145H210V144H209ZM221 145H222V144H221ZM223 145H224V144H223ZM229 145H230V144H229ZM229 145H228V146H229ZM232 145H233V144H232ZM238 145H240V144H238ZM238 145H237V147H236L237 149H238ZM243 145H244V144H243ZM243 145L241 144L240 146H243ZM262 145H263V143H262ZM262 145H261V146H262ZM17 146H18V145H17ZM26 146H27V145H26ZM28 146H29V145H28ZM36 146H37V145H36ZM59 146H60V145H59ZM62 146H63V145H62ZM76 146H77V145H76ZM98 146H99V143H98ZM98 146H97V147H98ZM101 146H102V145H101ZM115 146H117V145H115ZM120 146H122V144H121ZM120 146H119V147H120ZM131 146H133V145H131ZM134 146H139V145H134ZM152 146H153V145H151L150 148H152ZM170 146H171V145H170ZM174 146H175V145H174ZM210 146H211V145H210ZM216 146H217V145H216ZM254 146H255V145H254ZM6 147H7V148H10V145H9V147H8V146H6ZM13 147H14V146H13ZM30 147H31V146H30ZM63 147H64V146H63ZM146 147H148V146H146ZM196 147H197V146H196ZM206 147H207V146H206ZM231 147H233V146H231ZM231 147H230V148H231ZM234 147H235V146H234ZM246 147L248 148V146H246ZM255 147H256V146H255ZM262 147H264V146H262ZM262 147H261V148H262ZM32 148H33V146H32ZM35 148H36V147H35ZM59 148H60V147H59ZM72 148H73V147H72ZM103 148H104V147H103ZM135 148H136V147H135ZM168 148H169V147H168ZM170 148H171V147H170ZM188 148H190V147L188 146ZM188 148H187V145H186V149H188ZM191 148H192V147H191ZM193 148H194V147H193ZM204 148H205V147H204ZM217 148H219V146H218ZM224 148H226L225 145H224ZM227 148H228V147H227ZM244 148H245V147H244ZM247 148H246V149H247ZM1 149H2V148H1ZM1 149H0V150H1ZM11 149H12V148H11ZM11 149H10V150H11ZM20 149H21V148H20ZM30 149H31V148H30ZM43 149H45V147H44ZM75 149H77V148H75ZM144 149L149 150V148H144ZM186 149H185V150H186ZM211 149H212V148H211ZM239 149H240V147H239ZM241 149H242V148H241ZM250 149H252V148H250ZM253 149H254V148H253ZM2 150H3V149H2ZM5 150L7 151V149H5ZM5 150H4V152H5ZM10 150H9V151H10ZM13 150H15V149H13ZM69 150H70V147H69ZM73 150H74V148H73ZM73 150H72V151H73ZM81 150H82V149H81ZM90 150H91V149H90ZM157 150H158V148H157ZM160 150H161V149H159V151H160ZM164 150H167L166 147L164 148ZM171 150H172V148H171ZM176 150H177V149H176ZM178 150H179V149H178ZM189 150H190V149H189ZM199 150H200V149H199ZM255 150H256V148H255ZM23 151H24V150H23ZM67 151H68V149H67ZM87 151H88V150H87ZM139 151L141 152V150H139ZM139 151H138V152H139ZM143 151H144V150H142V153H143ZM149 151H151V150H149ZM155 151H156V150H155ZM167 151H168V150H167ZM181 151H182V150H181ZM181 151H180V154H181ZM183 151H184V149H183ZM183 151H182V152H183ZM207 151H208V150H207ZM207 151H206V152H207ZM218 151H219V150H218ZM223 151H225V150L223 149ZM234 151H236V150H234ZM261 151H262V150H261ZM4 152L1 151L0 153H4ZM11 152H12V150H11ZM35 152H36V151H35ZM65 152H66V150H65ZM68 152H69V151H68ZM74 152H76V150H75ZM81 152H82V151H81ZM88 152H89V151H88ZM127 152H128V151H127ZM131 152H132V151H131ZM146 152H147V151H146ZM165 152H166V151H165ZM165 152H164V153H165ZM171 152H173V150L170 151V153H171ZM188 152H189V151H188ZM191 152H193V150H192ZM199 152H200V151H199ZM221 152H222V149H221ZM236 152H237V151H236ZM243 152H244V151H243ZM246 152H249V151H246ZM246 152H245V153H246ZM250 152H251V151H250ZM250 152L247 153V154L251 155L252 153H250ZM252 152H254V151H252ZM258 152H259V151H258ZM258 152H257V154H258ZM262 152H264V151H262ZM262 152H261V153H262ZM66 153H67V152H66ZM69 153H70V152H69ZM85 153H86V152H85ZM133 153H134V152H133ZM158 153H159V152H158ZM167 153H168V152H167ZM167 153H166V154H167ZM173 153H174V152H173ZM186 153H187V152H186ZM189 153H190V152H189ZM189 153H187V154H188V155H191V154H192V153H191V154H189ZM195 153H196V152H195ZM195 153H194V154H195ZM214 153H215V152H214ZM216 153L219 155L220 152H219V153L216 152ZM216 153H215V154H216ZM222 153H223V152H222ZM224 153H225V152H224ZM231 153H232V152H231ZM233 153H235V152H233ZM239 153H240V152H239ZM5 154H6V152H5ZM7 154H8V153H7ZM9 154H10V153H9ZM36 154H38V153H36ZM61 154H62V153H61ZM73 154H74V153H73ZM83 154H84V153H83ZM126 154H128V153H126ZM139 154H141V153H139ZM150 154H151V153H150ZM153 154H154V153H153ZM156 154H157V153H156ZM178 154H179V153H178ZM194 154H193V155H194ZM200 154H202V152H201ZM253 154H255V152H254ZM253 154H252V155H253ZM263 154H264V153H263ZM59 155H60V154H59ZM76 155H77V153H76ZM143 155H144V154H143ZM148 155H149V153H148ZM160 155H161V154H160ZM160 155H159V156H160ZM168 155H169V154H168ZM171 155H172V153H171ZM176 155H177V154H176ZM182 155H183V154H182ZM188 155H187V156H188ZM195 155L197 156L198 154H195ZM207 155H208V154H207ZM225 155H227V154L225 153ZM231 155H232V154H231ZM236 155H237V154H236ZM242 155H243V154H242ZM249 155H248V156H249ZM255 155H256V154H255ZM259 155H260V154H259ZM259 155H258V156H259ZM62 156H63V155H62ZM78 156H79V155H78ZM123 156H124V155H123ZM125 156H126V155H125ZM130 156H131V155H130ZM137 156H139V155H137ZM146 156H147V155H146ZM149 156H150V155H149ZM151 156H153V155L151 154ZM154 156H156V155H154ZM161 156H163V154H162ZM173 156H175V153H174ZM178 156H179V155H177V157H178ZM187 156L185 155L186 158H187ZM198 156H199V155H198ZM201 156H202V155H201ZM201 156H200V157H201ZM203 156H204V155H203ZM203 156H202V157H203ZM209 156H210V155H209ZM209 156H206V157L208 158ZM213 156H214V155H213ZM232 156H233V155H232ZM232 156H231V157H232ZM237 156H238V155H237ZM258 156H257V157H258ZM2 157H3V156H2ZM16 157H17V156H16ZM18 157H19V156H18ZM46 157H47V156H46ZM134 157L136 158V156H134ZM139 157H140V156H139ZM169 157H172V156H169ZM185 157H184V158H185ZM217 157H218V156H217ZM221 157H224V155L221 156ZM227 157H228V156H226L225 158H227ZM235 157H236V156H235ZM242 157H243V156H241L240 158H242ZM249 157H251V156H249ZM255 157H256V156H255ZM260 157H261V156H260ZM260 157H258V158H260ZM11 158H12V157H11ZM36 158L38 159V157H36ZM128 158H129V157H128ZM146 158H148V157H146ZM149 158H150V157H149ZM163 158H164V157H163ZM175 158H176V157H175ZM179 158H181V157H179ZM190 158H191V156H190ZM204 158H205V157H204ZM213 158H214V157H213ZM233 158H234V157H233ZM261 158H262V157H261ZM23 159H24V158H23ZM53 159H54V157H53ZM111 159H112V158H111ZM130 159H132V158H130ZM130 159H129V160H130ZM159 159H160V157H159ZM161 159H162V158H161ZM165 159H166V158H165ZM170 159H172V158H170ZM181 159H182V158H181ZM195 159H196V158H195ZM210 159H211V157H210ZM231 159H232V158H231ZM234 159H235V158H234ZM238 159H239V158H238ZM238 159H237V160H238ZM242 159H244V158H242ZM246 159H247V158H246ZM249 159H250V158H249ZM57 160H58V159H57ZM60 160H61V159H60ZM102 160H103V159H102ZM104 160H105V159H104ZM143 160H145V159H143ZM146 160H147V159H146ZM146 160H145V161H146ZM152 160H153V159H152ZM157 160H158V159H157ZM177 160H178V159H177ZM179 160H180V159H179ZM179 160H178V161H179ZM182 160H183V159H182ZM182 160H180V163H181ZM190 160H191V159H190ZM196 160H198V159H196ZM212 160H213V159H212ZM222 160H223V158H222ZM235 160H236V159H235ZM262 160H263V159H262ZM4 161H5V160H3V162H4ZM6 161H7V160H6ZM32 161H33V160H32ZM38 161H39V159H38ZM130 161H131V160H130ZM158 161H159V160H158ZM165 161L167 162V160H165ZM171 161H174V160H171ZM171 161H170V162H171ZM187 161H189V158L187 159ZM192 161L194 162V160H192ZM203 161H204V159H203ZM203 161H202V163H203ZM216 161H217V160H216ZM220 161H221V160H220ZM220 161H219V163H220ZM230 161H231V160H230ZM232 161H233V160H232ZM247 161H248V160H247ZM250 161H251V159H250ZM250 161H249V162H250ZM255 161H257V160H255ZM255 161H254V162H255ZM7 162H8V161H7ZM39 162H40V161H39ZM114 162H115V161H113L112 163L114 164ZM207 162H208V161H207ZM213 162H214V161H213ZM217 162H218V161H217ZM241 162H242V161H241ZM243 162H244V161H243ZM245 162H246V161H245ZM261 162H262V161H261ZM40 163H41V162H40ZM136 163H137V161H136ZM136 163H134V164H136ZM145 163H148V162H145ZM164 163H165V162H164ZM168 163H169V162H167L166 164L168 165ZM177 163H179V162H177ZM188 163H189V162H188ZM205 163H206V162H205ZM219 163H217V164H219ZM239 163H240V162H239ZM257 163H260V162L258 161ZM21 164H22V163H21ZM27 164L29 165V163H27ZM31 164H32V163H31ZM95 164H96V162H95ZM115 164H116V163H115ZM115 164H114V166H116ZM124 164H126V163H124ZM134 164H132V166H134ZM143 164H144V163H143ZM155 164H156V162H155ZM175 164H176V163H175ZM183 164H184V163H183ZM189 164H190V163H189ZM191 164H192V163H191ZM191 164H190V165H191ZM193 164H194V163H193ZM195 164H197V161L195 162ZM203 164H204V163H203ZM215 164H216V163H215ZM222 164H223V162H222ZM222 164H220V165H222ZM237 164H238V162L236 163V165H237ZM245 164H246V163H245ZM35 165H36V164H35ZM40 165H41V164H40ZM83 165H84V164H83ZM117 165H118V164H117ZM129 165H130V164H129ZM146 165H148V164H146ZM159 165H160V164H159ZM211 165L213 166V164H211ZM231 165H232V164H231ZM242 165H244V164H242ZM242 165H241V166H242ZM248 165H249V164H248ZM252 165H253V164H252ZM257 165H258V164H257ZM23 166H24V165H23ZM23 166H22V167H23ZM81 166H82V164H81ZM100 166H101V164H100ZM104 166H105V165H104ZM104 166H103V168L100 167V168L102 169V171L106 169V167L104 168ZM114 166H113V167H114ZM119 166H120V165H119ZM123 166H124V165H123ZM136 166H137V165H136ZM151 166H152V163H151ZM153 166H154V165H153ZM156 166H158V165L156 164ZM172 166H173V165H172ZM179 166H180V165H179ZM182 166H183V165H181V167H182ZM193 166H194V165H193ZM193 166L191 165V167H193ZM209 166H210V165H209ZM227 166L230 168V166H229L228 164H227ZM244 166H245V165H244ZM258 166H259V165H258ZM34 167H35V166H34ZM34 167H33V168H34ZM113 167H112V168H113ZM116 167H117V166H116ZM166 167H167V166H166ZM183 167H184V166H183ZM245 167H246V166H245ZM251 167H252V166H251ZM253 167H254V166H253ZM261 167H263V166H261ZM33 168H32V170H33ZM42 168H43V167H42ZM59 168H60V167H59ZM100 168H99V169H100ZM109 168H110V167H109ZM109 168H108V169H109ZM112 168H111V169H112ZM114 168H115V167H114ZM117 168H118V167H117ZM123 168H124V167H123ZM146 168H147V167H146ZM159 168H160V167H159ZM163 168H164V166H163ZM167 168H168V167H167ZM198 168H199V167H198ZM207 168H208V167H207ZM215 168H216V166H215ZM224 168H225V166H224ZM234 168H236V167H234ZM234 168H233V169H234ZM237 168H238V167H237ZM237 168H236V171H237ZM255 168H256V167H255ZM255 168H254V169H255ZM258 168H259V167H258ZM20 169H21V168H20ZM27 169H28V168H27ZM38 169H40V168H38ZM38 169H37V171H36V169L34 168V171H36V173H38ZM55 169H56V168H55ZM78 169H79V168H78ZM97 169H98V168H97ZM101 169H100V170H101ZM136 169H137V168H136ZM136 169L134 168L135 171H137ZM144 169H145V167H144ZM149 169H150V168H149ZM171 169H173V168H171ZM174 169H175V168H174ZM174 169H173V170H174ZM181 169H182V168H181ZM184 169L186 170V168H184ZM212 169H213V168H211V170H212ZM225 169H226L225 171H226V173H227V168H225ZM231 169H232V168H231ZM243 169H244V168H242V171H241V169H240L241 173H243ZM262 169H263V168H262ZM262 169H261V170H262ZM47 170H48V169H47ZM114 170H115V169H114ZM121 170H122V169H121ZM128 170H130V169H128ZM140 170H141V169H140ZM140 170H139V171H140ZM152 170H153V169H152ZM157 170H159V169H157ZM157 170H156V172H157ZM162 170H163V169H162ZM167 170H168V169H167ZM178 170H179V168H178ZM182 170H183V169H182ZM187 170H188V169H187ZM187 170H186V171H187ZM199 170H200V169H199ZM206 170H208V169H206ZM221 170H222V169H221ZM256 170H258V169H256ZM256 170H254V171H256ZM259 170H260V169H259ZM3 171H4V170H3ZM10 171H11V170H10ZM25 171H26V170H25ZM96 171H97V170H96ZM96 171H95V172L92 171V172L96 173ZM102 171H101V172H102ZM107 171H108V170H107ZM123 171L125 172V170H123ZM126 171H127V169H126ZM131 171H133V169H131ZM139 171H138V172H139ZM144 171H145V170H144ZM171 171H172V170H171ZM188 171H189V170H188ZM201 171H202V170H201ZM217 171H218V168H217ZM223 171H224V169H223ZM225 171H224V172H225ZM236 171H235V172H236ZM248 171L250 172L251 170H248ZM23 172H24V171H23ZM26 172H27V171H26ZM30 172H31V171H30ZM45 172H46V171H45ZM49 172H50V170H49ZM53 172H54V171H53ZM57 172H58V171H57ZM112 172H113V171H112ZM118 172H119V170H118ZM133 172H134V171H133ZM138 172H137V174H138ZM140 172H141V171H140ZM140 172H139V173H140ZM148 172H149V171H148ZM166 172H167V171H166ZM175 172H176V170H175ZM175 172H172V173H175ZM194 172H195V171H194ZM196 172H197V171H196ZM204 172H205V170H204ZM207 172H208V171H207ZM221 172H222V171H221ZM230 172H231V171H230ZM232 172H233V171H232ZM238 172H239V171H238ZM238 172H237V173H238ZM244 172H245V171H244ZM256 172H257V171H256ZM259 172H260V171H259ZM1 173H2V172H1ZM1 173H0V174H1ZM11 173H12V174H13V173L15 174V172H11ZM51 173H52V172H51ZM88 173H89V172H88ZM102 173H103V172H102ZM116 173H117V172H116ZM122 173H123V172H122ZM122 173H121L122 177H123L124 175H126V174L123 175ZM151 173H152V172H151ZM178 173L180 174V172H178ZM183 173H184V172H183ZM183 173H182V174H183ZM187 173H188V172H187ZM187 173H186V174H187ZM189 173H190V172H189ZM216 173H217V172H216ZM222 173H223V172H222ZM228 173H229V172H228ZM3 174H4V173H3ZM24 174H25V173H24ZM32 174H33V173H32ZM80 174H81V173H80ZM92 174H93V173H92ZM92 174H88V175L93 176ZM98 174H99V172L97 173V175H98ZM103 174H104V173H103ZM130 174H132V173H130ZM134 174H135V173H134ZM169 174H170V172H169ZM175 174H176V173H175ZM197 174H198V173H197ZM197 174H196V175H197ZM202 174H203V172H202ZM210 174H211V173H210ZM233 174H235V173H233ZM245 174H246V172H245ZM245 174L243 175L244 177H245ZM247 174H248V172H247ZM249 174H250V173H249ZM17 175H19V174H17ZM33 175H34V174H33ZM75 175H76V174H75ZM88 175H87V176H88ZM100 175H101V174H100ZM108 175H109V174H108ZM108 175H107V176H108ZM110 175H111V174H110ZM113 175H114V174H113ZM117 175L120 176L119 174H117ZM127 175H128V174H127ZM145 175H146V174H145ZM145 175H144V176H145ZM147 175H148V174H147ZM149 175H150V174H149ZM187 175H188V174H187ZM187 175H186V176H187ZM213 175H214V174H213ZM223 175H224V174H223ZM228 175H229V174H228ZM238 175H239V174H237L236 176H238ZM241 175H242V174H241ZM258 175H259V174H258ZM258 175H257V176H258ZM263 175H264V174H263ZM4 176H5V174H4ZM98 176H99V175H98ZM102 176H103V175H102ZM128 176H130V175H128ZM133 176H134V175H133ZM153 176H154V175H153ZM153 176H152V177H153ZM160 176H161V174H160ZM165 176H166V175H165ZM167 176H169V175L167 174ZM177 176H178V174H177ZM197 176H199V174H198ZM203 176H204V175H203ZM205 176H206V175H205ZM209 176H210V175H209ZM232 176H233V175H232ZM234 176H235V175H234ZM246 176H247V175H246ZM251 176H252V175H251ZM251 176H250V178H251ZM260 176H261V175H260ZM0 177H1V176H0ZM29 177H33V176L30 175ZM49 177H50V176H49ZM72 177H73V175H72ZM88 177H90V176H88ZM95 177H96V176H95ZM113 177H115V176H113ZM113 177H112V178H113ZM120 177H121V176H120ZM131 177H132V176H131ZM142 177H143V176H142ZM142 177H141V178H142ZM158 177H159V176H158ZM173 177H174V176H173ZM178 177H179V176H178ZM188 177H190V175H189ZM207 177H208V176H207ZM212 177H213V176H212ZM229 177H230V176H229ZM240 177H242V176H240ZM248 177H249V176H248ZM254 177H255V176H254ZM254 177H253V178H254ZM11 178H13V177H11ZM15 178H17V177H15ZM68 178H69V177H68ZM70 178H71V176H70ZM73 178H74V177H73ZM75 178H76V176H75ZM75 178H74V179H75ZM79 178H80V177H79ZM79 178H78V176H77V178H76L77 181H78ZM93 178H94V176H93ZM101 178H102V177L100 176V179H101ZM105 178H106V176H105ZM117 178H118V177H117ZM125 178H126V177H125ZM132 178H133V177H132ZM135 178H139V177H135ZM135 178H133V180H134ZM169 178H170V177H168V179H169ZM174 178H175V177H174ZM183 178H184V177H183ZM183 178H181V179H183ZM186 178H187V177H186ZM195 178H196V177H195ZM200 178H201V177H200ZM224 178H225V177H224ZM226 178H228V177H226ZM231 178H232V177H231ZM242 178H243V177H242ZM257 178H258V177H257ZM263 178H264V177H262L261 179H263ZM2 179H3V177H2ZM5 179H6V178H5ZM18 179H19V178H18ZM18 179H17V180H18ZM21 179H22V178H21ZM86 179H87V178H86ZM86 179H85V180H86ZM94 179H95V178H94ZM100 179H95V180H100ZM106 179H107V178H106ZM114 179H115V178H114ZM120 179H121V178H120ZM148 179H149V177H148ZM148 179H147V180H148ZM151 179H152V178H151ZM153 179H155V178H153ZM159 179H160V178H159ZM163 179H164V177H163ZM165 179H166V178H165ZM193 179H194V178H193ZM233 179H234V178H233ZM235 179H236V178H235ZM0 180H1V178H0ZM3 180H4V179H3ZM7 180H8V179H7ZM14 180H16V179H14ZM14 180H13V181H14ZM69 180H70V179H69ZM83 180H84V179H83ZM88 180H89V178H88ZM88 180H87V181H88ZM108 180H109V178H108ZM118 180H119V178H118ZM123 180H124V179H123ZM136 180H138V179H136ZM142 180H143V179H142ZM142 180H140V181H142ZM155 180H156V179H155ZM166 180H167V179H166ZM169 180H170V179H169ZM173 180H174V179H173ZM190 180H192V179H190ZM197 180H198V179H197ZM197 180H196V181H197ZM205 180H206V179H205ZM212 180H213V179H211V181H212ZM223 180H225V179H223ZM236 180H239V179L237 178ZM243 180H244V179H243ZM245 180H246V179H245ZM257 180H259V179H257ZM18 181H19V180H18ZM18 181L15 182V183H19V182H21V181H23V180H21V181H19V182H18ZM62 181H63V180H62ZM80 181H82V180H80ZM92 181H94V180H92ZM102 181H104V180H102ZM138 181H139V180H138ZM153 181H154V180H153ZM161 181H162V180H160L159 185H160ZM163 181H164V180H163ZM183 181H184V180H183ZM196 181H194V182H196ZM200 181H201V179H200ZM209 181H210V180H209ZM209 181H208V182H209ZM221 181H222V180H221ZM254 181H255V180H254ZM1 182H2V181H1ZM4 182H6V181H4ZM4 182H3V183H4ZM8 182H9V180H8ZM8 182H6V184H8ZM10 182H11V181H10ZM54 182H56V179H55ZM65 182H66V181H65ZM68 182H70V181H68ZM82 182H84V181H82ZM82 182H81V183H82ZM89 182H90V180H89ZM100 182H101V181H100ZM104 182H105V181H104ZM107 182H109V181H107ZM125 182H126V181H125ZM128 182H129V181H128ZM135 182H136V181H135ZM149 182H150V181H149ZM157 182H158V180H157ZM157 182H155V183L157 184ZM169 182H170V181H169ZM176 182H179V181H176ZM180 182H182V180H181ZM180 182H179V183H180ZM188 182H189V180H188ZM201 182H203V179H202ZM201 182H200V184H201ZM204 182H206V181H204ZM213 182H214V181H213ZM213 182H211V183H213ZM215 182H216V181H215ZM226 182L228 183L229 181H227V179H226ZM238 182H239V181H238ZM247 182H248V180H247ZM27 183H28V182H27ZM52 183H53V182H52ZM52 183H51V184H52ZM66 183H67V182H66ZM71 183H72V182H71ZM71 183H70V184H71ZM75 183H76V181H75ZM77 183H78V182H77ZM110 183H111V182H110ZM110 183H109V184H110ZM112 183H114V182H112ZM121 183H122V181H121ZM136 183H137V182H136ZM139 183H140V182H139ZM153 183H154V182H153ZM153 183H152V184H153ZM164 183H166V182H164ZM185 183H187V182H185ZM192 183H193V181H192ZM211 183H210V184H211ZM222 183H223V182H222ZM255 183H256V182H255ZM255 183H254V186H255ZM259 183H261V180H260ZM259 183H257V184H259ZM4 184H5V183H4ZM51 184H50V185H51ZM62 184H63V182H62ZM87 184H88V183H87ZM95 184H97V182H96ZM98 184H99V183H98ZM105 184H106V183H105ZM109 184H107V185H109ZM117 184H118V181L116 182V185H117ZM119 184H120V183H119ZM122 184H123V183H122ZM125 184H126V183H125ZM129 184H130V183H129ZM150 184H151V183H150ZM150 184H149V186H150ZM152 184H151V185H152ZM162 184H163V183H162ZM162 184H161V185H162ZM168 184H169V183H168ZM171 184H172V183H171ZM171 184H169V185H171ZM176 184H177V183H176ZM205 184H206V183H205ZM205 184H204V186H205ZM210 184H208V185H210ZM214 184H215V183H213L212 187L214 186ZM223 184H224V183H223ZM236 184H237V183H236ZM263 184H264V183H263ZM19 185H20V184H19ZM43 185H45V184H43ZM50 185L47 184L48 187H49ZM53 185H54V184H53ZM59 185H60V184H59ZM59 185H58V186H59ZM67 185H69V184L67 183ZM72 185H74V184H72ZM75 185H76V184H75ZM82 185H83V184H82ZM89 185H90V184H89ZM91 185H92V183H91ZM102 185H103V184H102ZM102 185H101V186H102ZM126 185H127V184H126ZM135 185H136V184H135ZM142 185H144L143 182H142ZM146 185H147V184L145 183V186H146ZM157 185H158V184H157ZM159 185H158V186H159ZM186 185H187V184H186ZM224 185H227V184H224ZM228 185H229V184H228ZM242 185H243V182H242ZM7 186H8V185H7ZM31 186H32V185H31ZM39 186H40V184H39ZM39 186H37V187H39ZM64 186H65V185H64ZM78 186H79V185H78ZM104 186H105V185H104ZM114 186H115V185H114ZM117 186H118V185H117ZM117 186H116V187H117ZM131 186H133V185H131ZM136 186H138V184H137ZM139 186H141V185H139ZM139 186H138V188H139ZM147 186H148V185H147ZM162 186H163V185H162ZM167 186H168V185H167ZM167 186H166V187H167ZM177 186H178V185H177ZM184 186H185V185H184ZM189 186H190V185H189ZM191 186H192V185H191ZM197 186H198V185H197ZM216 186H217V184H216ZM220 186H221V185H220ZM222 186H223V185H222ZM229 186H230V185H229ZM246 186H247V184H246ZM0 187H1V186H0ZM9 187H10V185H9ZM11 187L13 188L12 190H15L14 187H17V186H14V187L11 186ZM33 187H34V186H33ZM37 187H35V188H37ZM51 187H52V186H51ZM66 187H68V186H66ZM81 187H82V186H81ZM86 187H88V186H86ZM93 187H94V186H93ZM102 187H103V186H102ZM106 187H107V186H106ZM109 187H111V186H109ZM122 187H123V186H122ZM122 187H120V188H122ZM143 187H144V186H143ZM151 187H154V185H152ZM151 187H150L149 189H151ZM178 187H180V185H179ZM186 187H187V186H186ZM194 187H196V186H194ZM198 187H199V186H198ZM202 187H203V185H202ZM202 187H201V188H202ZM225 187H227V186H225ZM225 187H224V188H225ZM236 187H237V186H236ZM240 187H241V185H240ZM242 187H244V186H242ZM21 188H22V187H21ZM27 188H29L28 185H27ZM41 188H42V187H41ZM53 188L56 189V186H54ZM90 188H92V187L90 186ZM104 188H105V187H104ZM104 188H103V190H105ZM124 188H125V187H124ZM132 188H133V187H132ZM156 188H157L156 190L158 191V187H156ZM168 188H169V187H168ZM170 188H171V186H170ZM170 188H169V189H170ZM175 188H176V187H175ZM180 188H181V187H180ZM182 188H183V185H182ZM182 188H181V190H182ZM213 188H214V187H213ZM213 188H212V189H213ZM238 188H239V187H238ZM248 188H249V187H248ZM17 189H18V188H17ZM17 189H16V191H17ZM22 189H23V188H22ZM42 189H43V188H42ZM51 189H52V188H51ZM67 189H69V188H67ZM71 189H74V188H71ZM71 189H69V192H71ZM75 189H76V188H75ZM82 189H83V188H82ZM93 189H94V188H93ZM128 189H130V186H129ZM165 189H166V188H165ZM177 189H178V188H177ZM183 189H184V188H183ZM188 189H189V188H188ZM205 189H206V188H205ZM220 189H221V187H220ZM229 189H230V187H229ZM231 189H233V188H232V185H231ZM231 189H230V190H231ZM242 189H243V188H242ZM251 189H252V188H251ZM254 189H255V187H254ZM254 189H253V190H254ZM256 189H257V188H256ZM256 189H255V190H256ZM10 190H11V189H10ZM31 190H32V188H31ZM80 190H81V189H80ZM80 190H79V191H80ZM85 190H86V188H85ZM87 190H88V189H87ZM87 190H86V191H87ZM95 190H96V188H95ZM113 190H114V189H112V191H113ZM122 190H123V189H122ZM146 190H148V189H146ZM154 190H155V189H154ZM154 190H153V191L151 190L152 193L155 192ZM166 190L168 191V189H166ZM173 190L176 191L174 188H173ZM178 190H179V189H178ZM195 190H196V188H195ZM198 190H199V189H198ZM200 190H201V189H200ZM215 190H216V187H215ZM243 190H245V189H243ZM255 190H254V192H255ZM262 190H263V189H262ZM53 191H55V190L53 189ZM79 191H78V192H79ZM82 191H83V190H82ZM86 191H85V192H86ZM91 191H92V190H91ZM97 191H98V190H96V193H97ZM110 191H111V190H110ZM112 191H111V192H112ZM114 191H115V190H114ZM130 191H131V190H130ZM130 191H129V192H130ZM132 191H134V190H132ZM135 191H136V190H135ZM140 191H141V190H140ZM157 191H156V192H157ZM160 191H162V188L160 189ZM179 191H180V190H179ZM202 191H203V190H202ZM220 191H221V190H220ZM235 191H236V190H235ZM238 191H239V190H238ZM238 191H237V192H238ZM241 191H242V190H241ZM241 191H240V192H241ZM247 191H248V190H247ZM247 191H245V193H246ZM251 191H252V190H251ZM258 191H261V190H258ZM18 192H19V190H18ZM18 192H17V196H18ZM55 192H56V191H55ZM63 192H64V191H63ZM137 192H138V190H137ZM149 192H150V191H149ZM169 192H170V191H169ZM176 192H177V191H176ZM180 192H181V191H180ZM188 192H189V191H188ZM194 192H195V191H194ZM197 192H198V191H197ZM200 192H201V191H200ZM214 192H215V191H214ZM217 192H218V190H217ZM225 192H226V191H225ZM227 192H228V191H227ZM3 193H4V192H3ZM56 193H57V192H56ZM66 193H67V192H66ZM71 193H72V192H71ZM73 193H74V192H73ZM81 193H82V192H81ZM81 193H80V194H81ZM91 193H93V192H91ZM96 193H95V194H96ZM99 193H100V191H99ZM125 193H126V191H125ZM127 193H128V192H127ZM130 193H131V192H130ZM130 193H129V194H130ZM152 193H150V194H152ZM178 193H179V192H178ZM182 193H183V190H182ZM186 193H187V192H186ZM189 193H190V192H189ZM204 193H205V191H204ZM206 193H207V192H206ZM210 193H211V192H210ZM219 193H222V191L219 192ZM232 193H233V192H232ZM234 193H235V192H234ZM258 193H259V192H257V194H258ZM61 194H63V193H61ZM74 194H76V192H75ZM78 194H79V193H78ZM97 194H98V193H97ZM102 194H104V192H102ZM108 194H109V193H108ZM110 194H111V193H110ZM115 194H116V193H115ZM117 194H119V192H118ZM117 194H116V195H117ZM129 194H128V196H129ZM134 194H136V193H134ZM137 194H138V193H137ZM140 194H141V193H140ZM142 194H144V193H142ZM154 194H155V193H154ZM158 194L160 195V193H158ZM164 194H165V193H164ZM168 194H169V193H168ZM170 194H171V193H170ZM170 194H169V195H170ZM172 194H173V193H172ZM179 194H180V193H179ZM179 194H177V195L179 196ZM190 194H191V193H190ZM190 194H189V196H190ZM196 194H199V193H196ZM200 194H201V193H200ZM200 194H199V195H200ZM212 194H213V193H212ZM225 194H227V193H225ZM243 194H244V193H243ZM255 194H256V193H255ZM8 195H9V194H8ZM58 195H59V194H58ZM82 195H83V194H82ZM84 195H85V194H84ZM92 195H93V194H92ZM112 195H114V194H112ZM122 195H123V194H122ZM125 195H126V194H125ZM155 195H156V194H155ZM169 195H166V197L169 196ZM175 195H176V193H175ZM177 195H176V196H177ZM186 195H187V194H186ZM192 195H195V194H192ZM199 195H196V196H199ZM206 195H207V194H206ZM213 195H214V194H213ZM215 195H216V194H215ZM215 195H214V196H215ZM239 195L243 196L241 193L238 194V197H239ZM252 195H253V194H252ZM252 195H251V196H252ZM10 196H11V195H10ZM13 196H14V195H13ZM19 196L21 197V195H19ZM26 196H27V195H26ZM62 196H63V195H62ZM66 196H67V195H66ZM71 196H72V195H71ZM85 196H86V195H85ZM85 196H84V197H85ZM98 196H100V195H98ZM98 196H97V197H98ZM107 196H108V195H107ZM128 196H126V197H128ZM130 196H131V195H130ZM132 196H133V194H132ZM137 196H138V195H137ZM137 196H135V198H138ZM152 196H153V195H152ZM157 196H158V195H157ZM170 196H171V195H170ZM170 196H169V197H170ZM173 196H174V195H173ZM209 196H210V195H209ZM228 196H229V195H228ZM248 196H249V195H248ZM258 196H259V194H258ZM263 196H264V195H263V192H262V197H263ZM74 197H75V196H73V198H74ZM76 197H78V198H82V199L84 198V197H81V196H76ZM103 197H104V196H103ZM103 197H102V198H103ZM114 197H117V196H114ZM140 197H141V196H140ZM142 197H143V195H142ZM153 197H154V196H153ZM161 197H162V196H161ZM164 197H165V196L163 195L162 198H164ZM166 197H165V198H166ZM182 197H183V195H182ZM187 197H188V196H187ZM187 197H186V198H187ZM194 197H195V196H194ZM200 197H201V196H200ZM204 197H205V196H204ZM207 197H208V196H207ZM216 197H218V196H216ZM223 197H224V196H223ZM223 197H222V198H223ZM231 197H234V196H230L229 198H231ZM3 198H4V197H3ZM34 198H35V197H34ZM85 198H86V197H85ZM93 198H94V197H93ZM98 198H99V197H98ZM111 198H113V197H111ZM117 198L119 199V196H118ZM121 198H123V196H122ZM121 198H120V199H121ZM130 198H131V197H130ZM133 198H134V197H133ZM148 198H151V197L149 196ZM159 198H160V197H159ZM165 198H164V199H165ZM198 198H199V197H198ZM201 198H202V197H201ZM211 198H212V197H210V200H211ZM218 198H219V197H218ZM229 198H228V199H229ZM234 198H235V197H234ZM243 198L245 199V197H243ZM249 198H250V196H249ZM253 198H254V197H253ZM255 198H258V197H255ZM260 198H261V197H260ZM260 198H259V200L261 201ZM6 199H7V198H6ZM22 199L24 200V197H23V196H22ZM26 199H27V198H26ZM95 199H96V198H95ZM105 199H106V198L104 197V200H105ZM142 199H143V198H142ZM153 199H154V198H153ZM168 199H169V198H168ZM171 199H172V198H171ZM192 199H193V197L191 198V202H192ZM225 199L228 200L226 197H225ZM244 199H243V200H244ZM0 200H1L0 202H2V199H1V198H0ZM75 200H76V199H75ZM102 200H103V199H102ZM110 200H111V199H110ZM110 200H109V201H110ZM112 200H113V199H112ZM112 200H111V201H112ZM121 200H122V199H121ZM133 200L135 201V199H133ZM148 200H149V199H148ZM175 200H176V199H175ZM180 200H181V198H180ZM180 200H179V201H180ZM189 200H190V199H189ZM189 200H188V201H189ZM195 200H200V198H199V199H196V198H195ZM216 200H217V199H216ZM226 200H225V201H226ZM229 200H230V199H229ZM255 200H256V199H255ZM255 200H254V201H255ZM259 200H258V201H259ZM263 200H264V199H263ZM19 201H20V200H19ZM84 201L86 202V200H84ZM84 201H83V202H84ZM88 201H89V200H88ZM105 201H106V200H105ZM114 201H115V200H113V202H114ZM125 201L127 202V200H125ZM125 201H124V199H123V202H125ZM128 201H129V198H128ZM144 201H145V199H144ZM144 201H143V202H144ZM154 201H155V200H154ZM163 201H164V200H163ZM173 201H174V200H173ZM205 201H207V199H206ZM212 201H213V200H212ZM217 201H219V200H217ZM221 201H222V200H221ZM223 201H224V200H223ZM223 201H222V202H223ZM30 202H31V201H30ZM44 202H45V201H44ZM46 202H47V201H46ZM51 202H52V201H51ZM57 202H58V201H57ZM60 202H61V201H60ZM140 202H142V201L140 200ZM140 202H138V205H139ZM152 202H153V201H152ZM155 202H156V201H155ZM168 202H171V201H168ZM176 202H177V201H176ZM176 202H175V203H176ZM183 202H185V201L183 200ZM193 202H194V200H193ZM198 202H199V201H198ZM208 202H209V201H208ZM222 202H221V203H222ZM239 202H240V201H239ZM263 202H264V201H263ZM17 203H18V202H17ZM39 203H41V202H39ZM42 203H43V202H42ZM58 203H59V202H58ZM58 203H56V204H58ZM93 203H94V202H93ZM93 203H92V204H93ZM100 203H101V202H100ZM104 203H105V202H104ZM108 203H109V202H108ZM111 203H112V202H111ZM128 203L130 204L131 202H128ZM128 203H127V204H128ZM135 203H136V202H135ZM153 203H154V202H153ZM165 203H166V202H165ZM172 203H173V202H172ZM178 203H180V202H178ZM181 203H182V202H181ZM181 203H180V204H181ZM194 203H195V202H194ZM204 203L206 204L207 202H204ZM204 203H203V206H204ZM214 203H215V202H214ZM214 203H213V204H214ZM227 203H228V202H227ZM247 203H248V202H247ZM11 204H12V203H11ZM27 204H28V202H27ZM29 204H30V203H29ZM37 204H38V203H37ZM37 204H36V205H37ZM47 204H48V203H47ZM64 204H65V203H64ZM83 204H84V203H83ZM87 204H88V203H87ZM95 204H96V202H95ZM147 204H148V203H147ZM149 204H150V203H149ZM154 204H155V203H154ZM159 204H160V202H159ZM185 204H186V203H185ZM185 204H183V205L185 206ZM188 204H189V203H188ZM188 204H187V205H188ZM207 204H208V203H207ZM210 204H211V203H210ZM213 204H212V205H213ZM219 204H220V203H219ZM245 204H246V203H245ZM248 204H249V203H248ZM261 204H262V203H261ZM261 204H260V205H261ZM0 205H1V204H0ZM32 205H33V203H32ZM32 205H31V208H32ZM44 205H45V204H44ZM51 205H53V204H51ZM51 205H50V206H51ZM58 205H59V204H58ZM61 205L63 206V203H62ZM61 205H60V206H61ZM85 205H86V204H85ZM100 205H101V204H100ZM103 205H104V204H103ZM105 205H106V204H105ZM112 205H113V204H112ZM112 205L110 204L109 206H112ZM114 205H118V203H117V204H114ZM114 205H113V206H114ZM140 205H141V203H140ZM143 205H144V204H143ZM155 205H156V204H155ZM161 205H162V204H161ZM169 205H170V203H169ZM173 205H174V204H173ZM176 205H177V204H176ZM176 205H174V206L177 207ZM189 205H190V204H189ZM194 205H195V204H194ZM208 205H209V204H208ZM223 205H224V204H223ZM252 205H253V204H252ZM39 206H40V205H39ZM50 206H48V209H49ZM60 206H59V207H60ZM62 206H61V207H62ZM65 206H66V205H65ZM91 206H92V205H91ZM109 206H108V207H109ZM121 206H122V204H121ZM123 206L126 207L125 204H123ZM132 206H133V205H132ZM132 206H131V207H132ZM145 206H146V205H145ZM151 206H154V205H151ZM156 206H158V205H156ZM156 206H155V207H156ZM164 206H165V205H164ZM164 206H163V207H164ZM174 206H173V207H174ZM190 206H191V205H190ZM192 206H193V205H192ZM200 206H201V204H200ZM203 206H201V207H202L201 209H204ZM205 206H206V205H205ZM221 206H222V205H221ZM233 206H234V205H233ZM255 206H257V205H255ZM262 206H263V204H262ZM22 207H23V206H22ZM27 207H28V206H27ZM34 207H35V206H34ZM34 207H33V208H34ZM46 207H47V206H46ZM46 207H45V208H46ZM52 207H53V209H54V205H53ZM71 207H72V206H71ZM71 207H69V209H70ZM114 207H115V206H114ZM137 207H138V206H137ZM137 207H136V208H137ZM139 207H140V206H139ZM182 207H183V206H182ZM195 207H196V205L193 207V209H194ZM213 207H214V206H213ZM253 207H254V206H253ZM253 207H252V208H253ZM263 207H264V206H263ZM31 208H30V209H31ZM111 208H112V207H111ZM127 208H128V207H127ZM132 208H133V207H132ZM144 208H145V207H144ZM144 208H143V209H144ZM147 208H148V207H147ZM150 208H151V207H150ZM150 208H149V209H150ZM164 208H165V207H164ZM166 208H167V206H166ZM191 208H192V207H190V209H191ZM211 208H212V207H211ZM214 208H215V207H214ZM223 208H224V207H223ZM249 208H250V207H249ZM252 208H251L250 210H252ZM256 208H257V207H256ZM259 208H260V207H259ZM39 209H41V208H39ZM55 209H56V206H55ZM55 209H54V210H55ZM61 209H62V208H61ZM64 209H65V208H64ZM78 209H79V208H78ZM141 209H142V207H141ZM141 209H140V210H141ZM149 209H148V211H151V210H149ZM153 209H154V207H153ZM153 209H152V211H153ZM179 209H180V208H179ZM179 209H178V211H179ZM188 209H189V208H188ZM199 209H200V208H199ZM206 209H208V206H207ZM209 209H210V208H209ZM216 209H217V208H216ZM232 209H235V208H232ZM262 209H263V208H262ZM262 209H261V210H262ZM44 210H45V209H44ZM57 210H58V209H57ZM85 210H86V209H85ZM89 210H90V208H89ZM129 210H130V209H129ZM137 210H138V208H137ZM146 210H147V209H144V211H146ZM161 210H162V206H161ZM175 210H176V209H175ZM175 210H174V211H175ZM183 210H184V208H183ZM210 210H211V209H210ZM238 210H239V209H238ZM258 210H259V209H258ZM2 211H3V209H2ZM69 211H70V210H69ZM83 211H84V210H83ZM98 211H99V210H98ZM98 211H96V212H98ZM111 211H112V210H111ZM130 211H132V210H130ZM152 211H151V213H152ZM154 211H156V210H154ZM154 211H153V212H154ZM162 211H163V215H164V214H165V213H164V209H163ZM172 211H173V210H172ZM180 211H181V210H180ZM190 211H191V210H190ZM190 211H188V212H190ZM194 211H195V210H194ZM199 211H200V210H199ZM220 211H222V209H221ZM224 211H225V209H224ZM224 211H223V212H224ZM235 211H236V209H235ZM242 211H243V210H242ZM254 211H255V208H254ZM263 211H264V210H263ZM59 212H60V211H59ZM121 212H122V211H121ZM156 212H157V211H156ZM156 212H155V214H156ZM158 212H159V208H158ZM165 212H166V211H165ZM192 212H193V211H192ZM196 212L198 213L197 210H196ZM200 212L202 213V210H201ZM200 212H199V215H201ZM207 212H209V211H207ZM207 212H206V213H207ZM210 212H211V211H210ZM212 212H213V209H212ZM236 212H237V211H236ZM240 212H241V211H240ZM259 212H260V211H259ZM0 213H1V212H0ZM33 213H34V212H33ZM47 213H48V212H47ZM140 213H141V212H140ZM145 213H146V212H145ZM149 213H150V212H149ZM161 213H162V212H161ZM166 213H168V211H167ZM174 213H176V212H174ZM174 213H173V214H174ZM179 213H180V212H179ZM190 213H191V212H190ZM190 213H188V214H190ZM213 213H214V212H213ZM213 213H212V214H213ZM215 213H217L216 210H215ZM218 213H219V211H218ZM233 213H234V212H233ZM241 213H243V212H241ZM245 213H246V212H245ZM250 213H251V212H250ZM257 213H258V212H257ZM257 213H255V214H257ZM102 214H103V213H102ZM102 214H101V215H102ZM128 214H129V213H128ZM130 214H132V213H130ZM137 214H138V213H137ZM147 214H148V213H147ZM147 214H146V215H147ZM153 214H154V213H153ZM158 214H160V213H158ZM158 214H157V215H158ZM192 214H193V213H192ZM194 214H195V213H194ZM202 214H203V213H202ZM219 214H220V213H219ZM223 214H224V213H223ZM231 214H232V213H231ZM259 214H260V213H259ZM262 214H263V213H262ZM12 215H13V214H12ZM141 215H142V214H141ZM144 215H145V214H144ZM149 215H150V214H149ZM157 215H155V216H157ZM161 215H162V214H161ZM168 215H170V214H168ZM177 215H180V214H177ZM183 215H184V214H183ZM185 215H186V214H185ZM214 215H216V214H214ZM226 215H227V214H226ZM238 215H239V214H238ZM247 215H248V214H245V215H244V216H246V219H247ZM250 215H251V214H250ZM253 215H254V214H253ZM263 215H264V214H263ZM16 216H17V215H16ZM29 216H30V213H29ZM133 216H134V215H133ZM150 216H151V215H150ZM152 216H153V215H152ZM158 216H159V215H158ZM192 216H193V215H192ZM195 216H197V215H195ZM209 216H210V215H209ZM209 216H208V217H209ZM216 216L218 217V214H217ZM221 216H222V215H221ZM229 216H230V215H229ZM229 216H228V218H229ZM235 216H236V215H235ZM235 216H234V217H235ZM242 216H243V215H242ZM242 216H240V217H242ZM257 216H258V215H257ZM260 216H261V214H260ZM2 217H3V216H2ZM88 217H89V216H88ZM140 217H141V216H140ZM143 217H144V216H143ZM153 217H154V216H153ZM161 217H163V216H161ZM168 217H169V216H168ZM178 217H179V216H178ZM185 217H186V216H185ZM204 217H206V216H204ZM210 217H211V216H210ZM224 217H225V216H224ZM248 217H249V216H248ZM251 217H253V216H251ZM144 218H145V217H144ZM154 218H155V217H154ZM156 218H157V217H156ZM165 218L167 219V217H165ZM169 218H170V217H169ZM172 218H173V217H172V215H171V218H170V219L172 220ZM174 218H175V217H174ZM176 218H177V217H176ZM180 218H181V217H180ZM190 218H191V217H190ZM193 218H194V217H193ZM193 218H192V219H193ZM197 218H198V217H197ZM201 218H202V217H201ZM228 218H227V219H228ZM231 218H233V216H232ZM261 218H262V217H261ZM88 219H89V218H88ZM101 219H103V218H101ZM141 219H142V218H141ZM149 219H150V218H149ZM163 219H164V218H163ZM163 219H161V218L159 219V217H158V220H162V221H163ZM166 219H164L163 222H165ZM187 219H189V218L187 217ZM194 219H195V218H194ZM194 219H193V220H194ZM206 219H207V218H206ZM213 219H214V218H213ZM218 219H219V218H218ZM218 219H217V220H218ZM233 219L235 220L236 218H233ZM237 219H241V218H238V217H237ZM244 219H245V218H244ZM31 220H32V219H31ZM96 220H97V219H96ZM98 220H99V219H98ZM144 220H145V219H144ZM156 220H157V219H156ZM158 220H157V221H158ZM171 220H169V221H171ZM180 220H181V219H180ZM189 220H190V219H189ZM196 220H197V219H196ZM210 220H211V218H210ZM231 220H232V219H231ZM234 220H233V221H234ZM257 220H258V219H257ZM86 221H87V219H86ZM109 221H110V220H109ZM120 221H121V220H120ZM147 221H148V220H147ZM147 221H143L144 224H145V222H146V224H147ZM152 221H153V219H152ZM167 221H168V219H167ZM167 221H166V222H167ZM174 221H175V220H174ZM174 221H172V222L174 223ZM197 221H198V220H197ZM202 221H203V220H202ZM208 221H209V220H208ZM223 221H224V219H223ZM251 221H252V220H251ZM259 221H260V220H259ZM259 221H258V223H259ZM261 221H262V220H261ZM111 222H112V221H111ZM141 222H142V221H141ZM150 222H151V221H150ZM150 222H149V224H150ZM181 222H182V220H181ZM183 222H185V221L183 220ZM211 222H212V221H211ZM217 222H218V221H217ZM220 222H222V221H220ZM220 222H219V224H220ZM254 222H255V221H254ZM262 222H263V221H262ZM106 223H108V221H107ZM109 223H110V222H109ZM169 223H170V222H168V225H169ZM188 223H189V222H188ZM192 223H193V222H192ZM196 223H197V222H196ZM207 223H208V222H207ZM209 223H210V222H209ZM246 223H249V224H250V222H246ZM251 223H252V222H251ZM117 224H118V223H117ZM154 224H155V223H154ZM180 224H181V223H180ZM194 224H195V223H194ZM197 224H198V223H197ZM197 224H195V226H196ZM210 224H211V223H210ZM213 224H214V221H213ZM222 224H223V222H222ZM263 224H264V223H263ZM106 225H107V224H106ZM111 225H112V224H111ZM170 225H171V224H170ZM170 225H169L168 229H170ZM174 225H175V223H174ZM176 225H177V224H176ZM178 225H179V224H178ZM188 225H189V224H188ZM216 225H218V224H216ZM231 225H232V224H231ZM231 225H230V226H231ZM233 225H234V224H233ZM239 225H240V223H239ZM243 225H245V224H243ZM261 225H262V224H261ZM261 225H260V226H261ZM11 226H12V225H11ZM53 226H54V225H53ZM125 226H126V225H125ZM146 226H147V225H146ZM151 226H152V225H150V227H151ZM171 226H172V225H171ZM189 226H190V225H189ZM192 226H193V225H192ZM220 226H221V225H220ZM228 226H229V225H228ZM251 226H253V225H251ZM1 227H2V226H1ZM40 227H41V226H40ZM150 227H149V228H146V229H150ZM158 227H159V226H158ZM184 227L187 228L186 224H185ZM193 227H194V226H193ZM209 227H210V226H209ZM223 227L225 228L226 226L224 225ZM234 227H235V226H234ZM243 227H244V226H243ZM245 227H248V226H245ZM255 227H257V226H255ZM33 228H34V227H33ZM38 228H39V227H38ZM43 228L45 229V226H44ZM46 228L48 229L49 226H47ZM166 228H167V227H166ZM166 228H165V229H166ZM175 228H177V227H175ZM191 228H192V227H191ZM191 228H188V229H191ZM203 228H204V227H203ZM224 228H223V229H224ZM232 228H233V227H232ZM238 228H239V227H238ZM240 228H241V227H240ZM248 228H249V227H248ZM11 229H13V228H11ZM47 229H46V230H47ZM50 229H51V227H50ZM137 229H138V228H137ZM161 229H162V228H161ZM205 229H206V228H205ZM209 229H210V228H209ZM213 229H214V228H212V231H213ZM223 229H222V230H223ZM225 229H226V228H225ZM225 229H224V230H225ZM234 229H235V228H234ZM243 229H244V228H243ZM259 229H260V227H259ZM13 230H14V229H13ZM36 230H37V229H36ZM38 230H39V229H38ZM38 230H37V231H38ZM40 230H42V227L40 228ZM171 230H172V228H171ZM171 230H170V231H171ZM178 230H179V229H178ZM183 230H185V228H184ZM192 230H194V228H193ZM220 230H221V229H220ZM224 230H223V231H224ZM248 230H249V229H248ZM262 230H263V229H262ZM34 231H35V229H34ZM37 231H36V233H37ZM48 231H49V230H48ZM52 231H54V230H52ZM56 231H58V230H56ZM136 231H137V230H136ZM148 231H149V230H148ZM156 231H157V230H156ZM162 231H163V230H162ZM172 231H173V230H172ZM179 231H180V230H179ZM181 231H182V230H181ZM188 231H189V230H188ZM195 231H196V230H194V232H195ZM207 231H209V230H207ZM223 231H222V232H223ZM226 231H227V229H226ZM239 231H241V230L239 229ZM263 231H264V230H263ZM2 232H3V231H2ZM46 232H47V231H46ZM50 232H51V231H50ZM54 232H55V231H54ZM54 232H53V233H54ZM165 232H167V231H165ZM192 232H193V231H192ZM194 232H193V233H194ZM202 232H203V230H202ZM215 232H216V231H215ZM217 232H218V231H217ZM219 232H220V231H219ZM235 232H237V231H235ZM235 232H234V234H235ZM249 232H250V231H249ZM19 233H20V232H19ZM160 233H161V232H160ZM163 233H164V232H163ZM163 233H162V234H163ZM177 233H181V232H176V234H174V235H177V236H178ZM182 233H183V232H182ZM184 233H185V231H184ZM204 233H205V232H204ZM211 233H214V232H211V231H210V234H211ZM228 233H230V232L228 231ZM232 233H233V231H232ZM239 233H240V232H239ZM3 234H4V233H3ZM30 234H31V233H30ZM149 234H150V232H149ZM157 234H158V232H157ZM169 234H170V233H169ZM171 234H172V233H171ZM195 234H196V232H195ZM207 234H208V232H207ZM220 234H221L220 236L223 235L221 232H220ZM234 234H233V235H234ZM241 234H242V232H241ZM17 235H18V234H17ZM52 235H54V234H52ZM113 235H114V234H113ZM155 235H156V234H155ZM165 235H166V234H165ZM165 235H163V236H165ZM172 235H173V234H172ZM187 235H188V234H187ZM201 235H202V234H200V236H201ZM204 235H205V234H204ZM204 235H202V236H204ZM247 235H248V233H247ZM0 236H1V235H0ZM7 236H8V235H7ZM116 236H117V238H118V235H116ZM116 236H114V237H116ZM120 236H121V235H120ZM179 236H180V235H179ZM179 236H178V238H179ZM189 236H190V235H189ZM193 236H194V235H193ZM196 236H197V235H196ZM205 236H206V235H205ZM209 236H210V235H209ZM217 236H219V235H217ZM224 236H225V235H224ZM235 236H236V235H235ZM238 236H241V237H242V235H238ZM250 236H251V234H250ZM3 237H4V236H3ZM54 237H55V236H54ZM56 237H57V236H56ZM58 237H59V236H58ZM58 237H57V238H58ZM103 237H104V236H103ZM106 237H107V236H106ZM108 237H109V236H108ZM108 237H107V238H108ZM110 237H111V236H110ZM153 237H154V236H153ZM156 237H157V236H156ZM158 237H159V236H158ZM160 237H161V236H160ZM174 237H175V236H174ZM180 237H181V236H180ZM190 237H192V234H191ZM190 237H189V238H190ZM194 237H195V236H194ZM194 237H193V238H194ZM197 237H198V236H197ZM207 237H208V236H207ZM211 237H212V240H213L214 236H211ZM215 237H216V236H215ZM232 237H233V236H232ZM253 237L255 238V236H253ZM0 238H1V237H0ZM166 238H167V237H166ZM166 238H165V239H166ZM168 238H169V237H168ZM172 238H173V237H172ZM175 238H176V237H175ZM193 238H192V239H193ZM198 238H199V237H198ZM198 238H197V239H198ZM216 238H217V237H216ZM216 238H215V239H216ZM220 238H221V237H220ZM223 238H224V237H223ZM239 238H240V237H239ZM250 238H251V237H249V239H250ZM3 239H4V238H3ZM59 239H60V238H59ZM101 239H102V238H101ZM101 239H100V240H101ZM103 239H104V238H103ZM103 239H102V240H103ZM114 239H115V238H114ZM119 239H120V238H119ZM176 239H177V238H176ZM184 239H185V237L183 236V241H184ZM192 239H191V241H192ZM209 239H211V238H209ZM218 239H219V238H218ZM227 239H228V238L226 237V241H227ZM251 239H252V238H251ZM0 240H1V239H0ZM108 240H110V238H109ZM126 240H127V239H126ZM185 240H186V239H185ZM187 240H188V239H187ZM194 240L196 241V239H194ZM202 240H203V238H202ZM202 240H201V241H202ZM206 240H207V239H206ZM212 240H210V241H212ZM240 240H241V239H240ZM41 241H42V240H41ZM172 241H174V240L172 239ZM177 241H178V240H176V242H177ZM179 241H180V240H179ZM181 241H182V240H181ZM215 241H216V240H215ZM219 241H220V240H219ZM14 242H15V241H14ZM18 242H19V240H18ZM44 242H45V241H44ZM100 242H101V241H100ZM113 242H114V241H113ZM123 242H124V241H123ZM125 242H130V241L127 240V241H125ZM152 242H153V241H152ZM158 242H161V241L159 240ZM158 242H157V243H158ZM167 242H168V241H167ZM193 242H194V241H193ZM208 242H209V240H208ZM19 243H20V242H19ZM93 243H94V242H93ZM97 243H98V242H96V244H97ZM103 243H104V242H103ZM114 243H116V242H114ZM145 243H146V242H145ZM149 243H150V242H149ZM149 243H148V244H149ZM153 243H154V242H153ZM162 243H163V241H162ZM173 243H174V242H173ZM181 243H182V242H181ZM203 243H204V241H203ZM219 243H220V242H219ZM234 243H235V242H234ZM236 243H237V242H236ZM91 244H92V243H91ZM96 244H95V245H96ZM108 244H110V243H108ZM121 244H122V243H121ZM128 244L130 245V243H128ZM184 244H186V243H184ZM194 244H196V243H194ZM247 244H248V242H247ZM260 244H261V242H260ZM38 245H39V244H38ZM38 245H37V246H38ZM95 245H94V247H96ZM124 245H125V244H124ZM167 245H168V244H167ZM171 245H172V244H171ZM175 245H176V244H175ZM177 245H178V244H177ZM203 245H204V244H203ZM209 245H210V244H209ZM214 245H215V243H214ZM217 245H218V244H217ZM220 245H221V244H220ZM232 245H233V244H232ZM236 245H237V244H235L234 247H235ZM252 245H253V244H252ZM258 245H259V243H258ZM11 246H12V245H11ZM39 246H40V245H39ZM39 246H38V247H39ZM87 246H88V245H87ZM89 246H90V245H89ZM109 246H110V245H109ZM111 246H112V245H111ZM132 246H133V245H132ZM182 246H183V244H182ZM210 246H211V245H210ZM238 246L241 247L242 244H240V245L238 244ZM247 246H249V244H248ZM55 247H56V246H55ZM125 247H126V246H125ZM125 247H124V248H125ZM180 247H181V245H180ZM191 247H192V246H191ZM191 247H190V248H191ZM196 247H197V246H196ZM204 247H205V246H204ZM207 247H209V246H207ZM213 247H214V246H213ZM216 247H217V246H215V248H216ZM227 247H228V246H227ZM51 248H52V247H51ZM56 248H57V247H56ZM104 248H105V246H104ZM108 248L110 249L111 247H108ZM114 248H115V247H114ZM117 248H118V247H116L115 249H117ZM129 248H130V247H129ZM129 248H128V249H129ZM152 248H153V247H152ZM171 248H172V247H171ZM177 248H178V247H177ZM185 248H186V245H185ZM205 248H206V247H205ZM205 248H204V249H205ZM221 248H222V246H221ZM221 248H220V249H221ZM223 248H224V247H223ZM232 248H233V247H232ZM248 248H249V247H248ZM250 248H251V247H250ZM252 248H253V247H252ZM261 248H262V247H261ZM101 249H103V248H101ZM126 249H127V248H126ZM128 249H127V250H128ZM132 249L134 250V247H133ZM132 249H131V250H132ZM135 249H136V248H135ZM173 249H174V248H173ZM175 249H176V248H175ZM179 249H180V248H179ZM194 249H195V248H193V250H194ZM239 249H240V248H239ZM241 249H243V248H241ZM263 249H264V248H263ZM49 250H50V249H49ZM52 250H53V248H52ZM52 250H51V251H52ZM73 250H74V249H73ZM86 250H87V249H85V251H86ZM92 250H93V249H92ZM127 250H126V251H127ZM133 250H132V251H133ZM160 250H161V249H160ZM180 250H181V249H180ZM205 250H206V249H205ZM208 250H209V249H208ZM226 250H228V249H226ZM226 250H225V251H226ZM231 250H232V249H231ZM233 250H235V249H233ZM249 250H250V249H249ZM257 250H258V249H257ZM24 251H25V250H24ZM47 251H48V250H47ZM51 251H50V252H51ZM88 251H89V249H88ZM122 251H123V250H122ZM126 251H125V252H126ZM129 251H130V250H129ZM182 251H183V250H182ZM188 251H189V250H188ZM194 251H196V250H194ZM194 251H193V252H194ZM209 251H210V250H209ZM211 251H212V250H211ZM217 251H220V250H217ZM221 251H222V249H221ZM236 251H237V250H236ZM251 251H253V250H251ZM261 251H262V250H261ZM16 252H17V251H16ZM27 252H28V251H27ZM56 252H57V251H56ZM60 252H62V251H60ZM63 252H64V251H63ZM76 252H78V251H76ZM91 252H92V251H91ZM115 252H117V251H115ZM118 252H119V251H118ZM130 252H131V251H130ZM155 252H156V251H155ZM176 252H179V251H176ZM191 252H192V250H191ZM197 252H198V251H197ZM205 252H206V251H205ZM223 252H224V251H223ZM234 252H235V251H234ZM234 252H233V253H234ZM238 252H239V251H238ZM245 252H246V251H245ZM38 253L40 254V252H38ZM45 253L47 254V252H45ZM71 253H72V252H71ZM71 253H70V254H71ZM84 253H85V252H84ZM121 253H122V252H121ZM179 253H181V252H179ZM217 253H218V252H217ZM221 253H222V252H221ZM230 253H231V252H230ZM242 253L244 254V251H243ZM242 253H241V254H242ZM246 253H247V252H246ZM252 253H253V252H252ZM252 253H251V255H252ZM262 253H263V251H262ZM58 254H59V253H58ZM58 254H56V255H58ZM73 254H75V253H73ZM73 254H72V255H73ZM79 254H80V253H79ZM88 254H89V253H88ZM88 254H87V255H88ZM139 254H141V253H139ZM139 254H138V255H139ZM157 254H158V253H157ZM175 254H176V253H175ZM194 254H195V253H194ZM224 254H225V253H224ZM234 254H235V253H234ZM237 254H238V253H237ZM241 254H240V255H241ZM253 254H254V253H253ZM256 254H257V253H256ZM256 254H255V255H256ZM258 254H259V253H258ZM5 255H6V254H5ZM29 255H30V254H29ZM32 255H35V254H32ZM47 255H48V254H47ZM53 255H54V254H53ZM53 255H52V256H53ZM63 255H64V254H63ZM80 255H83V254H80ZM97 255H98V254H97ZM126 255H128V254H126ZM163 255H164V254H163ZM163 255H162V256H163ZM182 255H183V254H182ZM235 255H236V254H235ZM249 255H250V254H249ZM70 256H71V255H70ZM74 256H75V255H74ZM76 256H77V255H76ZM78 256H79V255H78ZM84 256H86V255H84ZM91 256H92V255H91ZM94 256H95V255H94ZM94 256H93V257H94ZM136 256H137V254H136ZM158 256H160V255H158ZM194 256H195V255H194ZM222 256H224V255H222ZM225 256H226V255H225ZM229 256H230V255H229ZM238 256H239V255H238ZM257 256H258V255H257ZM259 256H261V255H259ZM262 256H263V254H262ZM30 257H32V256L30 255ZM37 257H38V256H36V259L39 260V258H37ZM40 257H41V256H40ZM56 257H57V256H56ZM62 257H63V256H62ZM62 257H61V258H62ZM119 257H121V256H119ZM139 257H140V256H139ZM142 257H143V256H142ZM213 257H214V256H213ZM215 257H216V256H215ZM226 257H228V256H226ZM248 257L250 258V256H248ZM252 257H253V256H252ZM255 257H256V256H255ZM263 257H264V256H263ZM44 258H45V256H44ZM44 258H43V259H44ZM121 258H122V257H121ZM158 258H159V257H157V259H158ZM167 258H168V257H167ZM194 258H197V257H194ZM223 258H224V257H223ZM235 258H236V256H235ZM244 258H245V257H244ZM256 258H257V257H256ZM256 258H255V259H256ZM261 258H262V257H261ZM31 259H34V258L32 257ZM40 259H41V258H40ZM48 259H49V257H48ZM51 259H53V258H51ZM55 259H56V258H55ZM59 259H60V258H59ZM59 259H58V260H59ZM62 259H63V258H62ZM88 259H89V258H88ZM106 259H107V258H106ZM132 259H133V258H132ZM143 259H144V258H143ZM163 259H164V258H163ZM203 259H205V258H203ZM216 259H217V258H216ZM229 259H230V258H229ZM232 259H233V257H232ZM239 259H240V258H239ZM253 259H254V258H253ZM253 259H252V260H253ZM262 259H263V258H262ZM65 260H66V257H65ZM68 260H69V259H68ZM92 260H93V259H92ZM109 260H110V259H109ZM114 260H115V259H114ZM128 260H129V259H128ZM136 260H138V259H136ZM139 260H141V259H139ZM139 260H138V264H139ZM144 260H145V259H144ZM161 260H162V259H161ZM168 260H169V259H168ZM222 260H223V259H222ZM256 260H257V259H256ZM6 261H7V260H6ZM30 261H31V260H30ZM32 261L34 262L35 260H32ZM32 261H31V262H32ZM41 261H42V260H40V262H41ZM43 261H44V260H43ZM46 261H48V260H46ZM54 261H55V260H54ZM59 261H61V260H59ZM74 261H75V260H74ZM74 261H73V262H74ZM93 261H94V260H93ZM112 261H113V260H112ZM115 261H116V260H115ZM121 261H122V260H121ZM126 261H127V260H126ZM133 261H134V260H133ZM169 261H170V260H169ZM223 261H224V260H223ZM230 261H231V260H230ZM234 261H235V260H234ZM243 261H244V260H243ZM2 262H3V261H2ZM9 262H10V261H9ZM31 262H29L28 264H31ZM33 262H32V263H33ZM36 262H37V261H36ZM38 262H39V261H38ZM65 262H66V261H65ZM113 262H114V261H113ZM116 262H117V261H116ZM118 262H119V261H118ZM127 262H128V261H127ZM136 262H137V261H136ZM176 262H178V261H176ZM197 262H198V261H197ZM204 262H206V261H204ZM228 262H229V260H228ZM250 262H251V261H250ZM253 262H254V260H253ZM259 262H260V261H259ZM259 262H258V263H259ZM6 263H7V262H6ZM34 263H35V262H34ZM87 263H89V261H88ZM109 263H110V261H109L107 264H109ZM134 263H135V262H134ZM143 263H144V261H143ZM171 263H172V262H171ZM183 263H184V262H183ZM190 263H191V261H190ZM224 263H225V262H224ZM238 263H239V262H238ZM261 263H262V262H261ZM261 263H260V264H261ZM36 264H38V263H36ZM40 264H41V263H40ZM62 264H63V263H62ZM70 264H71V263H70ZM140 264H141V263H140ZM145 264H146V263H145ZM227 264H228V263H227ZM229 264H230V262H229ZM232 264H233V262H232ZM263 264H264V263H263Z\"/></svg>",
    "mask_w": 264,
    "mask_h": 264
}]
</instances>
